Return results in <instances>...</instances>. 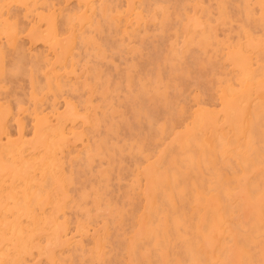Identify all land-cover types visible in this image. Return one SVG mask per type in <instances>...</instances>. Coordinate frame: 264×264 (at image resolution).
I'll use <instances>...</instances> for the list:
<instances>
[{
    "label": "rangeland",
    "instance_id": "374dc122",
    "mask_svg": "<svg viewBox=\"0 0 264 264\" xmlns=\"http://www.w3.org/2000/svg\"><path fill=\"white\" fill-rule=\"evenodd\" d=\"M2 0H0V18L2 17V19L3 20H0V24H2V25H0V38H1V36H2V32H4L3 34L5 35H3V42H2V38L0 39V42H2L3 43V45H2V43H0L1 45H0V90H1V92H0V112H3V114L2 113H0V147L2 148V149H0L1 151H0V158H4L5 159V161L3 160V162H2V159H1V161H0V178L2 177V179H3V181H2V179H0V183H2V185L0 186V192L2 191V189H4V192H1L0 193V206L2 207V209H1V207H0V209L2 210V212H1V210H0V222H2L3 220H4V218H1V217H6V218H8V219H6L5 218V222L3 223H1L2 225L0 226V227H2V229L0 228V253L2 254H0L1 256H0V259L2 258V260H0V264H9V261H10V263L11 264H26V262H30V264L33 262V264L35 263V264H69V262H73V263H70V264H82V263H84V264H90L93 260H94V258L95 257H97V258H95L96 260L98 259L99 261H96V260H94L91 264H95V263H98V264H108L109 262H110V264H111V261H112V263L113 264H126V262H127V264H149L150 262L152 263V264H168V263H171L172 264V262H173V264H179V263H183L184 264V261H186V263L185 264H202V263H204V264H223V258H225V256H226V260H225V264H229L228 262H230V264H241V259L240 258H242L243 259V261L244 260H246V262L244 261V263L243 264H245V263H247V264H253V263H249V260L248 259H250V258H252V261L254 260L253 258H257L258 260H259V258L258 257H260V258H264V256L263 255H261V253L260 252H264V240H263V238H264V236L261 238L260 237V235H264V220H263V218H264V206H262V205H264V161H263V159H264V150H262V149H264V145H262V144H264V139H262V138H264L263 136H264V116H262V115H264V87L263 86H261V83H262V81H264L263 79V77H261L262 76V74H264V73H261V71L262 70H264V63L263 62H259V61H264V50H263V48H264V29H262V27H264V21H263V23H262V21L261 20H264V10H263V3H264V0H238L240 3L238 4V1L237 0H234V1H229V0H201V3H200V0H175V1H177L176 2V5H177V8L175 7L176 5H175V1H173V0H170V1H173L172 3L169 1V0H166L165 2H164V0H112V2H111V0H90V1H88V0H67V2H64V1H66V0H3L2 2H1ZM5 1V2H4ZM11 1V2H10ZM15 1H17V2H15ZM21 1V2H20ZM35 1V2H34ZM53 1V2H52ZM58 1V2H57ZM63 1V2H62ZM91 1L92 2H94V6H92L91 5ZM120 1H122V2H120ZM135 3H134V2ZM138 1V2H137ZM147 1V2H146ZM156 1V2H155ZM189 1H192V4H191V2L190 3H188ZM222 1H224L223 3H222ZM237 1V2H236ZM255 1V2H254ZM261 1H263V2H261ZM13 2V3H12ZM19 2V3H18ZM33 2H34V4H33ZM77 2V3H76ZM101 2H103V3H101ZM108 2V3H107ZM118 2H119V5H116V4H118ZM129 2H131V3H129ZM150 2H153L152 4L150 3ZM157 2H158V4H157ZM186 2L189 4H186ZM232 2V3H231ZM254 2V3H253ZM17 3V4H16ZM28 3V4H27ZM46 3H48V5L46 4ZM74 3V4H73ZM90 3V4H89ZM98 3V4H97ZM111 3V4H110ZM129 3V4H128ZM133 3H134V5H133ZM143 3H145L144 4V6L142 5ZM174 3V4H173ZM181 4L182 3V5H179V4ZM198 3H200V4H198ZM4 4H6V5H4ZM30 4H32V6L30 5ZM59 4H61V5H59ZM79 4V5H78ZM82 4H84V5H87V6H84V5H82ZM113 4V5H112ZM152 6H151V5ZM153 4H157L156 6L155 5H153ZM161 4L163 5V6H161ZM173 5V7L172 6H168V5ZM259 4V6L257 7V5ZM4 7H3V6ZM11 5H13V6H11ZM16 5V6H15ZM19 5V6H18ZM20 5H21V7H20ZM30 5V6H29ZM82 5V6H81ZM116 5V6H115ZM122 5H124V6H122ZM127 6V8H126V6ZM129 5H131V7H129L128 8V6ZM137 5V6H136ZM142 5V6H141ZM184 5V6H183ZM229 5V6H228ZM237 5V6H236ZM239 5V6H238ZM244 5H246V6H248V7H245ZM7 6V7H6ZM27 6H29V7H27ZM38 6V7H37ZM47 6H48V8H47ZM54 6V7H53ZM78 6V7H77ZM89 6H92V7H89ZM95 6H96V8L97 9H94L95 8ZM101 6H102V8H101ZM113 6V7H112ZM114 6H115V8H114ZM119 8H118V7ZM136 6V7H135ZM138 6H139V8H138ZM160 6V7H159ZM164 6H165V8H164ZM166 6H168V7H166ZM184 8H183V7ZM195 6H196V8H195ZM228 6V7H227ZM252 6V7H251ZM1 7H3V8H1ZM12 7V8H11ZM33 7L35 8V9H33ZM45 7V8H44ZM51 8V10H53L52 12H50V8ZM94 7V8H93ZM108 7V8H107ZM117 7V8H116ZM123 7H124V9H123ZM149 7H151V9H149ZM161 7L162 8H164V9H161ZM171 7H172V9H171ZM176 8V10H177V14L178 15H176V10H175V8ZM218 7H221V8H219V9H217ZM254 7H256V8H254ZM11 8V9H10ZM17 8V9H16ZM25 8V9H24ZM31 8V9H30ZM36 8H38V13L36 12L37 11V9ZM59 8V9H58ZM83 8H85V10H82ZM90 8H92L93 10H96L95 11V13H96V17H95V13H94V11L92 10V9H90ZM110 8V9H109ZM131 8H133V10H131ZM145 8V9H144ZM157 8V9H156ZM183 8V9H182ZM201 8V9H200ZM227 8H229V11L227 10ZM233 8H235V9H233ZM239 8V9H238ZM249 8V9H248ZM252 8V9H251ZM258 8H259V11H258ZM2 9V10H1ZM6 9V10H5ZM27 9H28V12H27ZM56 9V10H55ZM64 9V10H63ZM106 9H107V11H106ZM119 9V10H118ZM121 9H123L122 11H121ZM143 9V10H142ZM148 9V10H147ZM159 9H161V11H163V10H165V11H163L162 13L163 14H161V11L159 10ZM166 9H168V10H166ZM174 9V10H173ZM192 9V10H191ZM199 9V10H198ZM221 9V10H220ZM251 9V10H250ZM4 10V11H3ZM8 10H10V12L11 13H13V15H11V13L10 12H8ZM24 10V11H23ZM30 10L32 11V13L30 12ZM36 10V11H35ZM44 10V11H43ZM71 10V11H70ZM80 10V11H79ZM90 10H92V11H90ZM111 10H113L112 12H111ZM139 12H138V11ZM145 10H147V12L145 11ZM151 12H150V11ZM158 10V11H157ZM171 10V11H170ZM179 10V11H178ZM189 10H190V12H189ZM220 10V11H219ZM246 10V11H245ZM257 10V11H256ZM3 11V12H2ZM33 11H34V14H33ZM41 11V12H40ZM43 11V12H42ZM61 11V12H60ZM63 11V12H62ZM85 11V12H84ZM90 11V12H89ZM115 11H117V12H115ZM118 11H121V12H118ZM154 11H156V12H154ZM167 11H168V13H167ZM173 11H175V12H173ZM186 13H185V12ZM188 11V12H187ZM193 11H195L194 13H193ZM202 11V12H201ZM222 11H224V12H222ZM231 11V13H229ZM237 11H240V12H237ZM255 11V13H253ZM4 12H8V13H4ZM17 12V13H16ZM24 12H27V13H24ZM44 12H46L45 14H44ZM58 12V13H57ZM65 12H67V13H65ZM73 12L74 13H77V14H75V15H73L72 17L75 19H73L72 17H70L72 14H73ZM84 12V13H83ZM115 12V13H114ZM124 12V13H123ZM136 12H138V13H136ZM144 12V13H143ZM154 12V13H153ZM179 12V13H178ZM180 12H181V14H180ZM192 12V13H191ZM202 13V15H204V17H205V15L207 16L206 17V19L201 15V13ZM204 12V13H203ZM241 12H242V14H241ZM245 12V13H244ZM250 12V13H249ZM259 12H260V15H259ZM10 13V14H9ZM31 15H30V14ZM55 13V14H54ZM59 13L60 14H62V15H59ZM64 13L66 14L65 15V17H62V16H64ZM89 13V14H88ZM102 13V14H101ZM110 13H112V14H110ZM129 13V14H128ZM134 13V14H133ZM147 13V14H146ZM165 13H166V15H165ZM171 13H172V15H171ZM185 13V14H184ZM253 13V14H252ZM9 15V17L8 16H6V15ZM29 15V17H28V15ZM40 15V16H38L39 17V19H38V17H37V15ZM48 14H50V15H48ZM71 14V15H70ZM78 14H80L81 16H82V14H84V16L83 17H80V15L78 16ZM108 14V15H107ZM110 14V15H109ZM121 14H122V16H121ZM143 14V15H142ZM149 14H151V15H149ZM169 14V15H168ZM193 14V15H192ZM200 14V15H199ZM231 14V15H230ZM245 14V15H244ZM263 14V15H262ZM11 15V16H10ZM20 15V19H19V17H17V16H19ZM23 15H27V16H23ZM46 15H47V17H46ZM58 15H59V17H58ZM70 15V16H69ZM87 15V16H86ZM90 15V16H89ZM105 15V16H104ZM118 15V16H117ZM155 15H156V17H155ZM158 15H161V16H158ZM176 15V16H175ZM181 15V16H180ZM185 15L187 16L188 15V17H186L187 19H185L184 17H185ZM190 15V16H189ZM197 15V16H196ZM221 15H223V19H222V16ZM230 15V16H229ZM254 15V16H253ZM262 15V16H261ZM53 16V17H52ZM116 16V17H115ZM131 16V17H130ZM145 16V17H144ZM162 16H164L165 18H163ZM168 16V17H167ZM177 17V18H175V17ZM199 16V17H198ZM226 16L228 17V18H226ZM246 16V18H243V17H245ZM248 16V17H247ZM258 16H260V17H258ZM25 17V18H24ZM57 17V18H56ZM94 17V18H93ZM99 17V18H98ZM102 17H104V18H102ZM106 17V18H105ZM123 17H126V18H123ZM144 17V19H142ZM175 19H174V18ZM182 17V18H181ZM195 17V18H194ZM196 17H198V18H196ZM241 17H242V19H241ZM250 17V18H249ZM251 17H252V20H247V19H251ZM5 18H7L6 20H5ZM17 18V19H16ZM29 18V19H28ZM34 18V19H33ZM38 20H37V19ZM44 18H46V19H44ZM76 18H80V19H76ZM85 18V19H84ZM97 18V19H96ZM127 18H128V22H127ZM136 18V19H135ZM159 18V19H158ZM163 18V19H162ZM168 18V19H167ZM170 18V19H169ZM178 18H179V20H178ZM231 18V19H230ZM233 18V19H232ZM256 18V19H255ZM260 20H259V19ZM13 19V20H12ZM18 20V21H15V20ZM22 19V20H21ZM34 20V22H33V20ZM37 21H36V20ZM59 19H61V20H59ZM101 21H100V20ZM112 19V20H111ZM125 19H126V21H125ZM133 19H135V20H133ZM137 19H140V20H137ZM147 21H146V20ZM165 19V20H164ZM173 19V20H172ZM190 19H192V21H194V23H191L192 21L190 20ZM201 21H200V20ZM209 20V23L208 22H203L204 20ZM226 19V20H225ZM8 20H11V21H9V22H7ZM26 20V21H25ZM40 20V21H39ZM58 20V21H57ZM74 20V21H73ZM78 20V21H77ZM103 20H105V21H103ZM108 22H107V21ZM122 20V21H121ZM143 20V21H142ZM158 20H160L159 22H158ZM176 20V21H175ZM185 20H189L190 21V23L188 24L187 22L188 21H185ZM200 21V23H199V21ZM223 20V21H222ZM242 20L244 21V22H242ZM76 21V22H75ZM86 21V22H85ZM109 21H111L112 23H109ZM114 21H115V23H114ZM140 21V22H139ZM142 21V22H141ZM146 21V22H145ZM158 22V23H156V22ZM165 21V22H164ZM169 21V22H168ZM3 22V23H2ZM12 22V23H11ZM20 22V23H19ZM27 22H29V23H27ZM39 22V23H38ZM41 22V23H40ZM54 22H58V25L56 24V23H54ZM59 22L61 23V24H59ZM85 22V23H84ZM87 22L89 23V24H87ZM123 22V23H122ZM132 22V23H131ZM143 22H145V23H143ZM198 22V23H197ZM224 22H226V24H224ZM255 22H257V24L255 25ZM258 22H260L259 24H258ZM31 23H32V25H31ZM70 23V24H69ZM72 23H73V25H72ZM80 23V24H79ZM90 23H93V25H94V27H93V25L92 24H90ZM102 23V24H101ZM107 23V24H106ZM132 24V25H130V24ZM149 23V24H148ZM171 23V24H170ZM179 23V24H178ZM195 23H197V24H195ZM205 25L206 26V24H209V25H207L206 27H204L203 25ZM205 23V24H204ZM250 24V25H247V24ZM5 24H7L6 26H5ZM13 24V25H12ZM17 24V25H16ZM19 24H21V25H19ZM45 24V25H44ZM53 26H52V25ZM64 24V25H63ZM67 24V25H66ZM85 24V25H84ZM86 24H87V26L88 27H90V28H88L87 26H86ZM107 26H106V25ZM121 26H120V25ZM125 24V25H124ZM144 24V25H143ZM161 24V25H160ZM245 26H244V25ZM263 24V25H262ZM19 25V27H17ZM25 27H24V26ZM45 27H44V26ZM81 25V26H80ZM83 25V26H82ZM90 25H92V26H90ZM103 25V28L101 27ZM108 25L110 26V28H111V30H110V28L108 27ZM133 25H135L134 26V28H133ZM157 25H159V26H157ZM165 25H166V27H165ZM190 25H192V27L190 26ZM13 26H15V27H13ZM20 26H22V27H20ZM34 26H36V27H34ZM56 26V27H55ZM57 26H58V28H57ZM64 26H66V27H64ZM70 27V26H72L71 27V30H70V28L68 29V27ZM80 26V27H79ZM132 27V31L134 32H132L131 31V27ZM143 28H142V27ZM147 26V27H146ZM151 26V27H150ZM171 26V27H170ZM172 26H178V27H174V28H172ZM182 26V27H181ZM191 27V31H193V32H191V31H189V30H187L189 27ZM203 27V29H202V27ZM208 26H209V28H208ZM12 27H13V29L15 28V30H13L12 29ZM27 27V28H26ZM28 27H30V28H28ZM41 27V28H40ZM44 27V28H43ZM53 27H55V28H53ZM61 27V29H59ZM75 27H77V29L75 28ZM118 27H120V28H118ZM130 27V28H129ZM164 27H165V29L166 30H170V31H166L165 29H164ZM188 27V28H187ZM193 27H195V28H193ZM197 27H200L199 29L197 28ZM242 27V28H241ZM243 27H245V29L243 28ZM250 27H251V29H250ZM261 27V28H260ZM18 28V29H17ZM80 28V29H79ZM84 28V29H83ZM86 28V29H85ZM102 28V29H101ZM104 28H105V31H104ZM114 28V29H113ZM122 28H124V29H122ZM157 28V29H156ZM162 28V29H161ZM179 30H177V29ZM187 28V29H186ZM204 28H206V30L204 29ZM249 28V29H248ZM256 28H257V30H258V32L256 31ZM2 29H4V30H6V33H5V31L4 30H2ZM24 29V30H23ZM44 29V30H43ZM67 29L69 30L68 32H67ZM76 29V30H75ZM101 29V30H100ZM120 29V30H119ZM141 29H144V30H141ZM147 29V30H146ZM149 29H150V31H149ZM255 29V30H254ZM2 30V31H1ZM19 31V33H18V31ZM29 32H27V31ZM56 30V31H55ZM81 30V31H80ZM82 30H85V32L84 31H82ZM127 30V31H126ZM135 30V31H134ZM145 30H146V32H145ZM158 30H161V31H158ZM164 30V31H163ZM171 30H172V32H171ZM177 32H176V31ZM184 30H187L186 32L184 31ZM199 30V31H198ZM201 30H203V32L201 31ZM12 31L14 32V33H12ZM24 31V32H23ZM57 31H59V32H57ZM74 31H76V32H78V33H82V34H78V33H76V32H74ZM93 31H95V32H93ZM114 31V32H113ZM122 31V32H121ZM131 31V32H130ZM150 33H149V32ZM154 31H156V32H154ZM165 31H166V33H165ZM202 33H201V32ZM208 33H206V32ZM240 31V32H239ZM243 31V32H242ZM248 31V32H247ZM252 31V32H251ZM33 32V33H32ZM64 32V33H63ZM68 33V35H67V33ZM69 32H72V33H75V34H72V33H70L69 34ZM100 32H102V33H100ZM106 32V33H105ZM112 32V33H111ZM115 32H118V33H115ZM137 32V33H136ZM181 32H183V33H181ZM231 32H232V35H231ZM55 33V34H54ZM57 33V34H56ZM61 33V34H60ZM66 33V34H65ZM95 33V34H94ZM145 33V34H144ZM163 33H165V34H163ZM168 33H169V35H168ZM177 33V34H176ZM186 33V35L184 36V35H182V34H185ZM189 33H191V37H188V36H190V34ZM195 33H197V35L195 34ZM205 33H206V36H205ZM211 33H213V35L211 34ZM238 33H240V35L241 36H243V37H240L239 36V34ZM28 34V35H27ZM52 34H54V36L52 35ZM66 36H65V35ZM93 34V35H92ZM97 34H99V35H97ZM102 34V35H101ZM103 34H104V36H103ZM113 35L112 36V40H111V36L110 35ZM116 34V35H115ZM122 34V35H121ZM127 34V35H126ZM130 34H132V35H130ZM154 34H156V35H154ZM157 34H160V35H157ZM199 34H202L201 36L199 35ZM230 34V35H229ZM26 35V36H25ZM45 35H51V36H49V37H47V36H45ZM60 36L61 37V35H63L61 38H58V39H60L59 40V42H57L58 41V39H57V37H56V40H55V38H53V37H55V36ZM71 37H70V36ZM82 35V36H81ZM85 35H87V36H85ZM90 37H89V36ZM95 35H97V36H99V37H97V36H95ZM172 35V36H171ZM194 35V36H193ZM212 35V36H211ZM224 35H227V36H224ZM237 35V36H236ZM246 35H247V37H246ZM252 35V36H251ZM15 36H17L16 37V40L14 41V37ZM26 38H25V37ZM67 36H69V37H67ZM77 37V36H79V37H77V38H75V37ZM110 36V37H109ZM170 36V37H169ZM200 36V37H199ZM204 36V37H203ZM218 36V37H217ZM239 36V37H238ZM257 36H259V37H257ZM260 36L261 37H263V38H260ZM44 37H46V38H44ZM52 38L51 40L49 39V38ZM106 39H105V38ZM121 37V38H120ZM125 37V38H124ZM132 37V38H131ZM138 37H139V40L137 41L136 39H138ZM155 37V38H154ZM193 37H196V38H193ZM209 37H212V38H209ZM217 37V38H216ZM220 37V38H219ZM235 37V38H234ZM12 38H14V39H12ZM62 38H64L63 40H62ZM72 38V39H71ZM85 38V39H84ZM107 38H108V40H107ZM119 38L121 39V40H119ZM127 38H128V42H127ZM136 38V39H135ZM159 38V39H158ZM161 38H164L163 40L161 39ZM170 38V39H169ZM185 38H188V39H185ZM198 38H200L199 40H198ZM219 38V39H218ZM232 40H231V39ZM234 38V39H233ZM242 38V39H241ZM249 38V39H248ZM255 38V39H254ZM21 39H22V41H21ZM80 39H82V40H80ZM103 39V40H102ZM131 39H133V40H131ZM168 39V40H167ZM189 39H191L190 40V42H188V40ZM194 41H193V40ZM206 39H208V40H206ZM209 39H211V40H209ZM229 39V40H228ZM236 39V40H235ZM247 39V40H246ZM261 39V40H260ZM10 40V41H9ZM19 40V41H18ZM69 40H72V42H69ZM78 40V42H76ZM101 40L103 41L102 43H99V42H101ZM104 40H106V41H109L110 43H109V48L107 47V43L105 44V42L106 41H104ZM130 40V41H129ZM145 40H146V42H145ZM151 40H153L154 42H152L151 43ZM157 40H159V41H157ZM163 41V42H161V41ZM186 40H187V42H186ZM202 40V41H201ZM206 40V41H205ZM213 40V42H211ZM219 40H221L220 42H219ZM237 40H241L240 41V43H239V41H237ZM256 40V41H255ZM258 40V41H257ZM6 41V42H5ZM8 41V42H7ZM16 41H17V44H18V46H17V44H16ZM51 41V42H50ZM54 41V42H53ZM111 41H113V42H111ZM227 42V44H223V42ZM242 41H244L245 43L247 42V44H245V43H243ZM263 41V42H262ZM11 42V43H10ZM47 42V43H46ZM48 42H50V43H52L51 45H50V43H48ZM79 42H81V43H79ZM115 42V43H114ZM134 42H136L137 44H135ZM158 42H160V43H158ZM179 42V43H178ZM187 43L186 44V46H185V44L184 43ZM193 42H195V43H193ZM204 42H205V44H204ZM234 42V43H233ZM238 43V44H236V43ZM253 42L254 43H259L258 45H255V44H253ZM7 43V44H6ZM14 43V44H13ZM62 43H64V44H62ZM68 43V44H67ZM95 43V44H94ZM112 43H114V44H112ZM139 43V44H138ZM144 43V44H143ZM159 44V46H158V44ZM165 43V45H163ZM190 43V44H189ZM196 43H197V45L199 46V47H197V45H196ZM16 44V45H15ZM42 44V45H41ZM44 44H47V46H45ZM54 44H55V46L57 47H54ZM110 44H112V45H110ZM118 44H120L119 46H118ZM124 44V45H123ZM143 44V45H142ZM154 44H156V45H154ZM182 44L184 45V46H182ZM212 44H213V46H212ZM221 44H223V45H221ZM230 44H232L231 46H229ZM243 44V45H242ZM244 44H245V46H247V47H245L244 46ZM8 45V46H7ZM78 45V46H77ZM106 45V46H105ZM139 45V46H138ZM163 45V46H162ZM169 45V46H168ZM191 45V46H190ZM196 47H195V46ZM205 45V46H204ZM209 45V46H208ZM217 45V46H216ZM13 46V47H12ZM65 46V47H64ZM75 46H77L79 49H80V51H78V48L76 47L75 48ZM81 46V47H80ZM82 46H84V47H82ZM92 46V47H91ZM121 46V47H120ZM143 46V47H142ZM168 46V47H167ZM188 46V47H187ZM221 46V47H220ZM223 46V47H222ZM225 46V47H224ZM243 47V49H241V47ZM260 46H261V48H260ZM10 47H12V48H10ZM17 47V48H16ZM49 47V48H48ZM59 47H61V48H59ZM66 47H68L67 49H63V48H66ZM90 47V48H89ZM102 47V48H101ZM103 47H105V48H103ZM110 47H112V48H110ZM182 47H185V48H188V50L187 49H185V48H182ZM190 47V48H189ZM192 47V48H191ZM205 47H206V49H205ZM217 47H219V48H217ZM229 47L230 48H232V47H234V48H236V49H234V50H232V49H229ZM6 48V49H5ZM75 48V49H74ZM116 48H117V50H116ZM139 48V49H138ZM160 48H161V50L163 51H160ZM167 48V49H166ZM171 48H172V50H171ZM213 48V49H212ZM217 48V49H216ZM222 48V49H221ZM225 48H227V49H225ZM244 48H246V49H244ZM21 50V51H18V50ZM59 49H60V52H59ZM62 49H63V51H62ZM72 49H74V50H72ZM90 49V50H89ZM119 49V50H118ZM141 49V50H140ZM148 50V51H146V50ZM157 49V50H156ZM170 49V50H169ZM174 49V50H173ZM209 49V50H208ZM224 49V50H223ZM241 49V50H240ZM249 49V50H248ZM14 50H16L17 52H15ZM25 50H27V51H25ZM52 50H54V51H52ZM67 50H69V51H67ZM96 50V51H95ZM107 51V52H105V51ZM124 50V51H123ZM145 50V51H144ZM166 50H169V51H171V52H169V51H166ZM180 50V52H179V56L177 57L176 55V53H178V51ZM185 50V51H184ZM217 50V51H216ZM220 52H219V51ZM225 50H232L233 51V54L230 52L229 53V51H225ZM242 50H244V51H242ZM246 50V51H245ZM261 50H262V52H261ZM24 52V54H23V52ZM31 51V52H30ZM73 51V52H72ZM153 51L155 52V54L153 53ZM156 51H157V53H156ZM173 51V52H172ZM184 51V52H183ZM205 51V52H204ZM208 51V52H207ZM212 51V52H211ZM241 51V52H240ZM256 51H257V53L259 54H256ZM260 51V52H259ZM5 52V53H4ZM8 54H7V53ZM15 54H14V53ZM29 52V53H28ZM52 52H56V55L55 54H52ZM71 52V53H70ZM77 52H79V53H77ZM114 52V53H113ZM118 52V53H117ZM182 52L185 54H182ZM187 52H191L190 53V55H189V53H187ZM238 52H240V53H238ZM248 52H249V54L250 55H247L248 54ZM252 54H251V53ZM2 53V54H1ZM13 53V54H12ZM20 53L22 54V58H20L21 56H20ZM44 53V54H43ZM58 53V54H57ZM70 53V54H69ZM82 53V54H81ZM83 53H86V54H88V55H86V54H83ZM92 53H93V55H92ZM112 55H111V54ZM145 53V54H144ZM152 53L154 54V55H152ZM161 54V55H156V54ZM204 53H205V57H204ZM220 53V54H219ZM226 55H225V54ZM236 53V54H235ZM255 53V54H254ZM26 54H27V56H26ZM61 54V55H60ZM64 54H66V55H64ZM74 56H73V55ZM79 54V55H78ZM101 54V55H100ZM120 54V55H119ZM139 54H140V56H139ZM143 56H142V55ZM148 54V55H147ZM168 54V55H167ZM171 54H173V55H171ZM210 54V55H209ZM214 54H215V58H216V60L214 59ZM217 54H219V55H217ZM231 54V55H230ZM241 54V55H240ZM5 55H8V56H5ZM15 57H14V56ZM23 55H25V57L23 56ZM32 55H33V57H32ZM49 56V57H47V56ZM67 55H70V57H68ZM81 55V57H78V56H80ZM117 56V58H115L116 56ZM147 55V56H146ZM163 55H165V56H163ZM167 55V56H166ZM181 55L183 56L184 55V57H181ZM194 55V56H193ZM213 55V56H212ZM248 57H246V56ZM256 55V56H255ZM257 55L258 56H261V58H256L257 57ZM20 56V57H19ZM42 56V57H41ZM46 56V57H45ZM56 56V58L53 60V58ZM68 57V59L66 58V59H64V57ZM88 57V56H91V57H88V58H86V57ZM99 56V57H98ZM108 56H110V57H108ZM111 56H113V57H111ZM121 56V57H120ZM139 56V57H138ZM146 57V59H145V57ZM149 56H151V57H149ZM173 56L174 57H177V59L176 58H174V60H173ZM197 56V57H196ZM209 56H211L210 58H209ZM225 56H226V58H228V59H226L225 58ZM231 56V57H230ZM253 56V57H252ZM5 57V58H4ZM7 57V58H6ZM13 57V58H12ZM19 57V58H18ZM27 57V58H26ZM34 57H36V58H34ZM73 57V58H72ZM83 57H85V58H83ZM101 57H102V59H101ZM108 57V58H107ZM163 57H165V58H163ZM170 57H172V58H170ZM180 57V58H179ZM187 57V58H186ZM196 57V58H195ZM242 57L244 58V60L242 59ZM8 58L10 59H13V60H8ZM17 60V61H14L15 59ZM25 58H26V60H25ZM40 58H42V59H40ZM58 58H60V59H58ZM76 58H77V60H76ZM97 58H99L98 60H96ZM152 58V59H151ZM170 58V59H169ZM182 58H184V60L182 59ZM208 58V59H207ZM253 59V61H252V59ZM28 59V60H27ZM39 59V60H38ZM46 59V60H45ZM58 59V60H57ZM74 60V64L76 63L77 64V68L74 66V64H73V61H71V60ZM82 59V60H81ZM84 59H91V60H84ZM107 59V60H106ZM156 59H158L159 61H154L153 62V60H156ZM172 59V60H171ZM193 61H192V60ZM225 59H226V62H224L225 61ZM254 59H256V60H254ZM257 59L259 60V61H257ZM5 60V62L3 63V61ZM7 60V61H6ZM19 60L21 61V62H19ZM25 60V61H24ZM32 60V61H31ZM37 60V61H36ZM41 60V61H40ZM45 60V61H44ZM67 60V61H66ZM81 60V61H80ZM95 60V61H94ZM119 60H121V61H119ZM148 60V61H147ZM151 60V61H150ZM167 60V61H166ZM186 60V61H185ZM196 60V61H195ZM10 61H13L12 62V64H11V67H9L8 65H10ZM36 61V62H35ZM52 61V64H53V66H52V64L50 63ZM57 61H58V63H57ZM83 61V62H82ZM85 61V62H84ZM92 61V62H91ZM94 61V62H93ZM106 61V62H105ZM143 61V62H142ZM173 61H177L176 63L174 62L173 63ZM195 61V62H194ZM208 61H211L210 63L208 62ZM243 61H246L245 63L243 62ZM248 61V62H247ZM250 61H252V63H251V65L254 67V68H252V66L250 65ZM38 62V63H37ZM64 62V63H63ZM67 64H66V63ZM78 62V63H77ZM108 62V63H107ZM150 62H153V63H150ZM171 62V63H170ZM179 62L180 63H182V64H179ZM255 62H257V63H255ZM8 63V64H7ZM27 63V64H26ZM46 63H48V64H46ZM55 63H57V66L55 65ZM70 63V64H69ZM95 63V64H94ZM110 63V64H109ZM125 63H127V65L125 64ZM144 63H145V65H144ZM209 63V64H208ZM262 63V64H261ZM6 64H7V66L9 67H6ZM18 64H21V66L20 65H18ZM51 64V65H50ZM66 64V65H65ZM89 64V65H88ZM100 64H103V65H100ZM125 64V65H124ZM138 64V65H137ZM240 64V65H239ZM256 64V65H255ZM23 65H25L24 67H23ZM35 65V66H34ZM38 65V66H37ZM44 65H46V66H44ZM48 65H49V68H50V66H52V68H48ZM65 65V66H64ZM79 65V66H78ZM80 65H82V66H80ZM91 65V66H90ZM99 65V66H98ZM140 65V66H139ZM144 65V66H143ZM160 65V66H159ZM167 65H171L172 67L170 68V66H167ZM176 65V66H175ZM182 65V66H181ZM228 65V66H227ZM14 66V67H13ZM41 66V67H40ZM56 66V67H55ZM64 66V67H63ZM93 66H94V68H96L95 70H94V68H93ZM104 66H105V69H103L104 68ZM157 66H159V67H157ZM166 66V67H165ZM173 66H175V67H173ZM181 66V67H180ZM216 66V67H215ZM248 66H250L249 68L251 69V71L250 72H248V70H250L249 68H247ZM263 66V67H262ZM17 67H18V69H17ZM21 67V69L23 70H21L20 69V71L22 72V75H21V73H20V71H19V68ZM45 67L47 68L46 70H44L45 69ZM61 67V68H60ZM70 67V68H69ZM90 67V68H89ZM98 67V68H97ZM122 67V68H121ZM151 67V68H150ZM160 67H161V70H160ZM162 67H165V68H163L162 69ZM212 67V68H211ZM218 67V68H217ZM239 68V69H237V68ZM8 68V69H7ZM26 68V69H25ZM55 68H57L56 70H55ZM82 68V69H81ZM166 68H167V70H166ZM173 68V69H172ZM175 68H178V69H175ZM182 68V69H181ZM237 70H236V69ZM261 69V70H259V69ZM5 69H7V70H5ZM11 69H13V71H11ZM36 71H35V70ZM54 69V70H53ZM70 69V70H69ZM79 69V70H78ZM90 69V70H89ZM128 71H127V70ZM139 69H141L140 71H141V73L139 72V74H138V71H139ZM158 69V70H157ZM165 69V70H164ZM184 69V70H183ZM218 69H221V70H218ZM6 71V74H3V73H5L4 71ZM15 70H17V72H15ZM53 70V71H52ZM66 70H69V71H66ZM89 70V71H88ZM93 72H92V71ZM105 70V71H104ZM144 70V71H143ZM153 70V71H152ZM169 70H171V71H169ZM187 70H189V73L187 74ZM211 70H213V71H211ZM215 70V71H214ZM236 72H235V71ZM258 70V71H257ZM18 71H19V73H18ZM43 71V72H42ZM45 71V72H44ZM49 71H52L51 72V74H50V72ZM56 71V72H55ZM64 71V72H63ZM85 71H87L86 73H84ZM106 71H109V72H106ZM116 71V72H115ZM125 73H124V72ZM157 71H159V72H157ZM162 71V72H161ZM167 71V72H166ZM176 71V72H175ZM211 71V72H210ZM220 71V72H219ZM246 71H247V73H246ZM257 73H256V72ZM8 72V73H7ZM48 72V73H47ZM66 72V73H65ZM76 72H78V73H76ZM90 72V73H89ZM104 72V73H103ZM134 72V73H133ZM136 72V73H135ZM147 72V73H146ZM172 72H173V74H172ZM184 72H185V74H184ZM243 72V73H242ZM263 72V71H262ZM16 73V74H15ZM39 73V74H38ZM56 73H58V75L56 74ZM60 73V74H59ZM103 73V74H102ZM109 73V75H108V77H106L107 76V74ZM114 75H113V74ZM116 73V74H115ZM121 73H123V74H121ZM127 73H128V75H127ZM152 75H151V74ZM175 73V74H174ZM212 73H214L213 75H212ZM236 73V74H235ZM258 74V73H260V74H258V75H260V76H254V74ZM7 74H8V77H5V76H7ZM24 74V75H23ZM36 74H38V75H36ZM43 74V75H42ZM44 74L45 75H49V76H46V80H45V78H44ZM86 76H85V75ZM94 76H93V75ZM145 74V75H144ZM165 74V76H162V75H164ZM169 74H171L169 77H167ZM217 74V75H216ZM220 74V75H219ZM221 74H222V78H221ZM234 74V75H233ZM238 74V75H237ZM247 74H249L250 76H248ZM255 74V75H256ZM15 75H16V78H15ZM19 75V77H17ZM34 75H36V76H34ZM52 75V76H51ZM80 75V76H79ZM103 75V76H102ZM115 78V76H117V78H115L114 80H113V82H112V76ZM150 75V76H149ZM184 75V76H183ZM217 77H216V76ZM227 75V76H226ZM244 75V76H243ZM10 76V77H9ZM21 76V77H20ZM24 76V77H23ZM29 76H30V78H29ZM63 76V77H62ZM92 76V77H91ZM105 76V77H104ZM119 76V77H118ZM149 78H148V77ZM152 76V77H151ZM218 76H220V77H218ZM225 76V77H224ZM232 76V77H231ZM234 76V77H233ZM41 77V78H40ZM51 78V80H53L52 82H50V79L49 78ZM56 77V78H55ZM130 77V78H129ZM138 77V78H137ZM141 77V78H140ZM172 77H173V79H172ZM183 77V78H182ZM186 77V78H185ZM228 77V78H227ZM236 77H238V78H236ZM5 78V79H4ZM18 78H20L19 80H18ZM37 80H36V79ZM72 80H71V79ZM93 78L95 79V80H93ZM111 78V79H110ZM133 78V79H132ZM134 78H135V82H134ZM164 78V79H163ZM167 78H169V80H167ZM211 78V79H210ZM213 78V79H212ZM236 78V79H235ZM251 78H258V82L256 81V80H253V79H251ZM260 78H263V79H261L260 81H259V79ZM7 79V80H6ZM16 79V80H15ZM22 79H24V81H22ZM49 79V80H48ZM65 79V80H64ZM70 79V80H69ZM77 79V80H76ZM102 79H105V80H102ZM136 79H137V81H136ZM163 79V80H162ZM226 79V80H225ZM13 80V81H12ZM36 80V81H35ZM41 80V81H40ZM44 80H45V83H44ZM67 80V81H66ZM74 80V81H73ZM83 82V81H85V83L83 82H81V81ZM89 80V81H88ZM132 80H133V83H135V85L137 84V86H136V88H134L135 87V85L134 84H132ZM143 80H145V81H143ZM162 80V81H161ZM215 80V81H214ZM229 81V82H225V81ZM233 80L234 81H236V84H235V82H233ZM7 81V82H6ZM26 81H27V83H26ZM37 81H38V83H37ZM58 81H60L61 83H59L58 84ZM68 81H70V82H68ZM111 81V82H110ZM129 81V82H128ZM175 81V82H174ZM217 81H218V83H217ZM220 81H222V82H220ZM248 81H250V82H248ZM4 82H6V83H4ZM35 82H36V84H35ZM39 82H41L40 83V86L41 87H39L38 85H39ZM56 82H57V86H54V85H56ZM66 82V83H65ZM141 82V83H140ZM153 82V83H152ZM162 82V83H161ZM166 82V83H165ZM241 82V83H240ZM2 83V84H1ZM8 83V84H7ZM29 83V84H28ZM75 83H77V84H75ZM88 83V84H87ZM90 83H91V85H90ZM102 83H104V84H102ZM109 83H113V84H109ZM165 83V84H164ZM199 83V84H198ZM219 83H220V85H219ZM222 83V84H221ZM251 83V84H250ZM54 84V85H53ZM78 84H80L81 86H78ZM87 84V85H86ZM99 84H101V85H99ZM151 84V85H150ZM152 84H153V86H152ZM162 84V85H161ZM217 84V85H216ZM255 84H256V86H255ZM259 84V85H258ZM2 85V86H1ZM4 85V86H3ZM6 85H7V87H6ZM21 85V86H20ZM29 85H30V87H29ZM44 85H45V87H46V90L45 89H43V88H45L44 87ZM63 85V86H62ZM69 85V86H68ZM99 85V86H98ZM105 86L104 88L102 87V86ZM112 85V86H111ZM117 85V86H116ZM134 87H133V86ZM139 85V86H138ZM146 85H148V86H146ZM171 85H173V86H171ZM222 85V86H221ZM229 85H231L233 88H231V86L229 87ZM36 86L38 87V88H36ZM71 86H72V88H71ZM111 86V88H109ZM120 88H119V87ZM135 89V90H138V91H141V92H138V91H135L132 87ZM204 86V87H203ZM216 86V87H215ZM238 86V87H237ZM53 87V88H52ZM56 87V88H55ZM67 87V88H66ZM76 87H79V88H76ZM149 87H153V88H149ZM163 87V88H162ZM218 87H219V89H218ZM7 88V89H6ZM11 90H10V89ZM17 88V89H16ZM25 88V89H24ZM38 90V92H36L37 90ZM39 88H42L41 90L39 89ZM63 88V89H62ZM81 88V90H79ZM162 88V89H161ZM238 88V89H237ZM246 88H247V90H246ZM258 88H260V89H258ZM31 91H30V90ZM51 91H50V90ZM55 89V90H54ZM60 89H62V90H60ZM66 89V90H65ZM69 89H71L70 91H68ZM114 89H118V90H114ZM121 89V90H120ZM153 89H154V91H153ZM167 89H171V90H173V91H169V90H167ZM204 89V90H203ZM205 89H207V90H205ZM223 89V90H222ZM12 92H10V91ZM29 90V91H28ZM45 90V91H44ZM48 90V91H47ZM56 91V92H58V93H56L57 95H54L55 94V92L54 91ZM78 90H79V92H78ZM96 90V91H95ZM100 90V91H99ZM176 90V91H175ZM219 90V91H218ZM231 90V91H230ZM237 91V94H235L236 92L235 91ZM240 90V91H239ZM242 90H245L244 92L242 91ZM39 91H41V92H39ZM46 91L49 93L50 92V94H47L46 93ZM126 91H129V92H126ZM133 91H135V92H133ZM181 91V92H180ZM210 93V94H208V92ZM225 91V92H224ZM232 92V95H231V93L229 94V92ZM261 93H260V92ZM4 92H6L5 94H4ZM10 92V93H9ZM15 92L16 93H18V94H15ZM30 92V93H29ZM63 92H65V93H63ZM76 92H78V93H76ZM86 92V93H85ZM112 92H114V93H112ZM145 92V93H144ZM167 92H169V93H167ZM178 92V93H177ZM204 92H205V95L206 96H209L208 98L206 97V96H204L203 94H204ZM227 92V93H226ZM235 92V93H234ZM240 92H241V94H240ZM38 93V94H37ZM40 93H41V95H40ZM44 93V94H43ZM48 95V97H47V95ZM80 93V94H79ZM95 93V94H94ZM118 93H119V95H118ZM133 93H136V94H133ZM141 93H143V94H141ZM149 93V94H148ZM158 93V94H157ZM180 93V94H179ZM218 93H221V94H218ZM223 93H225V94H223ZM263 93V94H262ZM10 94H12V95H10ZM59 94H61V95H59ZM65 94V95H64ZM86 94V95H85ZM98 94V95H97ZM128 94V95H127ZM130 94V95H129ZM147 96H146V95ZM169 94H170V96H169ZM178 94V95H177ZM228 94V95H227ZM253 94V95H252ZM259 96H257V95ZM2 95V96H1ZM8 95V98L6 97ZM44 95V96H43ZM49 95H51V96H49ZM64 95V96H63ZM69 95V96H68ZM71 95H75L74 97L73 96H71ZM81 95V96H80ZM84 95V96H83ZM150 95V96H149ZM212 95H213V97H212ZM225 95H226V97H225ZM231 97H230V96ZM20 96V97H19ZM38 96H40V97H38ZM42 96V97H41ZM60 97V98H57V97ZM65 96H67V97H65ZM114 98H113V97ZM131 96V97H130ZM135 96V97H134ZM145 96V98L143 99L142 97H144ZM168 96V97H167ZM240 96V97H239ZM255 96H257L258 98H261V99H258L257 97H255ZM13 97V98H12ZM18 97V98H17ZM65 97V99H62V98H64ZM137 97H140L141 99H142V101H140L141 99L140 98H137ZM220 97V98H219ZM235 97H239V98H237V99H235ZM12 98V99H11ZM37 98V99H36ZM39 98V99H38ZM42 98V99H41ZM67 98V99H66ZM77 100H76V99ZM78 98L80 99V100H78ZM84 98V99H83ZM98 98V99H97ZM102 98V99H101ZM136 98V99H135ZM210 98V99H209ZM232 98H234V100H232ZM245 98H246V100H245ZM255 98V99H254ZM257 98V99H256ZM263 98V99H262ZM5 99V100H4ZM15 99V100H14ZM18 99V100H17ZM31 100V101H29V100ZM43 99H49L48 100V102L46 101V100H43ZM53 99V100H52ZM75 99V100H74ZM105 99H107V100H105ZM114 99V100H113ZM118 99V100H117ZM131 99V100H130ZM139 101H138V100ZM169 99V100H168ZM208 99V100H207ZM225 99V100H224ZM13 100V101H12ZM42 100V101H41ZM68 100V101H67ZM105 100V101H104ZM117 100V101H116ZM129 100V101H128ZM137 100V101H136ZM145 100V101H144ZM156 100H158V101H156ZM173 101V102H171V101ZM221 100V101H220ZM228 100V101H227ZM15 101H17V102H15ZM44 101V102H43ZM51 101H53V103L51 102ZM59 101V102H58ZM64 101V102H63ZM74 101H76V102H74ZM82 101V102H81ZM114 101V102H113ZM149 101V102H148ZM152 101H156V102H153L152 103ZM170 101V102H169ZM177 101H179V102H177ZM225 101H227V102H225ZM229 101H231V102H229ZM239 101V102H238ZM249 101V102H248ZM262 101V102H261ZM1 102H3V103H1ZM33 102V103H32ZM46 102V103H45ZM57 102H58V104H57ZM79 102V103H78ZM104 102H106V103H104ZM116 102V103H115ZM133 102H134V105H131V104H133ZM229 102V104H227ZM252 104H251V103ZM256 102H258V103H256ZM17 103V104H16ZM39 103V104H38ZM42 103V104H41ZM45 103V104H44ZM50 105H49V104ZM51 103L53 104V105H51ZM65 103V104H64ZM75 103H78V104H76L75 105ZM81 103H83L82 104V106H81ZM131 103V104H130ZM136 103V104H135ZM137 103H142L141 105H144L143 107L140 105V104H137ZM167 103H169L171 106H169V104L167 105ZM177 103H179V104H177ZM200 105V107H198L199 105ZM201 103V104H200ZM243 103H245L244 105H243ZM5 104H6V106H5ZM20 104H22V105H20ZM44 104V105H43ZM46 104H48V105H46ZM55 104V105H54ZM61 104V105H60ZM72 104H74L75 105V107L72 105ZM92 104H95V105H92ZM97 104V105H96ZM130 104V105H129ZM151 104H152V106H151ZM197 104V105H196ZM261 104V105H260ZM28 105V106H27ZM30 105V106H29ZM34 105H38V106H36V108L39 110V111H41V112H39L38 110H36V108H35V106ZM57 105V106H56ZM115 105V106H114ZM117 105V106H116ZM129 105V106H128ZM223 106V108H222V106ZM250 105H253L252 107L250 106ZM256 105H260V106H256ZM12 106H14V108H13V110H14V112H13V110H11V108H12ZM25 108H24V107ZM61 106V107H60ZM65 106H66V109H65ZM79 108H78V107ZM105 106H107V107H105ZM123 106L124 107H126V108H123ZM134 106H135V108H134ZM137 106V107H136ZM150 106H151V108H150ZM154 106H156V107H154ZM174 106L176 107V108H174ZM244 106V107H243ZM20 107V109H18ZM27 107V108H26ZM46 107H48L47 109H45ZM55 107V108H54ZM60 107V108H59ZM63 107V108H62ZM73 107L75 108V109H73ZM99 107H101V110H100V108ZM113 107V108H112ZM128 107V108H127ZM142 107V108H141ZM146 107V108H145ZM167 107V108H166ZM181 107V108H180ZM247 107L249 108V109H247ZM258 107V108H257ZM35 108V109H34ZM50 108H52V109H54V110H51ZM62 108V109H61ZM76 108H78V109H76ZM89 108V109H88ZM90 108L94 111H91L90 110ZM121 108V109H120ZM130 108H132V109H130ZM140 109V110H138V109ZM157 108V109H156ZM160 108V109H159ZM166 108V109H165ZM184 108H186V109H184ZM204 108H206L205 110V112H204ZM208 108H209V111H208ZM260 108V109H259ZM24 109H28L27 111H29V112H26V110H24ZM43 109V110H42ZM58 109V110H57ZM60 109V110H59ZM127 109H129V111L127 110ZM134 109H136V110H134ZM145 109V110H144ZM147 109V110H146ZM154 109H156V110H154ZM169 109H170V111H169ZM185 111L184 113H183V110ZM199 109H201L202 111V115H201V113L199 112ZM221 109V110H220ZM10 110H11V112H10ZM18 110H20V111H18ZM24 110V111H23ZM38 111L39 113H36V112H34V111ZM49 112H48V111ZM69 110V112H67ZM75 110V111H74ZM80 111V112H78V111ZM82 110V111H81ZM88 111V116H90L88 119L89 120H92L93 121V123H92V121H87L88 119H86V117H88L87 116V114L86 115H84L87 111ZM104 110H106L105 112H104ZM109 110V111H108ZM157 110H159V112L157 111ZM182 110V111H181ZM214 110H215V112H214ZM253 110V111H252ZM42 111H44V113L42 112ZM55 111H57V112H55ZM62 112V114H61V112ZM86 111V112H85ZM91 111V112H90ZM148 111V112H147ZM166 111H168V112H166ZM174 111V112H173ZM179 111V112H178ZM211 111H213V112H211ZM217 111V112H216ZM231 111H232V114H231ZM247 111V112H246ZM22 112V113H21ZM26 113V114H24V113ZM33 112V113H32ZM60 112V113H59ZM83 112V113H82ZM85 112V113H84ZM95 112H96V114H95ZM99 112V113H98ZM102 112H104L103 114H106V115H104L103 116V114H102ZM108 112V113H107ZM129 112V113H128ZM150 112H154V113H150ZM207 112H209V114L207 113ZM211 112V113H210ZM245 112L247 113V114H245ZM248 112H251V113H248ZM263 112V113H262ZM12 113V114H11ZM30 115H29V114ZM32 113V114H31ZM35 113H36V115H35ZM48 113V114H47ZM52 115H51V114ZM70 114V115H68V114ZM148 113V114H147ZM169 113V114H168ZM185 113H187V115H185ZM198 113V114H197ZM213 113H217V114H215V115H217V116H215V117H213ZM18 114V115H17ZM40 114V115H39ZM59 114V115H58ZM64 114V115H63ZM67 114V115H66ZM76 114H78V115H76ZM79 114H81V115H79ZM91 114V115H90ZM100 114V115H99ZM102 114V115H101ZM157 114H158V116H157ZM160 114V115H159ZM165 114V115H164ZM207 114H208V116H207ZM256 114H259V115H256ZM261 114V115H260ZM10 115H11V117H10ZM32 115V116H31ZM54 115H55V119H52V117H54ZM61 115H63L62 117H58L57 118V116H61ZM72 115H74V117H70V116H72ZM83 115V116H82ZM121 115V116H120ZM148 115H153V116H151L153 119H150L149 117L150 116H148ZM167 115V116H166ZM170 115H175V119L173 118V116L171 117ZM177 115V116H176ZM197 115H199L198 117H197ZM206 115V116H205ZM222 115V116H221ZM232 115V116H231ZM239 115V116H238ZM246 115V116H245ZM248 115V116H247ZM252 115V116H251ZM256 117V118H254V116ZM8 116V117H7ZM13 116H15V118H13ZM35 117V119H34V117ZM39 116V117H38ZM85 116V117H84ZM97 116V117H96ZM99 116H102L101 118L99 117ZM109 116L110 117V119H108L107 117ZM120 116V117H119ZM157 116V117H156ZM166 116V117H165ZM170 116V117H169ZM191 116V117H190ZM201 116H203L202 118V120L200 119V117ZM221 116V117H220ZM2 117H4L3 119H2ZM6 117V118H5ZM21 117V118H20ZM29 117V118H28ZM32 117V118H31ZM38 117V118H37ZM49 117H50V119H49ZM70 118L69 120H68V118ZM84 117V118H83ZM94 117H96V118H99V120L100 121H98L96 118H94ZM117 117H119L120 118V120H118V118ZM145 117L147 118V119H145ZM185 117V118H184ZM194 117V119H192ZM224 117L226 118V120L224 121ZM244 117H246V118H244ZM259 117V118H258ZM9 118H12V119H9ZM17 118L19 119V120H17ZM67 118V119H66ZM72 118V119H71ZM74 118V119H73ZM80 118H82V119H84V120H79ZM94 120H93V119ZM107 118V119H106ZM113 118V120H111ZM154 118H157L156 120L154 119ZM165 118V119H164ZM168 118H169V120H168ZM183 118V119H182ZM195 118L197 119V121L195 120ZM238 118V119H237ZM246 120H244V119ZM261 118V119H260ZM14 119V120H13ZM16 119V120H15ZM27 119V120H26ZM39 119H41L42 121H40ZM59 119V121H57ZM62 119V121H60ZM76 119H77V121H76ZM126 119H128V120H126ZM160 119V120H159ZM181 119V120H180ZM200 119V120H199ZM249 119V120H248ZM33 120V121H32ZM39 120V121H38ZM104 120H105V122H104ZM107 120H109V121H107ZM158 120V121H157ZM168 120V121H167ZM173 120V121H172ZM189 120H191V121H189ZM199 120V121H198ZM221 120V121H220ZM251 120V121H250ZM259 120H261V121H259ZM262 120H263V122H262ZM4 121V122H3ZM15 121V122H14ZM18 121H20V122H22V123H20L19 124V122ZM47 121H51V122H48V123H46ZM56 121H57V123H56ZM66 121V122H65ZM79 121H81V122H79ZM100 122V123H98V122ZM104 123H103V122ZM114 121H116V122H114ZM125 121V122H124ZM159 122V123H157V125H155V122ZM167 123H166V122ZM195 121V122H194ZM201 121V122H200ZM224 121V122H223ZM239 121L241 122V123H239ZM248 121L250 122V124L251 123H256V122H254V121H257V123L256 124H252V125H247L246 126V124H248ZM6 122H7V125H5L6 124ZM13 122V123H12ZM28 122V123H27ZM40 122H41V124H40ZM45 122V123H44ZM86 122V123H85ZM96 124H95V123ZM152 122V123H151ZM170 122H171V124H173V126H171V124H170ZM175 124H174V123ZM199 122V123H198ZM209 122V123H208ZM214 122V123H213ZM218 122V123H217ZM221 122V123H220ZM225 122H227V123H225ZM262 122V123H261ZM4 123V124H3ZM34 123V124H33ZM36 123H37V125H36ZM41 125V127L40 126H38L39 124ZM49 123H51V124H49ZM67 124L66 126H64L65 124ZM76 123H78V124H76ZM114 123H118V124H114ZM121 123V124H120ZM142 125H141V124ZM154 123V124H153ZM190 123V124H189ZM197 124V125H194V124ZM200 123L201 124H204V126L203 125H200ZM207 123V124H206ZM224 123L226 124V125H224ZM10 124V125H9ZM17 124V125H16ZM46 124V125H45ZM55 126H53V125ZM56 124H60L59 126L60 127H57L58 125H56ZM64 124V125H63ZM71 124V125H70ZM84 124V125H83ZM85 124H86V126H85ZM90 124V125H89ZM104 124H106V125H103ZM150 124V125H149ZM177 124V125H176ZM198 124H199V126H198ZM217 125V127H216V125ZM223 125V126H221L220 127V125ZM242 124L243 125H245L244 127H242L241 128V126H242ZM258 124L260 125V126H258ZM6 126L5 127V129H6V131H5V129H1V127L2 128H4L3 126ZM21 125V126H20ZM25 126L26 128H24L23 126ZM48 125H50V127L48 126ZM53 127H52V126ZM102 127H101V126ZM109 125H113V126H109ZM120 125V126H119ZM145 125V126H144ZM146 125H147V127H146ZM151 125H154V126H151ZM168 125V126H167ZM170 125V126H169ZM214 125V127H212ZM219 125V126H218ZM238 125V126H237ZM8 126V127H7ZM10 126V127H9ZM16 126V127H15ZM20 126V128H18ZM40 127L41 128V130H42V132H41V130H40V128L38 129L37 127ZM62 126H64V127H62ZM73 126H74V128H73ZM84 126V127H83ZM107 128H106V127ZM109 126V127H108ZM135 127V129H134V127ZM141 126V127H140ZM148 126H150V127H148ZM188 127V130H187V128L186 127ZM193 126V127H192ZM207 126V127H206ZM209 126V127H208ZM229 126V127H228ZM234 126H235V128H234ZM250 126V127H249ZM255 126H257L259 129L257 130V127H255ZM48 127V130L46 129ZM78 129H77V128ZM79 127H81V128H79ZM88 127H91V128H88ZM114 127V128H113ZM176 127V128H175ZM200 127H203L202 129L200 128ZM218 127H220V128H218ZM231 127V128H230ZM247 127V128H246ZM7 128H11L10 130L9 129H7ZM17 128V129H16ZM56 128V129H55ZM59 130H58V129ZM66 128V130L64 131V129ZM85 128V129H84ZM86 128H88V129H86ZM93 128V129H92ZM111 128V129H110ZM120 128V129H119ZM121 128H122V131H121ZM124 128V129H123ZM130 128H131V130H130ZM142 128H144V130L142 129ZM150 128H152L153 129V131L152 130H148V129H150ZM208 128H211V130L210 129H208ZM214 128V129H213ZM227 128V129H226ZM240 128L242 129V130H240ZM250 128V129H249ZM254 128V129H253ZM14 129V130H13ZM19 129V130H18ZM27 130V132H26V130ZM35 129H36V131H35ZM38 129V130H37ZM53 130V131H49V130ZM57 130L56 132L60 135H58L56 132H55V130ZM68 129V130H67ZM115 131H114V130ZM138 129H140V130H138ZM155 129H156V131H155ZM198 129H199V131L200 132H198ZM217 129V130H216ZM218 129H219V131H218ZM224 130L225 131V133H224V131L222 132L221 130ZM244 129H245V131H247L246 133H245V131H244ZM2 130H4V131H2ZM18 130V131H17ZM20 130H21V132H22V134H20L21 132H20ZM24 130V131H23ZM73 130V131H72ZM82 130V131H81ZM85 130V131H84ZM89 130V131H88ZM110 130V131H109ZM113 130V131H112ZM117 130H119V131H117ZM125 130V131H124ZM139 131V132H136V131ZM147 131V132H143L142 133V131ZM168 130V133H163V132H166ZM170 130V131H169ZM193 130H196L197 132H198V134L197 135H195L196 133L195 132H193L192 133V131ZM201 130H202V132H201ZM209 131V133H208V131ZM212 130H213V133H212ZM236 130V131H235ZM252 130H254V131H252ZM260 130V131H259ZM2 131V132H1ZM15 131V132H14ZM39 131V132H38ZM84 131V132H83ZM87 131V132H86ZM91 131V132H90ZM100 131V132H99ZM108 132V133H104V132ZM128 131V132H127ZM136 132V134L134 133V132ZM159 131V132H158ZM227 131L230 133V135L227 137V135L229 134V133H227ZM235 131V132H234ZM241 131H243V133H241ZM249 131H251V132H249ZM258 131V132H257ZM6 132H8L7 134H4V137H3V133H6ZM14 134H16V137H15V135H12L13 133ZM19 132V133H18ZM23 132H25V133H23ZM38 132V134H36L35 135V133H37ZM45 132V133H44ZM54 132V133H53ZM65 132H67V133H65ZM75 132V133H74ZM80 132H81V134H80ZM88 132H89V134H88ZM114 132V133H113ZM151 132H153V133H151ZM155 132H157V133H155ZM205 132V133H204ZM217 132H218V135H217ZM10 133H12V134H10ZM76 134V135H74V134ZM90 133H92V134H90ZM101 133V134H100ZM112 133V134H111ZM126 135H125V134ZM132 135V139L129 137V140H128V137L127 136H131L130 134ZM141 133H142V135H141ZM184 133H186V134H184ZM207 133V135H205ZM242 135H249V138H247L248 136H242ZM250 133V134H249ZM19 134V135H18ZM24 134H26V136L24 135ZM40 134H42V135H44V136H42V135H40ZM46 134L48 135L47 137H46ZM50 134V135H49ZM51 134H52V136H51ZM54 134H56V135H58V136H56V135H54ZM71 134V135H70ZM73 134V135H72ZM85 134H87V135H85ZM98 134L100 135L99 137L101 138V139H98L99 137H97L98 136ZM103 134V135H102ZM104 134H107V135H105L104 136ZM134 134V135H133ZM138 134V135H137ZM139 134L141 135L140 137H139ZM150 134H151V136H150ZM154 134H155V136H154ZM168 134V135H167ZM210 134V135H209ZM215 134L217 135V136H215ZM225 134V135H224ZM253 134H255L257 137H255V135H253ZM8 135H12V136H14V138L11 136H8ZM21 135V136H20ZM23 135H24V138H22L23 137ZM30 135V136H29ZM32 135V136H31ZM65 135H67V136H65ZM68 135H70V138H73V139H69V137H68ZM90 135V136H89ZM136 135V136H135ZM167 135V137H165ZM191 135V136H190ZM192 135H194L195 136V138H193L194 136H192ZM199 135V136H198ZM223 135V136H222ZM238 135V136H237ZM253 135V136H252ZM6 136V137H5ZM62 136V138H59V137H61ZM85 136V137H84ZM92 136H94V137H97V138H95L94 139V137H92ZM103 136V137H102ZM109 136V137H108ZM112 136V137H111ZM118 136V137H117ZM138 136V137H137ZM143 136V137H142ZM150 136V137H149ZM157 136V137H156ZM197 136L199 137V138H197ZM210 136V137H209ZM212 136V137H211ZM260 136V137H259ZM10 139H9V138ZM21 137V138H20ZM30 137V138H29ZM49 137V138H48ZM76 137V138H75ZM82 137V138H81ZM87 137V138H86ZM105 137V138H104ZM112 138V139H108V138ZM147 137H149V138H152V141H150V140H146V139H149V138H147ZM164 137V138H163ZM172 137V138H171ZM191 137V138H190ZM222 138V139H216V138ZM227 137V138H226ZM241 137V138H240ZM246 137V138H245ZM262 137V138H261ZM7 138L9 139V140H7ZM18 138H20V139H18ZM26 138V139H25ZM31 139V140H29V139ZM54 138V139H53ZM65 138H67V139H65ZM81 138V139H80ZM114 138V139H113ZM120 138V139H119ZM136 138H139L138 140L136 139ZM141 138H143V139H141ZM159 138H162L163 140H161L160 141V139ZM15 139H17V141H15ZM42 139V140H41ZM65 139V140H64ZM83 139H85V140H83ZM105 139H107V140H105ZM119 139V140H118ZM126 139V140H125ZM154 139V140H153ZM157 139V140H156ZM172 139H174V140H172ZM190 139V140H189ZM209 139L212 141V147L210 148V147H208L210 144H211V142H209ZM225 139H227V140H225ZM239 139V140H238ZM246 139V140H245ZM262 139V140H261ZM1 140H4V141H1ZM18 140H20V142L18 141ZM26 140V141H25ZM45 140V141H44ZM68 141L67 143H65V141ZM73 140V141H72ZM85 142H83V141ZM114 140H115V142H114ZM118 140V141H117ZM124 140V141H123ZM132 142H131V141ZM140 140H142V141H140ZM145 140V141H144ZM165 140V141H164ZM196 140H197V142H196ZM199 140V141H198ZM214 140V141H213ZM224 140V142H222ZM236 141V143L235 142H233V141ZM251 140H252V142L254 143V144H252L251 143ZM260 140V141H259ZM7 141V142H6ZM31 141V142H30ZM40 141H42V143L40 142ZM62 141L64 142L63 143V145H64V147H62L63 145H62ZM78 141H81V143H75V142H78ZM90 141V142H89ZM109 141H112V142H109ZM123 141V142H122ZM126 141V142H125ZM130 141V142H129ZM150 141V142H149ZM170 143H169V142ZM185 141V142H184ZM191 141H193V142H191ZM195 141V142H194ZM205 141V142H204ZM215 141H219V142H217V143H215V145L216 146H214V144H213V142H215ZM220 141H221V143H220ZM228 141V142H227ZM238 141H240V142H238ZM245 141V142H244ZM246 141L247 142H250V143H247L246 144V146H245V143H246ZM256 141V142H255ZM262 141V142H261ZM2 142V143H1ZM23 142V143H22ZM27 142V143H26ZM30 142V143H29ZM45 142V143H44ZM89 142V143H88ZM108 142H109V145H108ZM120 142V143H119ZM149 142V144H147ZM161 142H163V143H161ZM179 142H181V143H179ZM189 142V143H188ZM202 144H201V143ZM257 142L258 143H260V144H257ZM21 143V144H20ZM39 143V144H38ZM41 143V144H40ZM48 143H49V145H48ZM58 143V144H57ZM68 143H69V145H68ZM84 143V145H82ZM94 143V144H93ZM96 143V144H95ZM117 143H119V144H117ZM139 143H141V144H139ZM155 143V144H154ZM165 143V144H164ZM175 143H177V144H175ZM188 143V144H187ZM194 143H198V144H196L198 147H195L194 145ZM230 144L231 146H229V145H227V144ZM237 143H239V144H237ZM258 145H256V144ZM1 144H2V146H1ZM57 144V145H56ZM66 144V145H65ZM79 144H81V145H79ZM86 144H88L87 146H86ZM91 144V145H90ZM122 144V145H121ZM173 144V145H172ZM180 144V145H179ZM187 144V145H186ZM219 144H221L220 145V147H222V145L223 146H225L224 148H220V147H218L219 146ZM233 144H235V145H233ZM3 145H4V147H3ZM16 145V146H15ZM25 145V146H24ZM28 145V146H27ZM38 145V146H37ZM40 145V146H39ZM45 145V146H44ZM48 145V146H47ZM90 145V146H89ZM101 145V146H100ZM108 145V146H107ZM128 145V146H127ZM149 145V146H148ZM168 145V146H167ZM203 145V146H202ZM218 145V146H217ZM238 145V146H237ZM6 146V147H5ZM10 146V147H9ZM50 146V147H49ZM59 146H61V147H59ZM65 146H67V147H65ZM75 146V147H74ZM80 146H83V147H80ZM84 146H86V147H84ZM94 146H96V147H94ZM107 147V148H104V147ZM162 146L164 147V148H162ZM178 146V147H177ZM185 146H186V148H185ZM188 146V147H187ZM189 146H191V147H189ZM207 146V147H206ZM233 146V147H232ZM263 146V147H262ZM13 147V148H12ZM44 147H46V148H44ZM49 147V148H48ZM77 147V148H76ZM92 147H94L95 149H93ZM103 147V148H102ZM124 147H127V148H124ZM133 147H135V148H133ZM146 149H145V148ZM147 147H148V149H147ZM154 147V148H153ZM160 149H159V148ZM167 147V148H166ZM168 147H170V148H168ZM174 147V148H173ZM202 147H204V148H202ZM206 147V148H205ZM229 149H228V148ZM237 147V148H236ZM239 147H241L240 149H245V150H238L239 149ZM249 148V150H248V148ZM78 148H81V149H78ZM87 148H88V151H87ZM112 148V149H111ZM124 148V149H123ZM172 148V150H176L175 148H177V150H178V152L177 151H175V152H173L172 150H170ZM190 148H191V150H190ZM195 148H197L196 150H195ZM202 148V149H201ZM209 148V149H208ZM220 148V149H219ZM231 148V149H230ZM233 148H234V150H233ZM39 151H38V150ZM43 149V150H42ZM53 149V150H52ZM67 149H70L71 150V152H70V150H67ZM78 149V151H76V150ZM85 149V150H84ZM101 149H103V150H101ZM108 149H110V150H108ZM115 149H117V150H114ZM123 149V150H122ZM128 149V150H127ZM133 149V150H132ZM134 149H136V150H134ZM145 149V150H144ZM156 149V150H155ZM214 149H217V151L216 150H214ZM226 151L224 154H226L227 152H228V154H231L232 152V156L230 157V159H228L229 158V156H228V154H227V156L226 155H224L223 154V151L224 150ZM13 150H16L17 152L18 151H20V152H14ZM26 150H27V152H26ZM35 150V151H34ZM42 152H41V151ZM45 150V151H44ZM49 152H48V151ZM56 152H55V151ZM84 150V151H83ZM92 150H94L93 152H90V151H92ZM107 150H108V153H106L107 152ZM154 150V151H153ZM161 150V151H160ZM169 152H171V153H169ZM184 150V151H183ZM186 150V151H185ZM193 150V151H192ZM203 150H205V151H203ZM212 150V151H211ZM213 150L215 151V153L213 152ZM223 150V151H222ZM247 150H248V153H247ZM250 150H252V151H250ZM4 151V152H3ZM7 151V152H6ZM8 151H9V153H8ZM13 151V152H12ZM22 151V152H21ZM30 151V152H29ZM47 151V152H46ZM57 151L58 152H60V153H57ZM61 151H63V152H61ZM67 151V152H66ZM100 151L102 152L103 151V155L102 154H100ZM142 151H144V152H142ZM147 151V152H146ZM149 151H152V152H149ZM155 151H159V153L158 152H155ZM183 151V152H182ZM198 151H200V152H198ZM207 151V152H206ZM208 151H210V152H208ZM218 151H219V155H218ZM221 151V152H220ZM229 151H231V152H229ZM236 151H238L237 153H235ZM3 152V153H2ZM33 152V153H32ZM36 152V153H35ZM37 152H38V154H37ZM88 152V153H87ZM90 152V153H89ZM95 152H97V153H95ZM110 152H111V154H110ZM115 152H116V154H115ZM177 152V153H176ZM253 154H252V153ZM6 153H8V154H6ZM23 153V154H22ZM46 153H50V154H46ZM85 153H87V155L85 154ZM92 153H94V154H92ZM104 153L106 154L105 156H104ZM132 153V154H131ZM143 153V154H142ZM153 153H155V155H156V157H154L155 155L153 154ZM184 153H187V155L185 154L184 155ZM205 153V154H204ZM209 153H211V154H209ZM238 153H241V154H238ZM245 153L247 154V155H245ZM254 153H255V155H257V156H255L254 155ZM258 153H260V154H258ZM2 154V155H1ZM10 154V156H8ZM20 154V155H19ZM25 154V155H24ZM60 154V155H59ZM63 154V155H62ZM72 154L74 155V156H72ZM82 154V155H81ZM85 154V155H84ZM100 154V156H98ZM118 154V155H117ZM122 156V157H120V155ZM140 154V155H139ZM154 156H153V155ZM176 154V155H175ZM182 154V155H181ZM199 154H203V155H201V156H204V157H202L201 159H200V157L201 156H198ZM243 154H244V156L246 157V158H248V160H245L246 158L243 156ZM22 155V156H21ZM31 157H30V156ZM39 155V156H38ZM43 155V156H42ZM47 155H51V156H47ZM52 155H54V156H52ZM56 155V156H55ZM78 155V156H77ZM136 155V156H135ZM151 155V156H150ZM190 155V156H189ZM208 155V156H207ZM221 155V156H220ZM223 155V156H222ZM253 155V156H252ZM262 155V156H261ZM2 156V157H1ZM3 156H5V157H3ZM8 156V157H7ZM11 156H12V158H11ZM16 156L18 157V156H20V158L21 159H19V157L18 158H16ZM33 156V157H32ZM35 156V157H34ZM37 156L40 158L39 160H38V158H37ZM59 156H60V158H61V160L60 159H57V157L59 158ZM97 156V157H96ZM124 156L126 157V158H124ZM143 156V157H142ZM167 156V158H165ZM175 158H174V157ZM195 158H194V157ZM219 156V157H218ZM233 156H235V160H234V158H233ZM241 156H243L242 158H241ZM249 156H251V158L249 157ZM16 158V159H18L19 160V163L18 164H16L17 162H18V160L16 161V159H14V162H12L13 161V158ZM50 159H49V158ZM69 157H72V158H69ZM78 157H80V158H78ZM82 157V158H81ZM101 157V158H100ZM104 157V158H103ZM107 158V161H106V158ZM111 159V160H109V158ZM116 157V158H115ZM130 157H132V158H130ZM151 157V158H150ZM171 157V158H170ZM173 157V158H172ZM190 157V159L193 161V162H191L190 161V159H188ZM197 157V158H196ZM226 157H227V159H226ZM256 157V158H255ZM35 160H34V159ZM45 158V159H44ZM48 160H47V159ZM68 158H69V160L70 161H68ZM94 160H93V159ZM136 158V159H135ZM153 158H154V160H156V162L154 163V160H153ZM169 158V159H168ZM177 158V159H176ZM193 158V159H192ZM212 158V159H211ZM220 158H222V159H220ZM250 158V159H249ZM262 158V159H261ZM30 159V160H29ZM39 161L38 163H37V160ZM52 159V160H51ZM77 159V160H76ZM82 159H83V161H82ZM90 159H92V160H90ZM98 159V160H97ZM139 159H141V160H143V161H146V162H143V161H141V160H139ZM151 159L153 160L152 162H151ZM166 159V160H165ZM186 159V160H185ZM204 159V160H203ZM209 159V160H208ZM214 159V160H213ZM242 159V160H241ZM255 159H261L263 162H261V160H255ZM23 160V161H22ZM25 160V161H24ZM27 160V161H26ZM33 160H34V162H33ZM54 160H56V161H54ZM59 161V165L57 164V162ZM77 162H76V161ZM85 160H89L90 161V163H89V161L88 162H86ZM96 160V161H95ZM103 160V161H102ZM117 160V161H116ZM121 160V162H119ZM138 160V161H137ZM168 160V161H167ZM182 160H183V162H182ZM201 160V161H200ZM212 160V161H211ZM216 160V161H215ZM231 160V161H230ZM237 160V161H236ZM239 160V161H238ZM244 160V162H241V161H243ZM7 161V162H6ZM11 161V162H10ZM30 161V162H29ZM41 161H42V163H41ZM48 161H49V163H51L52 165L50 166V164L48 163ZM64 162L65 161V163H61V162ZM67 161V162H66ZM93 161V162H92ZM112 161V162H111ZM140 161V162H139ZM147 161H148V163H147ZM168 163H167V162ZM175 161V162H174ZM199 161H200V163H199ZM205 161V162H204ZM210 161H211V163H210ZM220 161V162H219ZM222 161V162H221ZM226 161V162H225ZM250 161V162H249ZM257 161H260V163L261 164H259V162H257ZM21 162H22V164L23 165H25V166H23L22 164H21ZM32 162V163H31ZM98 162V163H97ZM103 162H107V165H105L106 163H103ZM150 162V163H149ZM164 162V163H163ZM176 162H178V163H176ZM202 162H204V163H206V165L208 166H203L204 165V163H202ZM217 162H219V163H217ZM230 162V164H228ZM239 162V163H238ZM248 162V163H247ZM252 162V163H251ZM257 162V164H255ZM10 163V164H9ZM41 165H40V164ZM46 163H47V166H44V165H46ZM61 163V164H60ZM68 165H67V164ZM72 163H74V165L72 164ZM77 163V164H76ZM88 163V164H87ZM97 163V164H96ZM118 165H117V164ZM139 163V164H138ZM147 163V164H146ZM208 163H210V164H208ZM216 163V164H215ZM244 163H246V164H244ZM8 166V167H6V165ZM16 164V165H15ZM20 164V165H19ZM43 164V165H42ZM81 166V167H79V165ZM100 164H101V166H100ZM140 164H142V165H140ZM175 164H179V165H177V167H176V165ZM185 164V166H187V167H185V166H183ZM188 164H189V166H188ZM201 164V165H200ZM220 166H219V165ZM223 164V165H222ZM225 164V165H224ZM232 164V165H231ZM240 164H241V167H240ZM244 164V165H243ZM250 164H252V166H250ZM263 164V165H262ZM5 165V166H4ZM10 165V166H9ZM15 165V166H14ZM28 165V166H27ZM39 165V166H38ZM62 165V166H61ZM70 165V166H69ZM71 165H72V167H71ZM103 165V166H102ZM116 165V166H115ZM164 166V168L163 167H161V166ZM171 165V166H170ZM174 165V166H173ZM197 165V166H196ZM210 165V166H209ZM230 165L232 166V167H230ZM254 165V166H253ZM12 166V167H11ZM14 166V167H13ZM20 166V168H21V170H20V168H18V167ZM24 168H23V167ZM30 166V167H29ZM35 166V167H34ZM41 166V167H40ZM53 166V167H52ZM55 166H57V167H55ZM60 168H59V167ZM83 166H87L86 168L84 167L83 168ZM99 166L100 167H102V169L101 168H99ZM106 166V167H105ZM122 166V167H121ZM145 166V167H144ZM169 166V167H168ZM191 166H193V167H191ZM223 168H222V167ZM10 167H11V169H10ZM17 167V168H16ZM32 167H34V169H32ZM92 167V168H91ZM94 167V168H93ZM98 167V168H97ZM118 167V168H117ZM140 167V168H139ZM181 167H182V169H181ZM184 167V168H183ZM196 167H198L199 169H197ZM205 167V168H204ZM213 167V169H211ZM219 168V169H217L218 170V172H217V170H216V168ZM233 167H234V169H233ZM240 167V168H239ZM246 167H248V168H246ZM251 167V168H250ZM254 169H253V168ZM14 168V169H13ZM27 168L29 169V170H27ZM39 168V169H38ZM45 168H46V170H48V172H46V170H45ZM49 168V169H48ZM76 168V169H75ZM81 168V169H80ZM88 168H89V170H88ZM122 168H124V169H122ZM137 168V169H136ZM161 168V169H160ZM165 168H168V169H166V171H165ZM169 168H172V169H169ZM188 168V169H187ZM191 170H190V169ZM201 168V169H200ZM208 168H210V169H208ZM221 168V169H220ZM263 168V169H262ZM18 169V170H17ZM32 169V170H31ZM41 169V170H40ZM58 169H61V171L60 170H58ZM67 171V172H65V170ZM90 169H93V170H90ZM98 171H97V170ZM110 169H112V170H110ZM138 169H139V171H138ZM163 169V170H162ZM185 169L187 170V171H185ZM233 169V170H232ZM246 169V170H245ZM248 169V170H247ZM11 170V171H10ZM14 170V171H13ZM55 170H57V171H55ZM64 170V171H63ZM69 170H72V172L71 171H69ZM80 170V171H79ZM86 170V171H85ZM175 170V171H174ZM193 170V171H192ZM197 170H198V172H197ZM237 170H238V172H237ZM7 171V172H6ZM15 171H17V172H15ZM25 171V172H24ZM35 171V172H34ZM36 171H39V172H37L36 173ZM42 171H43V173H42ZM52 171V172H51ZM73 171L75 172V173H73ZM84 171L86 172V173H84ZM92 171V172H91ZM99 171H101V172H99ZM109 171H111V172H109ZM114 171V172H113ZM120 171V172H119ZM173 171V172H172ZM189 171V172H188ZM194 171H196V172H194ZM204 171V172H203ZM206 171H208V174L210 173V175H215V178H214V176L212 177V176H210V175H208L207 174V172ZM210 171V172H209ZM215 171V172H214ZM226 171H228V172H226ZM236 171V172H235ZM247 171H249V172H247ZM256 171L258 172V173H256ZM11 172V173H10ZM12 172H13V174H12ZM16 174H15V173ZM23 172V173H22ZM31 172H33V173H31ZM60 172V173H59ZM63 172V173H62ZM65 172V173H64ZM81 172H83L85 175H83V173H81ZM90 172V173H89ZM96 172H97V174H96ZM119 172V173H118ZM128 174H127V173ZM138 172V173H137ZM169 172V173H168ZM175 172V173H174ZM193 172V173H192ZM199 172H201V173H199ZM220 172H222L221 173V175H219V174H216V173H220ZM229 172H230V174H229ZM7 173V174H6ZM19 173V174H18ZM29 173V174H28ZM46 173V174H45ZM78 173V174H77ZM79 173H80V175H79ZM188 173V174H187ZM195 173V174H194ZM215 173V174H214ZM226 173H227V175L229 176V177H227V175H226ZM242 173V175H240ZM259 173H261V174H259ZM10 174V175H9ZM15 174V175H14ZM25 174H26V176H25ZM32 174H34V175H32ZM58 174V175H57ZM63 174V175H62ZM90 174V175H89ZM111 174V175H110ZM122 174H124V175H122ZM138 174V175H137ZM175 174V175H174ZM179 174H181V175H179ZM188 175V176H186V175ZM198 174V176H196V178H194V175H197ZM248 174V175H247ZM257 175V176H255V175ZM30 177H29V176ZM44 175V176H43ZM47 175H50V176H47ZM57 175V176H56ZM60 175H62V176H64V177H62V176H60ZM71 175V176H70ZM95 175V176H94ZM101 175V176H100ZM114 175H115V177H114ZM125 175H127V176H125ZM169 175H170V178H169ZM200 175V176H199ZM202 175V176H201ZM205 175V176H204ZM221 176V177H219V176ZM223 175V176H222ZM225 175H226V177L227 178H225ZM232 175H233V177H232ZM237 175H239V176H237ZM243 175H245V176H243ZM251 175V177H249L248 178V176H250ZM263 175V176H262ZM10 176H13V177H10ZM20 177V179H19V177ZM25 176V177H24ZM32 176V177H31ZM34 176V177H33ZM36 176V177H35ZM51 176H53V178L51 179ZM54 176H55V178H54ZM83 176V177H82ZM84 176H86V177H84ZM89 176V177H88ZM91 176H92V178H91ZM100 176V177H99ZM124 176V177H123ZM136 176V177H135ZM139 176V177H138ZM172 176V177H171ZM178 176V177H177ZM203 176H204V179L205 180H201V177L203 178ZM209 176V177H208ZM235 176V177H234ZM5 179H4V178ZM7 177V178H6ZM17 178V179H15V178ZM42 177H43V179H42ZM68 177V178H67ZM71 177H73V178H71ZM78 177H80V178H78ZM112 177H113V179H112ZM186 178V179H184V178ZM192 177V178H191ZM199 179H198V178ZM207 177V178H206ZM236 177H238V179L239 180H237V178ZM28 178V179H27ZM31 178H38V179H31ZM50 180H49V179ZM58 178V179H57ZM63 178H64V180H63ZM71 178V179H70ZM90 180H89V179ZM101 179V180H99V179ZM102 178H107V179H109V180H107V179H105L104 181H102ZM125 178V179H124ZM141 180H140V179ZM179 178V179H178ZM182 178H183V180H182ZM211 178H213V180H217V179H219V182H218V180L217 181H212V179ZM245 178H247L246 180H245ZM251 178V179H250ZM252 178H254V179H252ZM256 178H257V182H255L256 181ZM15 179V180H14ZM23 179V180H22ZM25 179V180H24ZM41 179V180H40ZM61 179V180H60ZM69 179V180H68ZM74 180V179H76L75 181H70V180ZM87 179H88V182H84V181H87ZM95 179H98V181L97 180H95ZM122 179V180H121ZM139 179V180H138ZM172 179V180H171ZM227 179H229L228 181H227ZM13 180V181H12ZM20 180V181H19ZM29 180V181H28ZM33 180H35V181H33ZM39 180V181H38ZM55 180H56V182H55ZM57 180H59V181H62V183L61 182H59V181H57ZM67 180V181H66ZM78 180V181H77ZM107 180V181H106ZM111 180H113V181H111ZM125 180V181H124ZM135 180V181H134ZM171 180V181H170ZM179 180V181H178ZM195 180V181H194ZM196 180H200L199 182L200 183H203L202 184V186L200 185V183L198 182V181H196ZM207 180H209V182H210V184L207 182ZM222 180H224L223 182H222ZM232 180H234V181H232ZM249 180V181H248ZM252 180H254V181H252ZM261 180V182H259ZM8 181H9V183H8ZM12 181V182H11ZM17 181V182H16ZM22 181V182H21ZM24 181H26V183L24 182ZM40 181L42 182V183H40ZM44 181H45V183H44ZM66 181V182H65ZM70 181V182H69ZM94 181V182H93ZM99 181L101 182V183H99ZM123 181V182H122ZM132 181H134V183L132 182ZM142 181H143V183H142ZM173 181V182H172ZM202 181V182H201ZM8 184H7V183ZM15 182V183H14ZM20 184H19V183ZM53 182H55V184L53 183ZM58 182H59V184H58ZM64 182V183H63ZM81 182H83V183H81ZM91 182H93L92 184H91ZM109 182V183H108ZM112 182V183H111ZM132 182V183H131ZM136 182V183H135ZM162 182H165V183H162ZM178 182L180 183V184H178ZM181 182H183V183H181ZM225 182H227V183H225ZM241 184H240V183ZM259 182V183H258ZM17 183V184H16ZM29 183V184H28ZM44 183V184H43ZM50 183V184H49ZM53 183V184H52ZM69 183V184H68ZM73 183H75V184H73ZM87 183H89L88 185H86ZM94 183H95V185H94ZM96 183H98L99 185H97ZM104 183V184H103ZM156 183V184H155ZM177 183V184H176ZM195 183V184H194ZM205 183V184H204ZM6 184V185H5ZM13 184H15L16 186H12ZM31 184V185H30ZM43 185V187H42V185ZM62 184V185H61ZM67 186V187H65V185ZM78 184V185H77ZM102 184H103V186H102ZM129 184H131V185H129ZM136 184V185H135ZM157 184H159V186L157 185ZM165 184H169V185H165ZM171 184V185H170ZM188 184V185H187ZM192 184V185H191ZM196 184H197V186H196ZM230 184H232V185H230ZM236 184H238V185H236ZM252 185V187H251V185ZM258 184V185H257ZM4 185V186H3ZM33 185V186H32ZM41 185V186H40ZM47 185V187H45ZM50 185V186H49ZM52 185L54 186V187H52ZM57 185V186H56ZM129 185V186H128ZM161 185H162V187H161ZM163 185H165V186H163ZM172 185H174L175 187H173ZM180 185V186H179ZM184 185V186H183ZM208 185V186H207ZM227 185V186H226ZM256 185V186H255ZM260 185V186H259ZM262 185V186H261ZM17 186H18V188H17ZM19 186H21V187H19ZM38 186H39V190L37 189L38 188ZM73 186V187H72ZM89 186H90V189H89ZM92 186H96L95 188L94 187H92ZM107 186V187H106ZM109 186V187H108ZM111 186V187H110ZM112 186H114V188H115V190H114V188H112ZM128 186V187H127ZM137 186H138V188H137ZM142 186H143V188H142ZM168 186V187H167ZM173 187V189L171 188H169V187ZM178 186V187H177ZM183 186V187H182ZM226 186V187H225ZM256 188H255V187ZM9 187H11V189L12 190H9L10 188ZM16 187V188H15ZM32 187V188H31ZM50 187H52V188H50ZM77 187V188H76ZM165 187V188H164ZM189 187H190V189H189ZM205 189H204V188ZM209 187V189H211V190H209V189H207ZM222 187V188H221ZM240 189H239V188ZM247 187H250V188H247ZM260 187V190H256L257 188H259ZM16 189V191H15V193H14V190L13 189ZM22 188V189H21ZM45 188V189H44ZM47 188V189H46ZM57 188V189H56ZM64 188V189H63ZM103 188V189H102ZM162 188H163V190H162ZM177 188V189H176ZM185 188V189H184ZM213 188V189H212ZM216 188H218L217 190H215ZM245 188V189H244ZM25 189H26V191H27V193H26V191H25ZM28 189H29V191H31V192H29L28 191ZM31 189V190H30ZM37 189V190H36ZM83 189H85V190H83ZM86 189H89L88 191H86ZM106 189V190H105ZM127 189H129V190H127ZM141 189V190H140ZM166 189V190H165ZM177 190V191H179V192H175L174 190ZM201 189V190H200ZM205 190V192H204V190ZM253 189H255V190H253ZM261 189H263V190H261ZM6 190V191H5ZM18 190V191H17ZM47 190V192H45ZM51 190V191H50ZM64 190H66L65 192H64ZM78 190V191H77ZM91 190V191H90ZM103 190V191H102ZM115 192H114V191ZM117 190H119V191H117ZM124 190H125V192H124ZM168 190H169V192H168ZM185 190V191H184ZM193 190H198V192H196V191H193ZM209 190V191H208ZM214 190V192H212ZM222 190H224L223 192H221ZM230 190H231V193H230ZM238 190V191H237ZM244 190H246V191H244ZM8 191V192H7ZM35 191V192H34ZM42 191V192H41ZM50 191V192H49ZM83 191H84V193H83ZM129 191V192H128ZM137 191V192H136ZM161 191V192H160ZM192 193H191V192ZM217 191H219V192H217ZM228 193H230V194H228ZM233 191V192H232ZM250 191V192H249ZM256 191V192H255ZM10 192H12L11 194H10ZM40 192H41V194H40ZM45 192V193H44ZM56 192V193H55ZM67 192H68V195H69V199H68V196L67 197H65L64 198V194H67ZM104 192H106V193H104ZM110 192V193H109ZM127 192V193H126ZM140 192H141V194H140ZM163 192V193H162ZM168 193V194H165V193ZM173 192V193H172ZM184 192V193H183ZM200 192L201 193H207V194H205V196L204 195H202L201 196V194H200ZM215 192H217V193H215ZM261 192H263L262 193V196H261ZM4 195H3V194ZM18 193V194H17ZM29 193V194H28ZM33 193H36V194H34L35 195V197H37L38 196V198H35L34 197V195H32ZM58 193H60V194H58ZM69 193H71V194H69ZM122 193V194H121ZM131 193V194H130ZM159 193V194H158ZM185 194L184 196H182L183 194ZM215 193V194H214ZM237 193V194H236ZM253 195H252V194ZM257 193V194H256ZM2 194V195H1ZM9 194H10V196H9ZM28 194V195H27ZM50 194V195H49ZM51 194H54V195H51ZM62 194H63V197H62ZM86 195V196H88L89 194V196L88 197H85L84 195ZM101 194V195H100ZM109 194H111L110 196L111 197H109ZM116 194V195H115ZM123 194H125V196L123 197ZM128 194V195H127ZM132 194L134 195V197L132 196ZM165 195V198L163 197V195ZM194 194V195H193ZM198 194H200L199 196H198ZM210 194V195H209ZM223 194H227V196H223ZM235 194V195H234ZM37 195V196H36ZM40 195H41V197H40ZM44 195H46L45 197H44ZM76 195V196H75ZM97 195H98V197H97ZM103 195V196H102ZM106 195H107V197H106ZM113 195V196H112ZM115 195V196H114ZM131 197H130V196ZM139 195V196H138ZM160 195H162V196H160ZM178 195H181V196H179L181 199H179V200H181V202H178L177 201V197L176 196H178ZM188 195V196H187ZM191 195H193V197H195V199L196 198H199L200 200H201V202H199L200 204H198V201H200V200H198L197 199V201L194 199L193 200V198L191 197ZM197 195V196H196ZM216 195H218V196H220V197H218V196H216ZM228 195H230V196H228ZM252 197H251V196ZM254 195L256 196V197H254ZM259 197H258V196ZM12 196H15V197H12ZM23 196H25V198L23 197ZM32 197V198H30V197ZM43 196V197H42ZM56 196H58V197H56ZM72 196V197H71ZM81 197V199H79V197ZM102 196V197H101ZM117 196H120V197H117ZM122 196V197H121ZM127 196H129V197H127ZM142 197V199L144 200H142V199H139V198H141ZM160 197V198H158V197ZM212 196V198L210 199V197ZM16 197H18V199H16ZM22 197H23V199H22ZM26 197H27V199H26ZM83 197V198H82ZM85 197V198H84ZM91 197V198H90ZM139 197V198H138ZM184 197V198H183ZM186 197V198H185ZM206 197V198H205ZM207 197H209V199L207 198ZM227 197H229V198H227ZM249 197V198H248ZM21 198V199H20ZM52 198V199H51ZM58 199V200H55V199ZM73 198H75V199H78L77 201L76 200H73ZM98 198H101V199H98ZM111 198H115V200L113 199V200H111ZM125 198V199H124ZM132 198V199H131ZM137 198V199H136ZM159 199V201H157L158 199ZM162 198H164L163 200H161ZM189 198H192V200L193 201H196V202H193L192 200H190ZM203 198V199H202ZM227 198V199H226ZM230 198H232V199H230ZM236 198V199H235ZM259 198V199H258ZM263 199V200H261V199ZM1 199H2V201H1ZM26 199V201H24ZM28 199H29V201H28ZM32 199H34V200H32ZM39 199V200H38ZM43 199V200H42ZM51 199V200H50ZM53 199H54V201L56 202H54L53 201ZM90 199V200H89ZM107 199V201H105ZM127 199V200H126ZM176 199V200H175ZM205 199V200H204ZM213 199H216V200H213ZM223 201H222V200ZM251 199H252V201H251ZM255 199V200H254ZM9 200V201H8ZM19 200V201H18ZM38 200V202H36ZM84 200V201H83ZM125 200V201H124ZM165 200V201H164ZM188 200H189V202H188ZM203 200V201H202ZM218 200H221V201H218ZM229 200V201H228ZM237 200H239V201H237ZM258 200V202H259V200L260 201H262L263 203H261V206H260V203H258V202H256ZM4 201V202H3ZM11 201V202H10ZM17 201V202H16ZM22 201V202H21ZM40 201H42L41 203H40ZM45 201V202H44ZM50 201L51 202H54V203H50ZM59 201H61V205H59L60 204V202ZM73 201V202H72ZM79 201L82 203H79ZM89 201V202H88ZM101 201H104V202H101ZM111 201V202H110ZM114 201V202H113ZM122 201H124V202H122ZM132 203H131V202ZM139 201H141V202H139ZM161 201V202H160ZM164 201V202H163ZM169 201H171L170 203H171V205L169 204ZM207 201V202H206ZM211 201V202H210ZM214 203H213V202ZM224 201H226V202H224ZM254 201V202H253ZM14 202H16V203H14ZM20 202L22 203V204H20ZM24 202V203H23ZM30 202V203H29ZM66 202V203H65ZM67 202H69V203H71V204H69V203H67ZM84 202V203H83ZM100 202H101V204H100ZM108 202V203H107ZM117 202H118V204H117ZM127 202H128V205H127ZM144 202V203H143ZM147 202V203H146ZM168 202V203H167ZM183 202V203H182ZM195 203V204H191V203ZM206 202V203H205ZM217 202V203H216ZM229 202H232V203H229ZM236 202H240V203H236ZM7 203V204H6ZM12 203H13V205H12ZM19 203V204H18ZM30 204V206H28L27 204ZM33 203V204H32ZM44 203V204H43ZM59 203V204H58ZM64 203V204H63ZM75 203H77V204H80V206H84L82 209H81V207H77V206H79V205H75ZM86 203H88V204H86ZM89 203H90V205H89ZM92 203V204H91ZM110 203V204H109ZM114 203H116V204H114ZM120 203V204H119ZM135 203V204H134ZM160 203V207L161 208H159V205H157V204H159ZM163 203V204H162ZM176 203V204H175ZM179 203H182L181 205H183V211H182V209H180V211L178 210L179 209V205H177V204H179ZM228 203V204H227ZM258 203V204H257ZM4 204H6L5 206L6 207H4ZM8 204H9V206H8ZM23 204H24V206H23ZM34 204H37L36 206H38V208H39V211H38V208H36V206L34 205ZM39 204H41V205H39ZM43 204V205H42ZM52 204H53V206H52ZM55 204V205H54ZM62 204L63 205H68L69 207H71V208H69L68 206H67V208H66V206H64V207H62ZM103 204V205H102ZM108 204V205H107ZM126 204V205H125ZM137 204V205H136ZM144 204V205H143ZM206 204V205H205ZM210 206H209V205ZM217 204H220V210L219 211H217ZM227 204V205H226ZM231 204H233V205H231ZM236 204H238V205H236ZM11 205V206H10ZM20 205H21V207H20ZM32 205V206H31ZM49 205H51V207H52V209H51V207H48ZM72 205L74 206V208L72 207ZM86 205V206H85ZM88 205V206H87ZM102 205V206H101ZM114 205H116V206H114ZM121 205V206H120ZM131 207H130V206ZM139 205V206H138ZM162 205L164 206V207H166L167 208V210L166 209H164V207H162ZM173 205V206H172ZM205 205L206 207H203V206ZM224 205H226L225 207L226 208H228L229 207V209H225L224 208ZM243 205H245V207H243ZM18 206V207H17ZM27 206V207H26ZM43 206V207H42ZM47 206V207H46ZM59 206V211H61L60 213H62V214H60L59 213V211H58V207ZM101 206V207H100ZM108 206V207H107ZM135 206V207H134ZM143 206V207H142ZM146 206V207H145ZM170 206H172V207H170ZM174 206H176V207H174ZM185 206H187V207H185ZM190 206H194V208L193 207H190ZM201 206H202V208L203 209H201ZM236 206V207H235ZM237 206L238 207H242V208H237ZM258 206V207H257ZM4 207V208H3ZM32 207V208H31ZM40 207H41V209H40ZM86 207L88 208V207H90V210H89V208L88 209H86ZM94 207V208H93ZM99 207V208H98ZM106 207V208H105ZM116 207H119V208H116ZM125 207V208H124ZM129 207V208H128ZM134 207V208H133ZM140 207V208H139ZM199 208V210H197L198 208ZM250 209H249V208ZM251 207H254V208H251ZM6 208H7V210H6ZM13 208H14V210H16V211H14L13 210ZM17 208V209H16ZM22 208H23V210H22ZM27 208V209H26ZM36 208V209H35ZM43 208H46L45 209V211H44V209ZM63 208V209H62ZM76 208V209H75ZM91 208H93V210L91 209ZM108 208V209H107ZM113 208L114 209H117V210H113ZM127 208V209H126ZM130 208H132V209H130ZM163 208V209H162ZM174 208V209H173ZM178 208V209H177ZM187 210H186V209ZM3 209H5L6 211H4ZM35 209V210H34ZM84 209H86V210H84ZM135 211H134V210ZM158 209V210H157ZM162 209V210H161ZM176 209V210H175ZM206 209V210H205ZM209 209H210V211H209ZM231 209H233V210H231ZM239 209H242V213H241V210H239ZM249 209V210H248ZM21 210L22 211H24V212H21ZM37 210V211H36ZM57 210V211H56ZM64 210V211H63ZM65 210H68V211H65ZM101 212H100V211ZM106 210V211H105ZM108 210V211H107ZM142 210V211H141ZM169 210V211H168ZM176 211L177 212V210H178V213L176 214V212H174V211ZM185 210V211H184ZM196 210V212H194ZM223 210H225V212H223ZM258 210V212L259 213H261V215H262V217H260V219L258 218V215H257V213L258 212H256V213H254L255 211H257ZM19 211H20V213H19ZM26 211V212H25ZM30 211V212H29ZM44 211V212H43ZM76 211V212H75ZM78 211H80V212H78ZM92 211V212H91ZM94 211V212H93ZM98 211V212H97ZM152 211H154V212H152ZM172 211V212H171ZM205 211V212H204ZM216 212V213H214V212ZM234 211V213H232ZM29 212V213H28ZM37 212H41V213H43V215L41 214H39V213H37ZM56 212H58L57 214H55ZM65 212H67V214L65 215ZM70 212V213H69ZM90 213V215L89 214H87V213ZM97 212V213H96ZM113 212V213H112ZM132 212H134V213H132ZM138 212V213H137ZM148 212H149V214H148ZM160 214V216H159V214ZM164 212V213H163ZM169 212H170V215L172 214L173 216H170L169 215ZM183 212H185V214L186 215H184L183 214ZM197 212H200V213H197ZM228 212H230L229 214H228ZM240 212V213H239ZM8 213V214H7ZM31 213V214H30ZM37 213V214H36ZM64 213V214H63ZM71 213H73V214H71ZM77 213H80V215L79 214H77ZM111 213V214H110ZM135 213H137V214H135ZM141 213V214H140ZM151 213H154V214H152L151 215ZM157 213V214H156ZM193 213V214H192ZM221 213V214H220ZM244 213H245V215H244ZM251 213V214H250ZM263 213V214H262ZM2 214H3V216H2ZM6 214V215H5ZM20 214V215H19ZM45 214V215H44ZM57 215V216H55V215ZM75 214V215H74ZM106 214V215H105ZM113 214V216H111ZM125 214V215H124ZM134 214V216H132ZM162 214V215H161ZM198 214H199V217H198ZM210 214H212V215H210ZM222 214H224V215H222ZM234 214V215H233ZM239 214H242V215H239ZM253 214H254V217H253ZM30 215V216H29ZM36 215V216H35ZM54 215V216H53ZM60 215V216H59ZM62 215H64V216H62ZM69 215V216H68ZM77 215V216H76ZM79 215V216H78ZM92 215V216H91ZM97 215H99V216H102L101 218L100 217H98ZM120 217H119V216ZM164 215V216H163ZM177 215H178V217H177ZM186 217V218H182V217H184V216ZM196 215V216H195ZM216 215H219L220 217H223V218H225V219H223V222L225 223V222H227V223H225V225H222L223 227L221 228V230H222V232L223 231H226V232H224V234L222 233V234H220L219 233V231H218V229H217V216ZM226 215V216H225ZM228 215H230V216H228ZM237 215H238V217H240V218H238L237 217ZM247 215L249 216L248 217V219L249 220H246V218H247ZM256 215V216H255ZM11 216H13V217H11ZM51 216V217H50ZM83 216V217H82ZM85 216V217H84ZM89 216V217H88ZM125 217V219L124 218H122V217ZM128 216V217H127ZM158 216V217H157ZM194 216V217H193ZM212 216H213V218H212ZM225 216V217H224ZM243 216H245V218H242ZM30 217V218H29ZM33 217V218H32ZM39 217V220L41 219V217H42V223L41 222H38V218ZM61 220H59L58 218ZM64 217H66V219H68V221L65 219L64 220ZM96 217V219H93V218H95ZM114 217V219H111V218H113ZM118 217L120 218V219H118ZM133 217H135V219L133 218ZM163 217V218H162ZM169 218V220H168V218ZM173 217H175L176 219L178 218V221L180 222V225H183V226H181V227H179L178 226V224H179V222L178 221H175V219L173 218ZM181 217V219H179ZM196 217H198L199 219L197 220V218ZM201 217V218H200ZM226 217H228V219L226 220ZM250 217H252V218H250ZM12 218V219H11ZM14 218V219H13ZM17 218H21L20 220V222H21V224H20V222H18L19 221V219L17 220ZM35 218H36V220H35ZM44 218V219H43ZM51 218L52 219H55V220H51ZM75 218V219H74ZM78 218V219H77ZM82 218V219H81ZM97 218H100V219H97ZM117 218V219H116ZM161 218V219H160ZM167 219V220H165V219ZM174 219L173 221H175V223H177V224H175V223H172V220L171 219ZM189 218V219H188ZM194 218V219H193ZM206 218H208V219H206ZM2 219V220H1ZM23 219V220H22ZM57 219V220H56ZM86 219H87V221H86ZM101 219H106V220H108V221H106V220H101ZM152 219H155L154 221H151ZM164 219V220H163ZM243 219H244V221H243ZM8 220V221H7ZM13 220V221H12ZM17 220V221H16ZM29 220H30V223L31 224H29L28 222H29ZM35 220V221H34ZM59 220V221H58ZM77 220V221H76ZM83 220V221H82ZM88 220H90V221H88ZM98 220V221H97ZM115 220V222H113ZM118 220H120V221H118ZM134 220H135V223H133L134 222ZM161 220V222H159ZM182 220H183V222H184V224H182L183 222H182ZM193 220V221H192ZM196 220L198 221V224H196ZM224 220H226V221H224ZM238 220V221H237ZM251 220V221H250ZM263 220V221H262ZM12 221V222H11ZM28 221V222H27ZM51 221V222H50ZM65 221V222H64ZM92 221V223H90L89 224V222H91ZM100 221L102 222V223H100ZM125 221V224L123 223ZM229 221V222H228ZM230 221H231V223H230ZM252 221H253V223H252ZM262 221V222H261ZM11 222V223H10ZM14 222H16V223H14ZM24 222V223H23ZM48 224H47V223ZM62 222H64L63 223V226L61 225L60 226V224H62ZM67 222V223H66ZM78 222V223H77ZM96 222H98V223H96ZM105 222V223H104ZM127 222H129V223H127ZM152 222H153V224H152ZM157 224H156V223ZM164 222V223H163ZM169 222V223H168ZM190 222V223H189ZM205 222V223H204ZM209 222V223H208ZM239 222H240V226H239ZM251 222V223H250ZM258 222L260 223V224H258ZM13 223L16 225V227L13 225ZM23 223V224H22ZM34 223V224H33ZM36 223H38V224H36ZM44 223V224H43ZM60 223V224H59ZM76 223V224H75ZM87 223V224H86ZM95 223V224H94ZM107 223V224H106ZM127 223V224H126ZM137 223V224H136ZM159 223H161V224H159ZM174 224V226H176L177 225V227H173V225L172 224ZM254 223H256V229L257 230H260L259 232L260 233H257V237H259V238H256L255 239V241L254 242H259V243H257V245H256V243L254 244V243H252L253 245H252V248H250L251 247V245H249L250 244V242L249 241H247L246 240V242L247 243H245V244H247L246 246L245 245H242L243 243H240V237L241 236H244V233H246L247 232V230H252L253 228H251L252 226H253V224ZM12 224V225H11ZM19 224V225H18ZM26 224H28V226L27 227H25L24 228V226H26ZM34 226H33V225ZM40 224H42V225H40ZM59 224V226L60 227H62V228H60L59 226H57ZM80 225V226H78V225ZM96 224H98L97 226H96V228H93V229H91V227H93V225L95 226ZM100 224V225H99ZM111 224V225H110ZM113 224H116L115 226H117V227H115V226H113ZM120 224H121V226H120ZM123 224V225H122ZM131 224H132V226H134V229H132L133 227L131 226ZM148 224H150V225H148ZM165 224V225H164ZM188 224V225H187ZM195 224V225H194ZM210 224V225H209ZM212 224V225H211ZM251 224H252V226H251ZM22 225V226H21ZM29 225H31V227H33V228H29L30 226ZM37 225V226H36ZM47 225L49 226V227H47ZM54 225H56V226H54ZM72 225V226H71ZM77 226V228H76V226ZM85 225V226H84ZM88 225V226H87ZM106 225V226H105ZM151 225H153L152 227H151ZM158 225H159V227H158ZM168 226V228H167V226ZM12 226V228H10ZM14 226V227H13ZM17 226H19V227H17ZM35 226L37 227L36 229H35ZM45 227V228H43V227ZM68 226H69V228L70 227H72V228H70L71 230H70V232L69 233H67V234H65V233H63V232H67L68 231ZM75 226V227H74ZM87 226V227H86ZM111 226V227H110ZM124 226V227H123ZM129 226V227H128ZM148 226H149V229H147L148 228ZM163 226H165V227H163ZM185 226V227H184ZM189 226V227H188ZM206 226V227H205ZM210 226H211V228H210ZM224 226H227V228L225 227L224 228ZM229 226H230V228H229ZM232 226H235V227H237V228H235V227H233L232 228ZM243 226H245V227H243ZM258 226V227H257ZM55 228V229H53V228ZM58 227L60 228V229H58ZM81 227V228H80ZM106 227L108 228V229H106ZM121 227H122V229H121ZM126 227H128V228H126ZM163 227V228H162ZM183 227H184V229H183ZM193 227H198L197 229H199L198 230V233H197V229L196 228H193ZM201 227H203V230H205L204 232H203V230H202V228ZM215 227V228H214ZM238 227H241V228H238ZM246 227H248V228H246ZM6 228H8V229H6ZM14 228H17V229H14ZM24 230H22V229ZM64 228V229H63ZM75 228L78 230H75ZM82 228H83V230H82ZM88 229V230H90V232L88 231V230H86V229ZM111 229V231H108V230H110ZM124 228V229H123ZM125 228H126V230H125ZM137 228V229H136ZM139 228V229H138ZM157 228V229H156ZM163 229V230H161V229ZM166 228L168 229V230H166ZM169 228H171V229H173L174 230V233L178 236V237H176L177 239H173L172 241H170L169 243H171V245H173V247H171L170 246V249H169V247H168V245H170V244H167L168 243V241H167V239L165 240V238H166V236H168L169 234H170V230L171 229H169ZM187 228L188 229H190V230H187ZM209 228H210V230H209ZM214 228V229H213ZM224 228V229H223ZM20 229V230H19ZM35 229V230H34ZM46 230V232L45 231H43V230ZM49 229H51V230H49ZM63 229V230H62ZM106 229V230H105ZM155 229V230H154ZM158 229H160V232H157V231H159ZM176 229V230H175ZM177 229H180L179 231H177ZM183 229V230H182ZM191 229H193V230H191ZM212 229H213V231H212ZM231 229V230H230ZM240 229H243V230H240ZM3 230H4V232H3ZM6 230H8L7 232H5ZM32 232V234H30L31 232ZM36 230H38V233L36 232ZM48 230V231H47ZM52 230H53V232H52ZM65 230V231H64ZM67 230V231H66ZM83 231V233H82V231ZM116 230H118V232L116 231ZM123 230L125 231L124 233H123ZM138 230V231H137ZM140 230V231H139ZM143 230V231H142ZM153 232H152V231ZM184 230H186V232H188V233H186ZM206 230H208V231H206ZM234 231V232H236L235 233V235H234V232H230V231ZM237 230H238V232H237ZM29 232L28 233V235H30L29 237H28V235L26 234L27 232ZM33 231H35V232H33ZM50 231L52 232V234H53V239L52 240H50L52 237L50 236V237H45V236H49V235H52L51 233H50ZM57 231H58V235H57ZM62 231V232H61ZM80 231V232H79ZM89 232V234H87L88 232ZM127 231V232H126ZM130 231H132V232H130ZM191 231V232H190ZM193 231V232H192ZM240 231H241V233L243 234V235H241V233H240ZM16 234H15V233ZM19 232V233H18ZM20 232H23V234H25V235H23L22 233H20ZM104 232V233H103ZM150 234H149V233ZM162 232V233H161ZM180 232H182L181 234H184V237L180 234ZM258 232V231H257ZM262 232H263V234H262ZM63 233V234H62ZM70 233H72V237H70ZM82 233V234H81ZM101 233H102V235H101ZM116 233H118V234H116ZM128 233V234H127ZM133 234V235H131V234ZM135 233V234H134ZM136 233H138L137 235H136ZM154 233V234H153ZM160 233V234H159ZM164 233V234H163ZM167 233H168V235H167ZM192 233H193V235H192ZM206 235H205V234ZM228 233H231V234H229L228 235ZM255 233V232H254ZM253 233V234H254ZM2 234V235H1ZM5 234H8V235H5ZM16 236H15V235ZM41 234V235H40ZM48 234V235H47ZM86 236H85V235ZM105 234V238L103 237V235ZM139 234L141 235V236H139ZM156 234H158V235H156ZM185 234H188V235H185ZM237 234H239V235H237ZM34 235H35V237H34ZM56 235V236H55ZM80 235H82V236H85V237H82L83 238V240H82V238H80ZM108 235H110V236H108ZM127 235L129 236V237H127ZM151 235V237H149ZM160 235V237L162 238V236H164V238H162V240H164V241H161V239L159 238V237H157V236H159ZM162 235V236H161ZM195 235V236H194ZM197 235V236H196ZM8 236L10 237V236H12V238H8ZM26 236V237H25ZM39 236V237H38ZM44 238H43V237ZM65 236V237H64ZM100 236V237H99ZM108 236V237H107ZM180 236V237H179ZM188 236V237H187ZM202 237V239H200L201 237ZM205 236V237H204ZM229 236H232V237H234L233 238V240L234 241H236V243L238 244V246H241L242 245V247L244 246L245 248H241V247H238V246H236L237 244H235V242L232 240V239H230V237ZM238 236H240V237H238ZM3 237V238H2ZM22 237H24V238H22ZM34 239H33V238ZM68 237H69V239H68ZM76 237V238H75ZM93 237V238H92ZM97 237V238H96ZM110 237L112 238V239H110ZM138 237V238H137ZM142 237V238H141ZM147 237V238H146ZM181 237H182V240L184 241V244H183V247H182V249H186L187 248V245L186 244H188V247H190V249H191V251L189 250L188 251V248L186 249V255H188L189 254V256H194V255H196V254H199L198 256L196 255V256H194V257H192V259L194 260L193 262H192V259H191V257H188V256H185L186 258H185V260L184 261H182V259L180 260V258H178V256L175 254V252L176 251H174V249H176V250H178L179 249V247H181L180 246V239H181ZM254 237H256V236H254ZM20 238H22V239H24V240H20V241H22V243L19 241V239ZM45 238H46V241H50V242H46L45 241ZM67 238V239H66ZM70 238H74V239H70ZM90 238H91V240L92 241H90ZM96 238V239H95ZM108 238H109V241L111 242V244H109L110 242L108 241ZM118 238V240H115V239H117ZM127 238V239H126ZM141 238V239H140ZM157 238V239H156ZM184 238V239H183ZM188 238V239H187ZM221 238V239H220ZM261 238V239H260ZM8 239V240H7ZM28 240V239H30V240H28V241H26V240ZM32 239V240H31ZM56 239V240H55ZM59 239H61V240H59ZM63 239V240H62ZM87 239V240H86ZM98 239H102L101 241H99ZM142 239H145V241L144 240H142ZM158 239H160L159 241V243H157V240ZM185 239H187V240H185ZM193 241H192V240ZM194 239H195V241H194ZM198 239V240H197ZM36 240V241H35ZM41 240V241H40ZM64 240L66 241V240H68V242H72V244L70 245V243H68V242H66V244L68 245H66L65 244V242H64ZM75 240H77V241H75ZM105 240H106V244L108 245H105ZM124 240H125V242H124ZM131 240V241H130ZM138 240V241H137ZM150 241V243H149V241ZM156 240V241H155ZM178 240V241H177ZM180 240V241H179ZM197 240V241H196ZM202 240V241H201ZM217 240H219V241H217ZM257 240V241H256ZM261 241V243H260V241ZM11 241V242H10ZM29 241H31V242H29ZM32 241H34L33 243H32ZM42 241H43V243H42ZM59 241V242H58ZM78 241L80 242V243H78ZM81 241H83V242H81ZM130 241V242H129ZM154 241V242H153ZM173 241H175V243H173ZM185 241L186 242H188V243H185ZM190 241V242H189ZM198 241H200V243H198ZM222 241V242H221ZM7 242V243H6ZM14 242V243H13ZM23 242L25 243V242H27L26 244H23ZM28 242L30 243V244H28ZM36 242V244H34ZM96 242H99L98 243V246H97V243ZM109 242V243H108ZM119 242V243H118ZM128 242V243H127ZM134 242V243H133ZM142 244H141V243ZM166 242V243H165ZM195 242V243H194ZM205 242V243H204ZM218 242V243H217ZM239 242V243H238ZM6 243V244H5ZM13 245H12V244ZM40 243V244H39ZM45 243H47V244H45ZM62 243H64V244H62ZM114 243H115V245H114ZM116 243H118V244H116ZM137 243H140V244H137ZM154 243V244H153ZM202 243H204V245L202 244ZM234 243V244H233ZM249 243V244H248ZM50 244V245H49ZM77 245V246H74V245ZM79 244H81V246L79 245ZM88 244H90V245H87ZM93 244H95L96 246V248L94 247V245ZM119 244H122V245H124V246H122V245H119ZM133 244H135V246H133ZM136 244H137V246H136ZM151 244V245H150ZM165 244H167L166 246H165ZM192 246H191V245ZM216 244H217V246H216ZM226 244V246H223V245H225ZM231 244H233L236 248H240V249H235V247L233 248V246L232 247H229V245H231ZM259 244H260V246H259ZM28 245H31V246H28ZM38 245V246H37ZM41 245H43L42 247H41ZM73 245V246H72ZM86 245V247H84ZM93 247H92V246ZM102 247H101V246ZM113 245V246H112ZM125 245H127V246H125ZM143 245H146V248H145V246H143ZM148 245V246H147ZM154 245H156V246H154ZM160 245V246H159ZM162 245V246H161ZM196 245V246H195ZM200 245H201V248H200ZM221 245H222V247H221ZM262 245V246H261ZM21 246V247H20ZM23 246H24V249H23ZM70 246V248H68ZM81 247V248H79V247ZM105 246H107V247H105ZM117 246H121L120 248H118ZM132 246H133V249H132ZM177 246V247H176ZM215 246H216V248L217 249H214V250H212L213 248H215ZM228 246V247H227ZM248 246H250V247H248ZM259 246V247H258ZM3 249H2V248ZM27 247V248H26ZM40 247L42 248V249H40ZM48 247V248H47ZM59 248V249H57V248ZM89 247H91V248H95V249H93L94 251L95 250H97V251H95V253L94 252H92L93 250H91ZM98 247V248H97ZM103 247H105V248H103ZM114 247H115V249H114ZM166 247V248H165ZM175 247V248H174ZM197 247H198V249H197ZM206 247H208V248H206ZM222 249H221V248ZM227 247V248H226ZM253 247H257L255 250H253ZM11 248V249H10ZM13 248H14V250H13ZM16 248V249H15ZM32 248V250H29V249H31ZM82 248H83V250H82ZM108 248V249H107ZM111 248H113V249H111ZM124 248V249H123ZM128 248V249H127ZM144 249V251H141L140 249ZM159 248V249H158ZM172 248V249H171ZM200 248V249H199ZM227 250H226V249ZM248 248H250V249H248ZM2 249V250H1ZM10 249V250H9ZM30 251V252H27L28 250ZM38 249V250H37ZM46 249V250H45ZM49 249V250H48ZM66 249H68V250H66ZM86 249H90L91 250V252H88V250H86ZM103 249H107L106 251L105 250H103ZM156 249L158 250V251H156ZM161 249H163V250H161ZM192 249H194V250H192ZM196 249V250H195ZM224 249V250H223ZM11 250H12V252H11ZM17 250V251H16ZM24 250H26V252L24 251ZM42 250H43V252H42ZM53 250H54V252H53ZM57 250V251H56ZM78 250V251H77ZM101 250H102V252H101ZM112 250H114V252L112 251ZM127 250V251H126ZM136 250V251H135ZM146 250V251H145ZM165 250H170V251H168L169 253H167ZM198 250V251H197ZM205 250V251H204ZM212 251L213 253H211L210 254V252L209 251ZM250 250V251H249ZM2 251H4V253L2 252ZM9 251V252H8ZM45 251V252H44ZM68 251H69V253H68ZM73 251H75V252H73ZM76 251H77V253H76ZM83 251L85 252V253H83ZM119 251V252H118ZM129 251V252H128ZM141 253H140V252ZM173 252V254H172V252ZM204 253H203V252ZM208 251V252H207ZM223 251H225V252H223ZM226 251H227V253H226ZM241 251V253H244V254H241L240 253V255H239V252ZM248 251V252H247ZM251 251L253 252V253H251ZM260 251V252H259ZM6 252H8L7 253V255H5V253ZM14 252H15V256H14ZM24 252V254H22ZM50 252V253H49ZM87 252V253H86ZM96 252H97V254H99V255H96ZM112 252V253H111ZM121 252H122V254H121ZM124 252V253H123ZM222 252V253H221ZM10 253V254H9ZM13 253V254H12ZM20 253V254H19ZM34 253H36L35 255H31L30 256V254H34ZM40 253H42V254H40ZM56 253V254H55ZM63 253V254H62ZM71 255L72 254V256L74 257V256H76V257H72V256H70L69 257V255ZM75 253V254H74ZM90 253H92V254H90ZM117 253L119 254L118 255V257L116 258V256H117ZM135 254L134 255V257H133V254ZM157 253H158V255H157ZM191 253H193V254H191ZM207 253H209V255L207 254ZM216 253L219 255V254H221L220 256H218V255H216ZM12 254V255H11ZM26 254V255H25ZM66 254V256L64 257V256H62V255H65ZM85 255V257H87V259H89L90 257H92V258H90L91 260H86V258L85 257H83V255ZM86 254H90L89 256L90 257H88V255H86ZM103 254V255H102ZM104 254L106 255V256H104ZM113 254V255H112ZM126 254V255H125ZM139 254L141 255V256H139ZM151 254H152V257H151ZM170 254V259L168 260V255ZM207 254V255H206ZM223 254H225V256H223ZM247 254H251V255H247V256H249V257H247L246 255ZM258 254V255H257ZM24 257H23V256ZM37 255H39L38 257H37ZM40 255H41V257H40ZM43 255V256H42ZM52 255V256H51ZM96 255V256H95ZM124 255V256H123ZM137 255V256H136ZM157 255V256H156ZM213 255H216V256H213ZM242 255H244V256H242ZM261 255V256H260ZM3 256V257H2ZM14 257V258H10V257ZM36 256V257H35ZM55 256H57V257H55ZM109 256V257H108ZM135 256L137 257V258H135ZM146 257V258H144V257ZM153 256H155V258L153 257ZM177 258H176V257ZM199 256H201V257H199ZM213 256V257H212ZM6 257V258H5ZM9 257V258H8ZM35 257V258H34ZM48 257V258H47ZM50 257H52L51 259H50ZM54 257L55 258H57L58 260H61V262H63V263H61L60 261L58 262V260L57 259H54ZM59 257H61V258H59ZM64 257V259L63 260H65V261H63L62 260V258ZM94 257V258H93ZM99 257V258H98ZM102 257H106V258H103L102 259ZM124 259H123V258ZM126 257H128V258H126ZM147 257H148V259H147ZM168 257V258H167ZM171 257H175V258H171ZM190 259V260H188V258ZM207 257H209V258H207ZM222 257V258H221ZM239 257V258H238ZM5 258V259H4ZM16 258V259H15ZM22 258L26 261V259H27V261L25 262L24 260L21 262L20 260H22ZM39 258H40V260H39ZM45 258H47V260L45 259ZM108 258H111L112 260H110V261H108ZM120 258H122V259H120ZM150 258H151V260H150ZM160 258V259H159ZM194 258H196V259H194ZM202 258H203V260H202ZM211 258H213V259H211ZM217 258H219L220 259V261L219 260H217ZM245 258V259H244ZM9 259V260H8ZM12 259H14V260H12ZM20 259V260H19ZM30 259V260H29ZM44 259V260H43ZM68 259V260H67ZM70 259V260H69ZM77 259H79V261L77 260ZM127 259V260H126ZM134 259H135V261H134ZM176 259V260H175ZM180 260V262H177V261H179ZM201 261H200V260ZM217 260V261H214V260ZM238 259H240L239 261H238ZM5 260H7L6 262H5ZM16 260V261H15ZM38 260V261H37ZM43 260V261H42ZM82 260L84 261V262H82ZM102 260H104V261H102ZM121 260H123V261H121ZM126 260V261H125ZM138 260H140V261H138ZM148 260V261H147ZM157 260V261H156ZM198 262H197V261ZM208 260V261H207ZM210 260L211 261H213V262H210ZM48 261H51L50 263H48ZM52 261H53V263H52ZM56 261V262H55ZM68 261V262H67ZM74 261H75V263H74ZM86 261H88V262H86ZM96 261V262H95ZM100 261H102V262H100ZM106 261V262H105ZM119 261L121 262V263H119ZM125 261V262H124ZM150 261V262H149ZM166 261L168 262V263H166ZM222 261V262H221ZM242 261V262H243ZM5 262V263H4ZM16 262V263H15ZM21 262V263H20ZM23 262H25V263H23ZM38 262V263H37ZM40 262V263H39ZM79 262V263H78ZM82 262V263H81ZM108 262V263H107ZM129 262H131V263H129ZM176 262V263H175ZM215 262V263H214ZM218 262V263H217ZM150 263V264H151Z\"/></svg>",
    "mask_w": 264,
    "mask_h": 264
},
{
    "label": "bare ground",
    "instance_id": "6f19581e",
    "mask_svg": "<svg viewBox=\"0 0 264 264\" xmlns=\"http://www.w3.org/2000/svg\"><path fill=\"white\" fill-rule=\"evenodd\" d=\"M2 1H3V0H2ZM2 1H1V2H2ZM5 1H6V0H5ZM5 1H4V2H5ZM30 1H31V0H30ZM36 1H37V0H36ZM40 1H41V0H40ZM83 1H84V0H83ZM88 1H90V0H88ZM118 1H119V0H118ZM123 1H124V0H123ZM126 1H127V0H126ZM134 1H135V0H134ZM134 1H133V2H134ZM140 1H141V0H140ZM165 1H166V0H164V2H165ZM169 1H170V0H169ZM173 1H175V0H173ZM173 1H170V2L172 3ZM181 1H182V0H181ZM197 1H198V0H197ZM229 1H230V0H229ZM231 1H234V0H231ZM237 1H238V0H237ZM237 1H236V2H237ZM10 2H11V1H10ZM15 2H17V1H15ZM20 2H21V1H20ZM34 2H35V1H34ZM34 2H33V4H34ZM52 2H53V1H52ZM57 2H58V1H57ZM62 2H63V1H62ZM64 2H67V0L64 1ZM111 2H112V0H111ZM120 2H122V1H120ZM137 2H138V1H137ZM141 2H142V1H141ZM146 2H147V1H146ZM155 2H156V1H155ZM176 2H177V1L174 2L175 5H176ZM182 2H183V1H182ZM190 2H191V4H192V1H189L188 3H190ZM223 2H224V1H222V3H223ZM254 2H255V1H254ZM254 2H253V3H254ZM261 2H263V1H261ZM2 3H3V2H2ZM12 3H13V2H12ZM18 3H19V2H18ZM76 3H77V2H76ZM101 3H103V2H101ZM107 3H108V2H107ZM129 3H131V2H129ZM129 3H128V4H129ZM134 3H135V2H134ZM134 3H133V5H134ZM150 3L152 4L153 2H150ZM174 3H173V4H174ZM183 3H184V2H183ZM188 3L186 2V4H188ZM200 3H201V0H200ZM200 3H198V4H200ZM231 3H232V2H231ZM239 3H240V2L238 1V4H239ZM16 4H17V3H16ZM27 4H28V3H27ZM46 4L48 5V3H46ZM73 4H74V3H73ZM89 4H90V3H89ZM93 4H94V2L91 1V5H92V6H94ZM97 4H98V3H97ZM110 4H111V3H110ZM131 4H132V3H131ZM144 4H145V3H143L142 5L144 6ZM151 4H150V5H151ZM157 4H158V2H157ZM157 4H156V5H157ZM178 4H179V3H178ZM4 5H6V4H4ZM30 5L32 6V4H30ZM30 5H29V6H30ZM59 5H61V4H59ZM78 5H79V4H78ZM82 5H84V4H82ZM82 5H81V6H82ZM87 5H88V4H87ZM87 5H84V6H87ZM112 5H113V4H112ZM116 5H119V2H118V4H116ZM116 5H115V6H116ZM142 5H141V6H142ZM153 5H155V4H153ZM156 5H155V6H156ZM167 5H168V4H167ZM179 5H182V3L179 4ZM188 5H189V4H188ZM262 5L264 6V3H263ZM2 6H3V5H2ZM11 6H13V5H11ZM15 6H16V5H15ZM18 6H19V5H18ZM29 6H27V7H29ZM92 6H89V7H92ZM115 6H114V8H115ZM122 6H124V5H122ZM125 6H126V5H125ZM136 6H137V5H136ZM136 6H135V7H136ZM151 6H152V5H151ZM161 6H163V5L161 4ZM168 6H172V7H173L172 4H171V5H168ZM168 6H166V7H168ZM183 6H184V5H183ZM183 6H182V7H183ZM228 6H229V5H228ZM228 6H227V7H228ZM236 6H237V5H236ZM238 6H239V5H238ZM244 6H245V7H248V6H246V5H244ZM258 6H259V4L257 5V7H258ZM3 7H4V6H3ZM3 7H1V8H3ZM6 7H7V6H6ZM13 7H14V6H13ZM20 7H21V5H20ZM37 7H38V6H37ZM53 7H54V6H53ZM77 7H78V6H77ZM112 7H113V6H112ZM117 7H118V6H117ZM117 7H116V8H117ZM129 7H131V5H129L128 8H129ZM159 7H160V6H159ZM172 7H171V9H172ZM175 7L177 8V5H176ZM175 7H174V8H175ZM251 7H252V6H251ZM11 8H12V7H11ZM11 8H10V9H11ZM44 8H45V7H44ZM47 8H48V6H47ZM49 8H50V7H49ZM93 8H94V7H93ZM101 8H102V6H101ZM107 8H108V7H107ZM118 8H119V7H118ZM126 8H127V6H126ZM138 8H139V6H138ZM164 8H165V6H164ZM164 8L161 7V9H164ZM176 8H175V10H176ZM183 8H184V7H183ZM183 8H182V9H183ZM195 8H196V6H195ZM219 8H221V7H218L217 9H219ZM254 8H256V7H254ZM16 9H17V8H16ZM24 9H25V8H24ZM30 9H31V8H30ZM33 9H35V8L33 7ZM36 9H37V11H36V10H35V11L38 13L39 10H38V8H36ZM58 9H59V8H58ZM90 9H92V8H90ZM94 9H97L96 6H95ZM109 9H110V8H109ZM123 9H124V7H123ZM123 9H121V11H122ZM144 9H145V8H144ZM149 9H151V7H149ZM156 9H157V8H156ZM161 9H159V10L161 11ZM200 9H201V8H200ZM233 9H235V8H233ZM238 9H239V8H238ZM248 9H249V8H248ZM251 9H252V8H251ZM251 9H250V10H251ZM1 10H2V9H1ZM5 10H6V9H5ZM55 10H56V9H55ZM63 10H64V9H63ZM82 10H85V8H83ZM86 10H87V9H86ZM86 10H85V11H86ZM92 10H93V9H92ZM92 10H90V11H92ZM118 10H119V9H118ZM131 10H133V8H131ZM142 10H143V9H142ZM147 10H148V9H147ZM147 10H145V11L147 12ZM166 10H168V9H166ZM173 10H174V9H173ZM191 10H192V9H191ZM198 10H199V9H198ZM220 10H221V9H220ZM220 10H219V11H220ZM227 10L229 11V8H227ZM263 10H264V7H263ZM3 11H4V10H3ZM3 11H2V12H3ZM23 11H24V10H23ZM43 11H44V10H43ZM43 11H42V12H43ZM52 11H53V10H51V8H50V12H52ZM70 11H71V10H70ZM79 11H80V10H79ZM85 11H84V12H85ZM90 11H89V12H90ZM93 11H94V13H95L96 10H93ZM106 11H107V9H106ZM112 11H113V10H111V12H112ZM121 11H118V12H121ZM133 11H134V10H133ZM137 11H138V10H137ZM149 11H150V10H149ZM157 11H158V10H157ZM163 11H165V10H163ZM163 11H161V14H163V13H162ZM168 11H169V10H168ZM168 11H167V13H168ZM170 11H171V10H170ZM178 11H179V10H178ZM245 11H246V10H245ZM256 11H257V10H256ZM258 11H259V8H258ZM8 12H10V10H8ZM8 12H4V13H8ZM27 12H28V9H27ZM27 12H24V13H27ZM30 12L32 13L31 10H30ZM40 12H41V11H40ZM60 12H61V11H60ZM62 12H63V11H62ZM84 12H83V13H84ZM96 12H97V11H96ZM115 12H117V11H115ZM115 12H114V13H115ZM138 12H139V11H138ZM138 12H136V13H138ZM150 12H151V11H150ZM154 12H156V11H154ZM154 12H153V13H154ZM165 12H166V11H165ZM173 12H175V11H173ZM184 12H185V11H184ZM187 12H188V11H187ZM189 12H190V10H189ZM194 12H195V11H193V13H194ZM201 12H202V11H201ZM201 12H200V13H201ZM222 12H224V11H222ZM237 12H240V11H237ZM10 13H11V12H10ZM10 13H9V14H10ZM16 13H17V12H16ZM45 13H46V12H44V14H45ZM57 13H58V12H57ZM65 13H67V12H65ZM65 13H64V16H62V17H65V15H66ZM123 13H124V12H123ZM143 13H144V12H143ZM178 13H179V12H178ZM185 13H186V12H185ZM185 13H184V14H185ZM191 13H192V12H191ZM203 13H204V12H203ZM229 13H231V11H230ZM244 13H245V12H244ZM249 13H250V12H249ZM253 13H255V11H254ZM253 13H252V14H253ZM1 14H2V13H1ZM1 14H0V15H1ZM29 14H30V13H29ZM33 14H34V11H33ZM54 14H55V13H54ZM75 14H77V13H74V12H73V14H72V15L70 14L71 16H70V15H69V16L72 17V16L75 15ZM88 14H89V13H88ZM101 14H102V13H101ZM110 14H112V13H110ZM110 14H109V15H110ZM128 14H129V13H128ZM133 14H134V13H133ZM146 14H147V13H146ZM180 14H181V12H180ZM241 14H242V12H241ZM11 15H13V13H11ZM11 15H10V16H11ZM27 15H28V14H27ZM27 15H23V16H27ZM30 15H31V14H30ZM48 15H50V14H48ZM59 15H62V14L59 13ZM59 15H58V17H59ZM79 15H80V14H78V16H79ZM107 15H108V14H107ZM142 15H143V14H142ZM149 15H151V14H149ZM165 15H166V13H165ZM168 15H169V14H168ZM171 15H172V13H171ZM176 15H178V14H177V10H176ZM176 15H175V16H176ZM192 15H193V14H192ZM199 15H200V14H199ZM201 15H202V13H201ZM230 15H231V14H230ZM230 15H229V16H230ZM244 15H245V14H244ZM259 15H260V12H259ZM262 15H263V14H262ZM262 15H261V16H262ZM6 16L9 17L8 14H7ZM38 16H40V15L38 14L37 17H38ZM83 16H84V14H82V16L80 15V17H83ZM86 16H87V15H86ZM89 16H90V15H89ZM104 16H105V15H104ZM117 16H118V15H117ZM121 16H122V14H121ZM158 16H161V15H158ZM175 16H174V17H175ZM180 16H181V15H180ZM189 16H190V15H189ZM196 16H197V15H196ZM202 16L204 17V15H202ZM221 16H222V19H223V15H221ZM253 16H254V15H253ZM2 17H3V16H2ZM2 17L0 18V20H3ZM17 17H19V19H20V15L17 16ZM28 17H29V15H28ZM46 17H47V15H46ZM52 17H53V16H52ZM95 17H96V13H95ZM115 17H116V16H115ZM130 17H131V16H130ZM144 17H145V16H144ZM144 17H143L142 19H144ZM155 17H156V15H155ZM162 17L165 18L164 16H162ZM167 17H168V16H167ZM174 17H173V18H174ZM186 17H188V15H187V16L185 15L184 18L187 19ZM198 17H199V16H198ZM198 17H196V18H198ZM206 17H207V16L205 15L204 18L206 19ZM247 17H248V16H247ZM258 17H260V16H258ZM3 18H4V17H3ZM24 18H25V17H24ZM56 18H57V17H56ZM72 18H73V17H72ZM93 18H94V17H93ZM98 18H99V17H98ZM102 18H104V17H102ZM105 18H106V17H105ZM123 18H126V17H123ZM163 18H162V19H163ZM175 18H177V17H175ZM175 18H174V19H175ZM181 18H182V17H181ZM194 18H195V17H194ZM226 18H228V17L226 16ZM243 18H246V16L243 17ZM249 18H250V17H249ZM6 19H7V18H5V20H6ZM16 19H17V18H16ZM28 19H29V18H28ZM33 19H34V18H33ZM33 19H32V20H33ZM36 19H37V18H36ZM36 19H35V20H36ZM38 19H39V17H38ZM38 19H37V20H38ZM44 19H46V18H44ZM73 19H74V18H73ZM76 19H80V18H76ZM84 19H85V18H84ZM96 19H97V18H96ZM135 19H136V18H135ZM135 19H133V20H135ZM158 19H159V18H158ZM167 19H168V18H167ZM169 19H170V18H169ZM230 19H231V18H230ZM232 19H233V18H232ZM241 19H242V17H241ZM255 19H256V18H255ZM258 19H259V18H258ZM260 19H261V18H260ZM260 19H259V20H260ZM12 20H13V19H12ZM14 20H15V19H14ZM21 20H22V19H21ZM37 20H36V21H37ZM46 20H47V19H46ZM59 20H61V19H59ZM74 20H75V19H74ZM74 20H73V21H74ZM99 20H100V19H99ZM111 20H112V19H111ZM137 20H140V19H137ZM145 20H146V19H145ZM164 20H165V19H164ZM172 20H173V19H172ZM178 20H179V18H178ZM190 20L192 21V19H190ZM199 20H200V19H199ZM199 20H198V21H199ZM223 20H224V19H223ZM223 20H222V21H223ZM225 20H226V19H225ZM247 20H252V17H251V19H247ZM9 21H11V20H8L7 22H9ZM15 21H18V20H15ZM25 21H26V20H25ZM39 21H40V20H39ZM57 21H58V20H57ZM77 21H78V20H77ZM100 21H101V20H100ZM103 21H105V20H103ZM106 21H107V20H106ZM121 21H122V20H121ZM125 21H126V19H125ZM142 21H143V20H142ZM142 21H141V22H142ZM146 21H147V20H146ZM146 21H145V22H146ZM159 21H160V20H158V22H159ZM175 21H176V20H175ZM185 21H188V22H187L188 24L190 23L189 20H185ZM200 21H201V20H200ZM200 21H199V23H200ZM261 21H262V23H263L264 20H261ZM33 22H34V20H33ZM75 22H76V21H75ZM85 22H86V21H85ZM85 22H84V23H85ZM107 22H108V21H107ZM127 22H128V18H127ZM139 22H140V21H139ZM145 22H143V23H145ZM155 22H156V21H155ZM158 22H156V23H158ZM164 22H165V21H164ZM168 22H169V21H168ZM203 22H208V23H209V20L207 19V20H204ZM242 22H244V21L242 20ZM2 23H3V22H2ZM11 23H12V22H11ZM19 23H20V22H19ZM27 23H29V22H27ZM38 23H39V22H38ZM40 23H41V22H40ZM54 23H56V22H54ZM109 23H112V22L109 21ZM114 23H115V21H114ZM122 23H123V22H122ZM131 23H132V22H131ZM191 23H194V21H192ZM197 23H198V22H197ZM197 23H195V24H197ZM259 23H260V22H258V24H259ZM56 24L58 25V22H57ZM59 24H61V23L59 22ZM69 24H70V23H69ZM79 24H80V23H79ZM87 24H89V23L87 22ZM87 24H86V26H87ZM90 24L93 25V23H90ZM101 24H102V23H101ZM106 24H107V23H106ZM106 24H105V25H106ZM129 24H130V23H129ZM148 24H149V23H148ZM170 24H171V23H170ZM178 24H179V23H178ZM201 24H202V23H201ZM204 24H205V23H204ZM224 24H226V22H224ZM256 24H257V22H255V25H256ZM0 25H2V24H0ZM6 25H7V24H5V26H6ZM12 25H13V24H12ZM16 25H17V24H16ZM19 25H21V24H19ZM19 25H18L17 27H19ZM31 25H32V23H31ZM44 25H45V24H44ZM44 25H43V26H44ZM51 25H52V24H51ZM63 25H64V24H63ZM66 25H67V24H66ZM72 25H73V23H72ZM84 25H85V24H84ZM92 25H90V26H92ZM94 25H95V24H94ZM94 25H93V27H94ZM119 25H120V24H119ZM124 25H125V24H124ZM130 25H132V24H130ZM143 25H144V24H143ZM160 25H161V24H160ZM202 25H203V24H202ZM207 25H209V24H206V26H207ZM243 25H244V24H243ZM247 25H250V24L248 23ZM262 25H263V24H262ZM23 26H24V25H23ZM52 26H53V25H52ZM80 26H81V25H80ZM80 26H79V27H80ZM82 26H83V25H82ZM88 26H89V25H88ZM88 26H87V27H88ZM106 26H107V25H106ZM120 26H121V25H120ZM134 26H135V25H133V28H134ZM157 26H159V25H157ZM190 26L192 27V25H190ZM203 26L206 27L205 25H203ZM244 26H245V25H244ZM250 26H251V25H250ZM13 27H15V26H13ZM13 27H12V29H13ZM20 27H22V26H20ZM24 27H25V26H24ZM34 27H36V26H34ZM44 27H45V26H44ZM44 27H43V28H44ZM55 27H56V26H55ZM55 27H53V28H55ZM64 27H66V26H64ZM67 27H68V26H67ZM71 27H72V26L68 27V29L70 28V30H71ZM101 27L103 28V25H102ZM108 27L110 28L109 25H108ZM130 27H131V26H130ZM130 27H129V28H130ZM141 27H142V26H141ZM143 27H144V26H143ZM143 27H142V28H143ZM146 27H147V26H146ZM150 27H151V26H150ZM165 27H166V25H165ZM165 27H164V29H165ZM170 27H171V26H170ZM174 27H178V26H172V28H174ZM181 27H182V26H181ZM188 27H189V26H188ZM188 27H187V28H188ZM191 27H189L188 29L186 28V29L189 30V31H191V30H190ZM201 27H202V26H201ZM22 28H23V27H22ZM26 28H27V27H26ZM28 28H30V27H28ZM40 28H41V27H40ZM57 28H58V26H57ZM75 28L77 29V27H75ZM88 28H90V27H88ZM102 28H101V29H102ZM111 28H112V27H111ZM111 28H110V30H111ZM118 28H120V27H118ZM193 28H195V27H193ZM197 28L199 29L200 27H197ZM208 28H209V26H208ZM241 28H242V27H241ZM243 28L245 29V27H243ZM260 28H261V27H260ZM17 29H18V28H17ZM59 29H61V27H60ZM68 29H67V32L69 31ZM76 29H75V30H76ZM79 29H80V28H79ZM83 29H84V28H83ZM85 29H86V28H85ZM101 29H100V30H101ZM113 29H114V28H113ZM122 29H124V28H122ZM156 29H157V28H156ZM161 29H162V28H161ZM176 29H177V28H176ZM202 29H203V27H202ZM204 29L206 30V28H204ZM248 29H249V28H248ZM250 29H251V27H250ZM262 29H264V27H262ZM2 30H4V29H2ZM2 30H1V31H2ZM6 30H7V29H6ZM6 30H4L5 33H6ZM13 30H15V28H14ZM23 30H24V29H23ZM43 30H44V29H43ZM61 30H62V29H61ZM119 30H120V29H119ZM141 30H144V29H141ZM146 30H147V29H146ZM146 30H145V32H146ZM165 30H166V29H165ZM177 30H178V29H177ZM187 30H184V31L186 32ZM254 30H255V29H254ZM17 31H18V30H17ZM26 31H27V30H26ZM55 31H56V30H55ZM80 31H81V30H80ZM82 31L85 32V30H82ZM104 31H105V28H104ZM111 31H112V30H111ZM126 31H127V30H126ZM131 31H132V27H131ZM131 31H130V32H131ZM134 31H135V30H134ZM149 31H150V29H149ZM149 31H148V32H149ZM158 31H161V30H158ZM163 31H164V30H163ZM166 31H170V30H166ZM166 31H165V33H166ZM175 31H176V30H175ZM178 31H179V30H178ZM193 31H194V30H193ZM193 31H191V32H193ZM198 31H199V30H198ZM201 31L203 32V30H201ZM201 31H200V32H201ZM256 31L258 32L257 28H256ZM23 32H24V31H23ZM27 32H28V31H27ZM57 32H59V31H57ZM67 32H66V33H67ZM74 32H76V31H74ZM93 32H95V31H93ZM113 32H114V31H113ZM121 32H122V31H121ZM132 32H133V31H132ZM154 32H156V31H154ZM171 32H172V30H171ZM176 32H177V31H176ZM202 32H201V33H202ZM205 32H206V31H205ZM239 32H240V31H239ZM242 32H243V31H242ZM247 32H248V31H247ZM251 32H252V31H251ZM3 33H4V32H2V36H1V38H2V42H3V35H4ZM12 33H14V32L12 31ZM18 33H19V31H18ZM28 33H29V32H28ZM32 33H33V32H32ZM63 33H64V32H63ZM66 33H65V34H66ZM70 33H72V32H69V34H70ZM76 33H78V32H76ZM100 33H102V32H100ZM105 33H106V32H105ZM111 33H112V32H111ZM115 33H118V32H115ZM133 33H134V32H133ZM136 33H137V32H136ZM149 33H150V32H149ZM165 33H163V34H165ZM181 33H183V32H181ZM186 33H187V32H186ZM186 33H185V34H182V35L185 36ZM206 33H207V32H206ZM206 33H205V36H206ZM54 34H55V33H54ZM54 34H52V35L54 36ZM56 34H57V33H56ZM60 34H61V33H60ZM65 34H64V35H65ZM72 34H75V33H72ZM78 34H82V33H78ZM94 34H95V33H94ZM144 34H145V33H144ZM176 34H177V33H176ZM189 34H190V36H188V37H191V33H189ZM195 34L197 35V33H195ZM207 34H208V33H207ZM211 34L213 35V33H211ZM238 34H239L240 37H243V36L240 35V33H238ZM27 35H28V34H27ZM67 35H68V33H67ZM70 35H71V34H70ZM70 35H69V36H70ZM82 35H83V34H82ZM82 35H81V36H82ZM92 35H93V34H92ZM97 35H99V34H97ZM97 35H95V36H97ZM101 35H102V34H101ZM115 35H116V34H115ZM121 35H122V34H121ZM126 35H127V34H126ZM130 35H132V34H130ZM154 35H156V34H154ZM157 35H160V34H157ZM168 35H169V33H168ZM199 35L201 36L202 34H199ZM212 35H211V36H212ZM229 35H230V34H229ZM231 35H232V32H231ZM263 35H264V34H263ZM4 36H5V35H4ZM25 36H26V35H25ZM25 36H24V37H25ZM45 36L49 37V36H51V35H49V36H48V35H45ZM62 36H63V35H61V37H62ZM65 36H66V35H65ZM69 36H67V37H69ZM83 36H84V35H83ZM85 36H87V35H85ZM88 36H89V35H88ZM103 36H104V34H103ZM110 36H111V37H110ZM110 36H109V37H110L111 40H112V39H113V38H112L113 35L111 34ZM171 36H172V35H171ZM193 36H194V35H193ZM197 36H198V35H197ZM200 36H199V37H200ZM224 36H227V35H224ZM232 36H233V35H232ZM236 36H237V35H236ZM239 36H238V37H239ZM251 36H252V35H251ZM16 37H17V36L14 37L15 39H14V38H12V39H14V41H15V40H16ZM56 37H57V39H58V38H61L60 36L58 37L57 35H56L55 37H53V38H55V40H56ZM70 37H71V36H70ZM70 37H69V38H70ZM74 37H75V36H74ZM77 37H79V36H77ZM77 37H75V38H77ZM89 37H90V36H89ZM97 37H99V36H97ZM169 37H170V36H169ZM201 37H202V36H201ZM203 37H204V36H203ZM217 37H218V36H217ZM217 37H216V38H217ZM246 37H247V35H246ZM257 37H259V36H257ZM1 38H0V39H1ZM25 38H26V37H25ZM44 38H46V37H44ZM104 38H105V37H104ZM120 38H121V37H120ZM120 38H119V40H121ZM124 38H125V37H124ZM131 38H132V37H131ZM154 38H155V37H154ZM193 38H196V37H193ZM209 38H212V37H209ZM219 38H220V37H219ZM219 38H218V39H219ZM234 38H235V37H234ZM234 38H233V39H234ZM260 38H263V37L260 36ZM49 39L51 40L52 38L50 37ZM63 39H64V38H62V40H63ZM71 39H72V38H71ZM84 39H85V38H84ZM105 39H106V38H105ZM135 39H136V38H135ZM158 39H159V38H158ZM161 39L163 40L164 38H161ZM169 39H170V38H169ZM185 39H188V38H185ZM199 39H200V38H198V40H199ZM212 39H213V38H212ZM230 39H231V38H230ZM241 39H242V38H241ZM248 39H249V38H248ZM254 39H255V38H254ZM52 40H53V39H52ZM59 40H60V39H58L57 42H59ZM80 40H82V39H80ZM102 40H103V39H102ZM102 40H101V42H99V43H102V42H103ZM107 40H108V38H107ZM131 40H133V39H131ZM136 40L138 41V40H139V37H138V39H136ZM164 40H165V39H164ZM167 40H168V39H167ZM190 40H191V39H189L188 42H190ZM192 40H193V39H192ZM194 40H195V39H194ZM194 40H193V41H194ZM206 40H208V39H206ZM206 40H205V41H206ZM209 40H211V39H209ZM228 40H229V39H228ZM231 40H232V39H231ZM235 40H236V39H235ZM246 40H247V39H246ZM260 40H261V39H260ZM263 40H264V39H263ZM9 41H10V40H9ZM18 41H19V40H18ZM21 41H22V39H21ZM104 41H106V40H104ZM109 41H110V40H109ZM109 41H106V42H105V44L108 42V43L106 44L108 48H109V43H110ZM129 41H130V40H129ZM157 41H159V40H157ZM160 41H161V40H160ZM199 41H200V40H199ZM201 41H202V40H201ZM220 41H221V40H219V42H220ZM237 41H239V40H237ZM240 41H241V40H240ZM240 41H239V43H240ZM255 41H256V40H255ZM257 41H258V40H257ZM2 42H0V43H2ZM5 42H6V41H5ZM7 42H8V41H7ZM50 42H51V41H50ZM50 42H48V43H50ZM53 42H54V41H53ZM69 42H72V40H69ZM76 42H78V40H77ZM111 42H113V41H111ZM127 42H128V38H127ZM145 42H146V40H145ZM152 42H154V41L151 40V43H152ZM161 42H163V41H161ZM186 42H187V40H186ZM211 42H213V40H212ZM242 42L245 43L244 41H242ZM262 42H263V41H262ZM10 43H11V42H10ZM46 43H47V42H46ZM79 43H81V42H79ZM114 43H115V42H114ZM114 43H112V44H114ZM134 43L137 44L136 42H134ZM158 43H160V42H158ZM158 43H157V44H158ZM178 43H179V42H178ZM183 43H184V42H183ZM193 43H195V42H193ZM224 43L227 44V42H225V41L223 42V44H224ZM233 43H234V42H233ZM235 43H236V42H235ZM259 43H260V42H259ZM259 43L256 44V43L253 42V44H255V45H258ZM6 44H7V43H6ZM13 44H14V43H13ZM16 44H17V41H16ZM16 44H15V45H16ZM18 44H19V43H18ZM18 44H17V46H18ZM51 44H52V43H50V45H51ZM62 44H64V43H62ZM67 44H68V43H67ZM94 44H95V43H94ZM112 44H110V45H112ZM138 44H139V43H138ZM143 44H144V43H143ZM143 44H142V45H143ZM184 44H185V46H186L187 43H184ZM189 44H190V43H189ZM204 44H205V42H204ZM223 44H221V45H223ZM225 44H224V45H225ZM236 44H238V43H236ZM245 44H247V42H246ZM245 44H244V46H245ZM0 45H1V44H0ZM2 45H3V43H2ZM41 45H42V44H41ZM44 45L47 46V44H44ZM106 45H105V46H106ZM119 45H120V44H118V46H119ZM123 45H124V44H123ZM154 45H156V44H154ZM163 45H165V43H164ZM163 45H162V46H163ZM187 45H188V44H187ZM196 45H197V43H196ZM231 45H232V44H230L229 46H231ZM242 45H243V44H242ZM7 46H8V45H7ZM77 46H78V45H77ZM77 46H75V48H76ZM138 46H139V45H138ZM158 46H159V44H158ZM168 46H169V45H168ZM168 46H167V47H168ZM182 46H184V45L182 44ZM190 46H191V45H190ZM194 46H195V45H194ZM204 46H205V45H204ZM208 46H209V45H208ZM212 46H213V44H212ZM216 46H217V45H216ZM244 46H243V47H244ZM263 46H264V45H263ZM12 47H13V46H12ZM12 47H10V48H12ZM18 47H19V46H18ZM54 47H56L55 44H54ZM64 47H65V46H64ZM80 47H81V46H80ZM82 47H84V46H82ZM91 47H92V46H91ZM120 47H121V46H120ZM142 47H143V46H142ZM187 47H188V46H187ZM195 47H196V46H195ZM197 47H199V46L197 45ZM220 47H221V46H220ZM222 47H223V46H222ZM224 47H225V46H224ZM240 47H241V46H240ZM243 47H241V49H243ZM245 47H247V46H245ZM0 48H1V47H0ZM16 48H17V47H16ZM48 48H49V47H48ZM56 48H57V47H56ZM59 48H61V47H59ZM67 48H68V47L63 48V49H67ZM75 48H74V49H75ZM77 48H78V47H77ZM89 48H90V47H89ZM101 48H102V47H101ZM103 48H105V47H103ZM110 48H112V47H110ZM182 48H185V47H182ZM189 48H190V47H189ZM191 48H192V47H191ZM217 48H219V47H217ZM217 48H216V49H217ZM260 48H261V46H260ZM5 49H6V48H5ZM63 49H62V51H63ZM74 49H72V50H74ZM138 49H139V48H138ZM166 49H167V48H166ZM185 49L188 50V48H185ZM205 49H206V47H205ZM212 49H213V48H212ZM221 49H222V48H221ZM225 49H227V48H225ZM229 49L234 50V49H236V48H234V47L230 48V47H229ZM241 49H240V50H241ZM244 49H246V48H244ZM89 50H90V49H89ZM116 50H117V48H116ZM118 50H119V49H118ZM140 50H141V49H140ZM145 50H146V49H145ZM145 50H144V51H145ZM156 50H157V49H156ZM169 50H170V49H169ZM169 50H166V51H169ZM171 50H172V48H171ZM173 50H174V49H173ZM206 50H207V49H206ZM208 50H209V49H208ZM223 50H224V49H223ZM232 50H231V51H232ZM248 50H249V49H248ZM263 50H264V48H263ZM14 51L17 52L16 50H14ZM18 51H21V50L19 49ZM25 51H27V50H25ZM52 51H54V50H52ZM67 51H69V50H67ZM74 51H75V50H74ZM78 51H80L79 48H78ZM95 51H96V50H95ZM104 51H105V50H104ZM107 51H108V50H107ZM107 51H105V52H107ZM123 51H124V50H123ZM146 51H148V50H146ZM160 51H162L161 48H160ZM184 51H185V50H184ZM184 51H183V52H184ZM216 51H217V50H216ZM218 51H219V50H218ZM225 51H229V53L231 52L230 50H225ZM242 51H244V50H242ZM245 51H246V50H245ZM22 52H23V51H22ZM30 52H31V51H30ZM59 52H60V49H59ZM72 52H73V51H72ZM108 52H109V51H108ZM162 52H163V51H162ZM169 52H171V51H169ZM172 52H173V51H172ZM179 52H180V50L178 51V53H176V54H177V55H176L177 57L180 55ZM183 52H182V54H184ZM204 52H205V51H204ZM207 52H208V51H207ZM211 52H212V51H211ZM219 52H220V51H219ZM240 52H241V51H240ZM240 52H238V53H240ZM259 52H260V51H259ZM261 52H262V50H261ZM4 53H5V52H4ZM6 53H7V52H6ZM13 53H14V52H13ZM13 53H12V54H13ZM28 53H29V52H28ZM70 53H71V52H70ZM70 53H69V54H70ZM77 53H79V52H77ZM113 53H114V52H113ZM117 53H118V52H117ZM153 53L155 54L154 51H153ZM153 53H152V55H154ZM156 53H157V51H156ZM187 53H189V55H190L191 52H187ZM231 53L233 54V51H232ZM250 53H251V52H250ZM1 54H2V53H1ZM7 54H8V53H7ZM14 54H15V53H14ZM23 54H24V52H23ZM43 54H44V53H43ZM52 54H55V55H56V52H55V53L52 52ZM57 54H58V53H57ZM81 54H82V53H81ZM83 54H86V53H83ZM110 54H111V53H110ZM144 54H145V53H144ZM178 54H179V55H178ZM185 54H186V53H185ZM185 54H184V55H185ZM219 54H220V53H219ZM219 54H217V55H219ZM224 54H225V53H224ZM235 54H236V53H235ZM251 54H252V53H251ZM254 54H255V53H254ZM256 54H258L257 51H256ZM60 55H61V54H60ZM64 55H66V54H64ZM72 55H73V54H72ZM78 55H79V54H78ZM86 55H88V54H86ZM92 55H93V53H92ZM100 55H101V54H100ZM111 55H112V54H111ZM119 55H120V54H119ZM141 55H142V54H141ZM147 55H148V54H147ZM147 55H146V56H147ZM156 55H161V54L158 53V54H156ZM167 55H168V54H167ZM167 55H166V56H167ZM171 55H173V54H171ZM184 55H183V56L181 55V57H184ZM209 55H210V54H209ZM225 55H226V54H225ZM230 55H231V54H230ZM240 55H241V54H240ZM247 55H250L249 52H248ZM258 55H259V54H258ZM258 55H257L256 58H258V57L261 58V56H258ZM5 56H8V55H5ZM13 56H14V55H13ZM20 56H21V57H20ZM20 56H19V57L22 58V54H21V53H20ZM23 56L25 57V55H23ZM26 56H27V54H26ZM46 56H47V55H46ZM46 56H45V57H46ZM49 56H50V55H49ZM49 56H47V57H49ZM56 56H57V55H56ZM56 56L53 58V60L56 58ZM67 56L70 57V55H67ZM67 56L64 57V59H66V58L68 59ZM73 56H74V55H73ZM115 56H116V55H115ZM139 56H140V54H139ZM139 56H138V57H139ZM142 56H143V55H142ZM163 56H165V55H163ZM190 56H191V55H190ZM193 56H194V55H193ZM205 56H206V55H205V53H204V57H205ZM212 56H213V55H212ZM245 56H246V55H245ZM255 56H256V55H255ZM8 57H9V56H8ZM14 57H15V56H14ZM19 57H18V58H19ZM32 57H33V55H32ZM41 57H42V56H41ZM78 57H81V55L78 56ZM85 57H86V56H85ZM85 57H83V58H85ZM88 57H91V56H88ZM88 57H86V58H88ZM98 57H99V56H98ZM108 57H110V56H108ZM108 57H107V58H108ZM111 57H113V56H111ZM120 57H121V56H120ZM144 57H145V56H144ZM149 57H151V56H149ZM177 57H174V56H173V60H174V58L177 59ZM196 57H197V56H196ZM196 57H195V58H196ZM210 57H211V56H209V58H210ZM230 57H231V56H230ZM246 57H247V56H246ZM252 57H253V56H252ZM4 58H5V57H4ZM6 58H7V57H6ZM12 58H13V57H12ZM26 58H27V57H26ZM26 58H25V60H26ZM34 58H36V57H34ZM72 58H73V57H72ZM81 58H82V57H81ZM115 58H117V56H116ZM163 58H165V57H163ZM170 58H172V57H170ZM170 58H169V59H170ZM179 58H180V57H179ZM186 58H187V57H186ZM205 58H206V57H205ZM225 58H226V56H225ZM244 58H245V57H244ZM244 58L242 57L243 60H244ZM247 58H248V57H247ZM10 59H11V58H10ZM10 59L8 58V60H10ZM14 59H15V58H14ZM40 59H42V58H40ZM58 59H60V58H58ZM58 59H57V60H58ZM98 59H99V58H97L96 60H98ZM101 59H102V57H101ZM145 59H146V57H145ZM151 59H152V58H151ZM182 59L184 60V58H182ZM207 59H208V58H207ZM214 59L216 60V58H215V54H214ZM226 59H228V58H226ZM226 59H225L224 62H226ZM251 59H252V58H251ZM11 60H13V59H11ZM25 60H24V61H25ZM27 60H28V59H27ZM38 60H39V59H38ZM45 60H46V59H45ZM45 60H44V61H45ZM70 60H71V59H70ZM76 60H77V58H76ZM81 60H82V59H81ZM81 60H80V61H81ZM84 60H91V59H84ZM106 60H107V59H106ZM171 60H172V59H171ZM177 60H178V59H177ZM191 60H192V59H191ZM193 60H194V59H193ZM193 60H192V61H193ZM254 60H256V59H254ZM0 61H1V60H0ZM2 61H3V60H2ZM6 61H7V60H6ZM14 61H17V60L15 59ZM31 61H32V60H31ZM36 61H37V60H36ZM36 61H35V62H36ZM40 61H41V60H40ZM66 61H67V60H66ZM71 61H73V64H74V60H71ZM94 61H95V60H94ZM94 61H93V62H94ZM119 61H121V60H119ZM147 61H148V60H147ZM150 61H151V60H150ZM154 61H159V60L156 59V60H153V62H154ZM166 61H167V60H166ZM185 61H186V60H185ZM195 61H196V60H195ZM195 61H194V62H195ZM252 61H253V59H252ZM252 61L249 62L250 65H251ZM257 61H259V60L257 59ZM4 62H5V60L3 61V63H4ZM10 62H11L10 65H8L9 67H11V64H12L13 61H10ZM19 62H21V61L19 60ZM82 62H83V61H82ZM84 62H85V61H84ZM91 62H92V61H91ZM105 62H106V61H105ZM142 62H143V61H142ZM153 62H150V63H153ZM174 62L176 63L177 61H173V63H174ZM208 62L210 63L211 61H208ZM243 62L245 63L246 61H243ZM247 62H248V61H247ZM259 62H263V63H264L263 60H262V61H259ZM37 63H38V62H37ZM50 63L52 64V61H51ZM57 63H58V61H57ZM57 63H55L56 66H57ZM63 63H64V62H63ZM65 63H66V62H65ZM77 63H78V62H77ZM107 63H108V62H107ZM154 63H155V62H154ZM170 63H171V62H170ZM209 63H208V64H209ZM255 63H257V62H255ZM7 64H8V63H7ZM7 64H6V67H8ZM26 64H27V63H26ZM46 64H48V63H46ZM51 64H50V65H51ZM66 64H67V63H66ZM66 64H65V65H66ZM69 64H70V63H69ZM94 64H95V63H94ZM109 64H110V63H109ZM125 64L127 65V63H125ZM125 64H124V65H125ZM179 64H182V63L179 62ZM261 64H262V63H261ZM0 65H1V64H0ZM18 65L21 66V64H18ZM65 65H64V66H65ZM75 65H76V66H75ZM88 65H89V64H88ZM100 65H103V64H100ZM137 65H138V64H137ZM144 65H145V63H144ZM144 65H143V66H144ZM239 65H240V64H239ZM255 65H256V64H255ZM24 66H25V65H23V67H24ZM34 66H35V65H34ZM37 66H38V65H37ZM44 66H46V65H44ZM52 66H53V64H52ZM52 66H50V68H52ZM56 66H55V67H56ZM64 66H63V67H64ZM74 66L77 68V64H76V63L74 64ZM78 66H79V65H78ZM80 66H82V65H80ZM90 66H91V65H90ZM98 66H99V65H98ZM139 66H140V65H139ZM159 66H160V65H159ZM159 66H157V67H159ZM167 66H170V68L172 67L171 65H167ZM175 66H176V65H175ZM175 66H173V67H175ZM181 66H182V65H181ZM181 66H180V67H181ZM227 66H228V65H227ZM251 66H252V65H251ZM253 66H254V65H253ZM253 66H252V68H254ZM263 66H264V65H263ZM263 66H262V67H263ZM9 67H8V68H9ZM13 67H14V66H13ZM40 67H41V66H40ZM165 67H166V66H165ZM165 67H162V69L165 68ZM215 67H216V66H215ZM249 67H250V66H248L247 68H249ZM8 68H7V69H8ZM48 68H49V65H48ZM50 68H49V69H50ZM60 68H61V67H60ZM69 68H70V67H69ZM89 68H90V67H89ZM93 68H94V66H93ZM97 68H98V67H97ZM121 68H122V67H121ZM150 68H151V67H150ZM211 68H212V67H211ZM217 68H218V67H217ZM236 68H237V67H236ZM236 68H235V69H236ZM7 69H5V70H7ZM17 69H18V67H17ZM20 69H21V67L19 68V71H20ZM25 69H26V68H25ZM46 69H47V68L45 67L44 70H46ZM56 69H57V68H55V70H56ZM81 69H82V68H81ZM95 69H96V68H94V70H95ZM103 69H105V66H104ZM172 69H173V68H172ZM175 69H178V68H175ZM181 69H182V68H181ZM237 69H239V68H237ZM237 69H236V70H237ZM249 69H250V68H249ZM258 69H259V68H258ZM21 70H22V69H21ZM34 70H35V69H34ZM53 70H54V69H53ZM53 70H52V71H53ZM57 70H58V69H57ZM57 70H56V71H57ZM69 70H70V69H69ZM69 70H66V71H69ZM78 70H79V69H78ZM89 70H90V69H89ZM89 70H88V71H89ZM96 70H97V69H96ZM105 70H106V69H105ZM105 70H104V71H105ZM126 70H127V69H126ZM140 70H141V69H139L138 74H139V72L141 73ZM157 70H158V69H157ZM160 70H161V67H160ZM164 70H165V69H164ZM166 70H167V68H166ZM178 70H179V69H178ZM183 70H184V69H183ZM218 70H221V69H218ZM259 70H261V69H259ZM3 71H4V70H3ZM11 71H13V69H11ZM19 71H18V73H19ZM22 71H23V70H22ZM35 71H36V70H35ZM52 71H49L50 74H51ZM56 71H55V72H56ZM91 71H92V70H91ZM127 71H128V70H127ZM143 71H144V70H143ZM152 71H153V70H152ZM169 71H171V70H169ZM187 71H188V72H187V74H188V73H189V70H187ZM211 71H213V70H211ZM211 71H210V72H211ZM214 71H215V70H214ZM234 71H235V70H234ZM250 71H251V69L248 70V72H250ZM257 71H258V70H257ZM262 71H263V72H262ZM262 71H261V73H264V70H262ZM4 72H5V73H3V74H6V71H4ZM13 72H14V71H13ZM15 72H17V70H15ZM42 72H43V71H42ZM44 72H45V71H44ZM63 72H64V71H63ZM86 72H87V71H85L84 73H86ZM92 72H93V71H92ZM106 72H109V71H106ZM115 72H116V71H115ZM123 72H124V71H123ZM157 72H159V71H157ZM161 72H162V71H161ZM166 72H167V71H166ZM175 72H176V71H175ZM219 72H220V71H219ZM235 72H236V71H235ZM255 72H256V71H255ZM7 73H8V72H7ZM20 73H21V75H22V72H21V71H20ZM20 73H19V74H20ZM47 73H48V72H47ZM65 73H66V72H65ZM76 73H78V72H76ZM87 73H88V72H87ZM89 73H90V72H89ZM103 73H104V72H103ZM103 73H102V74H103ZM124 73H125V72H124ZM133 73H134V72H133ZM135 73H136V72H135ZM146 73H147V72H146ZM242 73H243V72H242ZM246 73H247V71H246ZM256 73H257V72H256ZM256 73H255V74H256ZM15 74H16V73H15ZM38 74H39V73H38ZM38 74H36V75H38ZM56 74L58 75V73H56ZM59 74H60V73H59ZM112 74H113V73H112ZM115 74H116V73H115ZM121 74H123V73H121ZM150 74H151V73H150ZM152 74H153V73H152ZM152 74H151V75H152ZM172 74H173V72H172ZM174 74H175V73H174ZM184 74H185V72H184ZM213 74H214V73H212V75H213ZM235 74H236V73H235ZM255 74H254V76H257V77L261 75L260 73H258V74H260V75H258V74L255 75ZM23 75H24V74H23ZM36 75H34V76H36ZM42 75H43V74H42ZM84 75H85V74H84ZM92 75H93V74H92ZM108 75H109V73L107 74L106 77H108ZM113 75H114V74H113ZM127 75H128V73H127ZM144 75H145V74H144ZM170 75H171V74H169L167 77H169ZM216 75H217V74H216ZM216 75H215V76H216ZM219 75H220V74H219ZM233 75H234V74H233ZM237 75H238V74H237ZM247 75L250 76L249 74H247ZM46 76H49V75H45V74H44V78H45V80H46ZM51 76H52V75H51ZM79 76H80V75H79ZM85 76H86V75H85ZM93 76H94V75H93ZM102 76H103V75H102ZM111 76H112V75H111ZM149 76H150V75H149ZM162 76H165V74L162 75ZM183 76H184V75H183ZM226 76H227V75H226ZM243 76H244V75H243ZM5 77H8V74H7V76H5ZM9 77H10V76H9ZM17 77H19V75H18ZM20 77H21V76H20ZM23 77H24V76H23ZM62 77H63V76H62ZM91 77H92V76H91ZM104 77H105V76H104ZM118 77H119V76H118ZM147 77H148V76H147ZM151 77H152V76H151ZM170 77H171V76H170ZM216 77H217V76H216ZM218 77H220V76H218ZM224 77H225V76H224ZM231 77H232V76H231ZM233 77H234V76H233ZM261 77L264 78V74H262ZM15 78H16V75H15ZM29 78H30V76H29ZM40 78H41V77H40ZM48 78H49V77H48ZM55 78H56V77H55ZM112 78H113V79H112V82H113V80H114L115 78H117V76H115V78L112 76ZM129 78H130V77H129ZM137 78H138V77H137ZM140 78H141V77H140ZM148 78H149V77H148ZM182 78H183V77H182ZM185 78H186V77H185ZM221 78H222V74H221ZM227 78H228V77H227ZM236 78H238V77H236ZM236 78H235V79H236ZM263 78H260L259 81H260L261 79H263ZM4 79H5V78H4ZM19 79H20V78H18V80H19ZM35 79H36V78H35ZM49 79H50V82L53 81V80H51V78H49ZM49 79H48V80H49ZM70 79H71V78H70ZM70 79H69V80H70ZM110 79H111V78H110ZM132 79H133V78H132ZM163 79H164V78H163ZM163 79H162V80H163ZM172 79H173V77H172ZM210 79H211V78H210ZM212 79H213V78H212ZM238 79H239V78H238ZM251 79L256 80V81L258 80V78H251ZM6 80H7V79H6ZM15 80H16V79H15ZM20 80H21V79H20ZM36 80H37V79H36ZM36 80H35V81H36ZM45 80H44V83H45ZM64 80H65V79H64ZM71 80H72V79H71ZM76 80H77V79H76ZM93 80H95V79L93 78ZM102 80H105V79H102ZM162 80H161V81H162ZM167 80H169V78H167ZM225 80H226V79H225ZM225 80H224V81H225ZM263 80H264V79H263ZM12 81H13V80H12ZM22 81H24V79H22ZM40 81H41V80H40ZM66 81H67V80H66ZM73 81H74V80H73ZM80 81H81V80H80ZM88 81H89V80H88ZM136 81H137V79H136ZM143 81H145V80H143ZM214 81H215V80H214ZM229 81H230V80H229ZM229 81H225V82L227 83V82H229ZM6 82H7V81H6ZM6 82H4V83H6ZM68 82H70V81H68ZM81 82H82V81H81ZM83 82L85 83V81H83ZM83 82H82V83H83ZM110 82H111V81H110ZM128 82H129V81H128ZM134 82H135V78H134ZM174 82H175V81H174ZM220 82H222V81H220ZM233 82H235V84H236V81L233 80ZM248 82H250V81H248ZM257 82H258V81H257ZM260 82H261V81H260ZM26 83H27V81H26ZM37 83H38V81H37ZM40 83H41V82H39V85H38L39 87H41V86H40ZM59 83H61V82L58 81V84H59ZM65 83H66V82H65ZM140 83H141V82H140ZM152 83H153V82H152ZM161 83H162V82H161ZM165 83H166V82H165ZM165 83H164V84H165ZM217 83H218V81H217ZM240 83H241V82H240ZM1 84H2V83H1ZM7 84H8V83H7ZM28 84H29V83H28ZM35 84H36V82H35ZM45 84H46V83H45ZM58 84H57V82H56V85H54V84H53V85H54V86H57ZM61 84H62V83H61ZM75 84H77V83H75ZM87 84H88V83H87ZM87 84H86V85H87ZM102 84H104V83H102ZM109 84H113V83H109ZM132 84L135 85V83H133V80H132ZM198 84H199V83H198ZM221 84H222V83H221ZM250 84H251V83H250ZM36 85H37V84H36ZM90 85H91V83H90ZM99 85H101V84H99ZM99 85H98V86H99ZM113 85H114V84H113ZM150 85H151V84H150ZM161 85H162V84H161ZM216 85H217V84H216ZM219 85H220V83H219ZM258 85H259V84H258ZM1 86H2V85H1ZM3 86H4V85H3ZM20 86H21V85H20ZM62 86H63V85H62ZM68 86H69V85H68ZM78 86H81V85L78 84ZM111 86H112V85H111ZM111 86H110L109 88H111ZM116 86H117V85H116ZM132 86H133V85H132ZM132 86H131V87H132ZM136 86H137V84L135 85V87H134V86H133V87L136 88ZM138 86H139V85H138ZM146 86H148V85H146ZM152 86H153V84H152ZM171 86H173V85H171ZM221 86H222V85H221ZM230 86H231V85H229V87H230ZM255 86H256V84H255ZM261 86L264 87V81H262ZM6 87H7V85H6ZM29 87H30V85H29ZM44 87H45V85H44ZM57 87H58V86H57ZM102 87L104 88L105 86L103 85ZM118 87H119V86H118ZM120 87H121V86H120ZM120 87H119V88H120ZM133 87H132V88H133ZM203 87H204V86H203ZM215 87H216V86H215ZM237 87H238V86H237ZM36 88H38V87L36 86ZM36 88H35V89H36ZM52 88H53V87H52ZM55 88H56V87H55ZM66 88H67V87H66ZM71 88H72V86H71ZM76 88H79V87H76ZM134 88H133V89H134ZM149 88H153V87H149ZM162 88H163V87H162ZM162 88H161V89H162ZM231 88H233V87L231 86ZM234 88H235V87H234ZM234 88H233V89H234ZM6 89H7V88H6ZM9 89H10V88H9ZM16 89H17V88H16ZM24 89H25V88H24ZM39 89L41 90L42 88H39ZM43 89L46 90V87L43 88ZM62 89H63V88H62ZM62 89H60V90H62ZM218 89H219V87H218ZM235 89H236V88H235ZM237 89H238V88H237ZM258 89H260V88H258ZM263 89H264V88H263ZM10 90H11V89H10ZM10 90H9V91H10ZM29 90H30V89H29ZM29 90H28V91H29ZM36 90H37V89H36ZM45 90H44V91H45ZM49 90H50V89H49ZM54 90H55V89H54ZM54 90H53V91H54ZM65 90H66V89H65ZM70 90H71V89H69L68 91H70ZM79 90H81V88H80ZM79 90H78V92H79ZM114 90L116 91V90H118V89H114ZM120 90H121V89H120ZM134 90H135V89H134ZM167 90H169V89H167ZM170 90H171V89H170ZM170 90H169V91H170ZM203 90H204V89H203ZM205 90H207V89H205ZM222 90H223V89H222ZM246 90H247V88H246ZM30 91H31V90H30ZM47 91H48V90H47ZM47 91H46V93H47V94H50V92L48 93ZM50 91H51V90H50ZM95 91H96V90H95ZM99 91H100V90H99ZM135 91H138V90H135ZM135 91H133V92H135ZM153 91H154V89H153ZM171 91H173V90H171ZM175 91H176V90H175ZM218 91H219V90H218ZM230 91H231V90H230ZM234 91H235V90H234ZM239 91H240V90H239ZM242 91L244 92L245 90H242ZM0 92H1V90H0ZM10 92H11V91H10ZM10 92H9V93H10ZM36 92H38V90H37ZM39 92H41V91H39ZM54 92H55L54 95H57L56 93H58V92H56V91H54ZM70 92H71V91H70ZM78 92H76V93H78ZM126 92H129V91H126ZM138 92H141V91H138ZM180 92H181V91H180ZM207 92H208V91H207ZM224 92H225V91H224ZM228 92H229V91H228ZM235 92H236V93H235ZM235 92H234V93L237 94V91H235ZM259 92H260V91H259ZM1 93H2V92H1ZM5 93H6V92H4V94H5ZM11 93H12V92H11ZM29 93H30V92H29ZM46 93H45V94H46ZM63 93H65V92H63ZM85 93H86V92H85ZM112 93H114V92H112ZM129 93H130V92H129ZM144 93H145V92H144ZM167 93H169V92H167ZM177 93H178V92H177ZM226 93H227V92H226ZM230 93H231V95H232V92H229V94H230ZM260 93H261V92H260ZM15 94H18V93L15 92ZM37 94H38V93H37ZM43 94H44V93H43ZM47 94H46V95H47ZM79 94H80V93H79ZM94 94H95V93H94ZM133 94H136V93H133ZM141 94H143V93H141ZM148 94H149V93H148ZM157 94H158V93H157ZM179 94H180V93H179ZM208 94H210V93L208 92ZM218 94H221V93H218ZM223 94H225V93H223ZM240 94H241V92H240ZM262 94H263V93H262ZM10 95H12V94H10ZM40 95H41V93H40ZM59 95H61V94H59ZM64 95H65V94H64ZM64 95H63V96H64ZM85 95H86V94H85ZM97 95H98V94H97ZM118 95H119V93H118ZM127 95H128V94H127ZM129 95H130V94H129ZM145 95H146V94H145ZM177 95H178V94H177ZM203 95L206 96V95H205V92H204ZM227 95H228V94H227ZM252 95H253V94H252ZM256 95H257V94H256ZM258 95H259V94H258ZM258 95H257V96H258ZM1 96H2V95H1ZM43 96H44V95H43ZM49 96H51V95H49ZM68 96H69V95H68ZM71 96H73V95H71ZM74 96H75V95H74ZM74 96H73V97H74ZM80 96H81V95H80ZM83 96H84V95H83ZM146 96H147V95H146ZM149 96H150V95H149ZM169 96H170V94H169ZM229 96H230V95H229ZM257 96H255V97H257ZM6 97L8 98V95H7ZM19 97H20V96H19ZM38 97H40V96H38ZM41 97H42V96H41ZM47 97H48V95H47ZM65 97H67V96H65ZM65 97L62 98V99H65ZM112 97H113V96H112ZM130 97H131V96H130ZM134 97H135V96H134ZM167 97H168V96H167ZM206 97L208 98L209 96H206ZM212 97H213V95H212ZM225 97H226V95H225ZM230 97H231V96H230ZM239 97H240V96H239ZM239 97H235V99H237V98H239ZM258 97H259V96H258ZM258 97H257V98H258ZM12 98H13V97H12ZM12 98H11V99H12ZM17 98H18V97H17ZM57 98H60V97L58 96ZM113 98H114V97H113ZM137 98H140V97H137ZM142 98L144 99L145 96L142 97ZM219 98H220V97H219ZM257 98H256V99H257ZM0 99H1V98H0ZM36 99H37V98H36ZM38 99H39V98H38ZM41 99H42V98H41ZM66 99H67V98H66ZM75 99H76V98H75ZM75 99H74V100H75ZM80 99H81V98H80ZM80 99L78 98V100H80ZM83 99H84V98H83ZM97 99H98V98H97ZM101 99H102V98H101ZM135 99H136V98H135ZM140 99H141V98H140ZM209 99H210V98H209ZM254 99H255V98H254ZM258 99H261V98H258ZM262 99H263V98H262ZM4 100H5V99H4ZM14 100H15V99H14ZM17 100H18V99H17ZM28 100H29V99H28ZM43 100H46V101L48 102L49 99H43ZM52 100H53V99H52ZM76 100H77V99H76ZM105 100H107V99H105ZM105 100H104V101H105ZM113 100H114V99H113ZM117 100H118V99H117ZM117 100H116V101H117ZM130 100H131V99H130ZM137 100H138V99H137ZM137 100H136V101H137ZM168 100H169V99H168ZM207 100H208V99H207ZM224 100H225V99H224ZM232 100H234V98H232ZM245 100H246V98H245ZM12 101H13V100H12ZM29 101H31V100H29ZM41 101H42V100H41ZM67 101H68V100H67ZM128 101H129V100H128ZM138 101H139V100H138ZM140 101H142V99H141ZM144 101H145V100H144ZM156 101H158V100H156ZM156 101H152V103H153V102H156ZM170 101H171V100H170ZM170 101H169V102H170ZM220 101H221V100H220ZM227 101H228V100H227ZM227 101H225V102H227ZM263 101H264V100H263ZM15 102H17V101H15ZM43 102H44V101H43ZM51 102L53 103V101H51ZM58 102H59V101H58ZM58 102H57V104H58ZM63 102H64V101H63ZM74 102H76V101H74ZM81 102H82V101H81ZM113 102H114V101H113ZM148 102H149V101H148ZM171 102H173V101H171ZM177 102H179V101H177ZM229 102H231V101H229ZM229 102H228L227 104H229ZM238 102H239V101H238ZM248 102H249V101H248ZM261 102H262V101H261ZM1 103H3V102H1ZM32 103H33V102H32ZM45 103H46V102H45ZM45 103H44V104H45ZM52 103H51V105H53ZM78 103H79V102H78ZM78 103H75V105L78 104ZM104 103H106V102H104ZM115 103H116V102H115ZM250 103H251V102H250ZM256 103H258V102H256ZM263 103H264V102H263ZM3 104H4V103H3ZM16 104H17V103H16ZM38 104H39V103H38ZM41 104H42V103H41ZM44 104H43V105H44ZM48 104H49V103H48ZM48 104H46V105H48ZM64 104H65V103H64ZM82 104H83V103H81V106H82ZM130 104H131V103H130ZM130 104H129V105H130ZM135 104H136V103H135ZM137 104H140V103H137ZM141 104H142V103H141ZM141 104H140V105H141ZM168 104H169V103H167V105H168ZM177 104H179V103H177ZM197 104H198V103H197ZM197 104H196V105H197ZM200 104H201V103H200ZM244 104H245V103H243V105H244ZM251 104H252V103H251ZM258 104H259V103H258ZM20 105H22V104H20ZM49 105H50V104H49ZM54 105H55V104H54ZM60 105H61V104H60ZM72 105L75 107L74 104H72ZM92 105H95V104H92ZM96 105H97V104H96ZM129 105H128V106H129ZM131 105H134V102H133V104H131ZM198 105H199V104H198ZM260 105H261V104H260ZM260 105H256V106H260ZM263 105H264V104H263ZM5 106H6V104H5ZM27 106H28V105H27ZM29 106H30V105H29ZM34 106H35V108H36V106H38V105H34ZM56 106H57V105H56ZM114 106H115V105H114ZM116 106H117V105H116ZM141 106L143 107L144 105H141ZM151 106H152V104H151ZM151 106H150V108H151ZM169 106H171V105L169 104ZM221 106H222V105H221ZM250 106L252 107L253 105H250ZM23 107H24V106H23ZM60 107H61V106H60ZM60 107H59V108H60ZM74 107H73V109H75ZM77 107H78V106H77ZM105 107H107V106H105ZM136 107H137V106H136ZM142 107H141V108H142ZM154 107H156V106H154ZM198 107H200V105H199ZM243 107H244V106H243ZM13 108H14V106H12L11 110H13ZM24 108H25V107H24ZM26 108H27V107H26ZM35 108H34V109H35ZM47 108H48V107H46L45 109H47ZM54 108H55V107H54ZM62 108H63V107H62ZM62 108H61V109H62ZM78 108H79V107H78ZM78 108H76V109H78ZM99 108H100V110H101V107H99ZM112 108H113V107H112ZM123 108H126V107L123 106ZM127 108H128V107H127ZM134 108H135V106H134ZM145 108H146V107H145ZM166 108H167V107H166ZM166 108H165V109H166ZM174 108H176V107L174 106ZM180 108H181V107H180ZM222 108H223V106H222ZM257 108H258V107H257ZM263 108H264V107H263ZM18 109H20V107H19ZM50 109H51V110H54V109H52V108H50ZM65 109H66V106H65ZM88 109H89V108H88ZM120 109H121V108H120ZM130 109H132V108H130ZM137 109H138V108H137ZM156 109H157V108H156ZM156 109H154V110H156ZM159 109H160V108H159ZM184 109H186V108H184ZM205 109H206V108H204V112L206 111ZM247 109H249V108L247 107ZM259 109H260V108H259ZM11 110H10V112H11ZM24 110H26V109H24ZM24 110H23V111H24ZM27 110H28V109H27ZM27 110H26V112H29V111H27ZM36 110H38V109L36 108ZM36 110H35L34 112H36V113L41 112V111H39V110H38L39 112L36 111ZM42 110H43V109H42ZM57 110H58V109H57ZM59 110H60V109H59ZM90 110L93 111L94 109L92 110V109L90 108ZM127 110L129 111V109H127ZM132 110H133V109H132ZM134 110H136V109H134ZM138 110H140V109H138ZM144 110H145V109H144ZM146 110H147V109H146ZM182 110H183V109H182ZM182 110H181V111H182ZM220 110H221V109H220ZM263 110H264V109H263ZM18 111H20V110H18ZM47 111H48V110H47ZM74 111H75V110H74ZM77 111H78V110H77ZM81 111H82V110H81ZM86 111H87V110H86ZM86 111H85V112H86ZM91 111H90V112H91ZM105 111H106V110H104V112H105ZM108 111H109V110H108ZM157 111L159 112V110H157ZM169 111H170V109H169ZM201 111H202V110L199 109V112H200L201 115H202V112H201ZM208 111H209V108H208ZM252 111H253V110H252ZM13 112H14V110H13ZM42 112L44 113V111H42ZM48 112H49V111H48ZM55 112H57V111H55ZM60 112H61V111H60ZM60 112H59V113H60ZM67 112H69V110H68ZM78 112H80V111H78ZM85 112H84V113H85ZM93 112H94V111H93ZM104 112H102V114H103ZM147 112H148V111H147ZM166 112H168V111H166ZM173 112H174V111H173ZM178 112H179V111H178ZM184 112H185V111L183 110V113H184ZM211 112H213V111H211ZM211 112H210V113H211ZM214 112H215V110H214ZM216 112H217V111H216ZM246 112H247V111H246ZM246 112H245V114H247ZM263 112H264V111H263ZM263 112H262V113H263ZM0 113L3 114V112H0ZM21 113H22V112H21ZM23 113H24V112H23ZM32 113H33V112H32ZM32 113H31V114H32ZM36 113H35V115H36ZM80 113H81V112H80ZM82 113H83V112H82ZM87 113H88V111H87L84 115H86ZM98 113H99V112H98ZM107 113H108V112H107ZM128 113H129V112H128ZM150 113H154V112H150ZM205 113H206V112H205ZM207 113L209 114V112H207ZM248 113H251V112H248ZM11 114H12V113H11ZM24 114H26V113H24ZM28 114H29V113H28ZM47 114H48V113H47ZM50 114H51V113H50ZM61 114H62V112H61ZM67 114H68V113H67ZM67 114H66V115H67ZM95 114H96V112H95ZM102 114H101V115H102ZM147 114H148V113H147ZM168 114H169V113H168ZM197 114H198V113H197ZM208 114H207V116H208ZM213 114H214L213 117L217 116V115H215V114H217V113H213ZM231 114H232V111H231ZM17 115H18V114H17ZM29 115H30V114H29ZM39 115H40V114H39ZM51 115H52V114H51ZM58 115H59V114H58ZM63 115H64V114H63ZM63 115H61V116H57V118H58V117H62ZM68 115H70V114H68ZM76 115H78V114H76ZM79 115H81V114H79ZM90 115H91V114H90ZM99 115H100V114H99ZM104 115H106V114H103V116H104ZM159 115H160V114H159ZM164 115H165V114H164ZM185 115H187V113H185ZM256 115H259V114H256ZM260 115H261V114H260ZM0 116H1V115H0ZM31 116H32V115H31ZM82 116H83V115H82ZM87 116H88V114H87ZM120 116H121V115H120ZM120 116H119V117H120ZM148 116H150V117H149L150 119H153V118L151 117V116H153V115H148ZM157 116H158V114H157ZM157 116H156V117H157ZM166 116H167V115H166ZM166 116H165V117H166ZM170 116H171V117L173 116V118L175 119V115H170ZM170 116H169V117H170ZM176 116H177V115H176ZM198 116H199V115H197V117H198ZM205 116H206V115H205ZM221 116H222V115H221ZM221 116H220V117H221ZM231 116H232V115H231ZM238 116H239V115H238ZM245 116H246V115H245ZM247 116H248V115H247ZM251 116H252V115H251ZM253 116H254V115H253ZM262 116H264V115H262ZM7 117H8V116H7ZM10 117H11V115H10ZM33 117H34V116H33ZM38 117H39V116H38ZM38 117H37V118H38ZM70 117H74V115H72V116H70ZM84 117H85V116H84ZM84 117H83V118H84ZM89 117H90V116L86 117V119H88ZM96 117H97V116H96ZM96 117H94V118H96ZM99 117L101 118L102 116H99ZM106 117H107V116H106ZM108 117H109V116H108ZM108 117H107V118H108ZM119 117H117L118 120H120ZM190 117H191V116H190ZM202 117H203V116L200 117L201 120L203 119ZM3 118H4V117H2V119H3ZM5 118H6V117H5ZM13 118H15V116H13ZM20 118H21V117H20ZM28 118H29V117H28ZM31 118H32V117H31ZM67 118H68V117H67ZM67 118H66V119H67ZM107 118H106V119H107ZM147 118H148V117H147ZM147 118L145 117V119H147ZM184 118H185V117H184ZM244 118H246V117H244ZM244 118H243V119H244ZM254 118H256V117L254 116ZM258 118H259V117H258ZM263 118H264V117H263ZM9 119H12V118H9ZM34 119H35V117H34ZM49 119H50V117H49ZM52 119H55V115H54V117H52ZM69 119H70V118H68V120H69ZM71 119H72V118H71ZM73 119H74V118H73ZM92 119H93V118H92ZM96 119H97L98 121L101 120V119L99 120V118H96ZM108 119H110V117H109ZM154 119L156 120L157 118H154ZM164 119H165V118H164ZM182 119H183V118H182ZM192 119H194V117H193ZM197 119H198V118H197ZM197 119L195 118L196 121H197ZM200 119H199V120H200ZM237 119H238V118H237ZM260 119H261V118H260ZM13 120H14V119H13ZM15 120H16V119H15ZM17 120H19V119L17 118ZM26 120H27V119H26ZM39 120L42 121L41 119H39ZM39 120H38V121H39ZM50 120H51V119H50ZM79 120H84V119L80 118ZM93 120H94V119H93ZM111 120H113V118H112ZM126 120H128V119H126ZM159 120H160V119H159ZM168 120H169V118H168ZM168 120H167V121H168ZM180 120H181V119H180ZM199 120H198V121H199ZM225 120H226V118L224 117V121H225ZM244 120H245V119H244ZM248 120H249V119H248ZM32 121H33V120H32ZM57 121H59V119H58ZM57 121H56V123H57ZM60 121H62V119H61ZM76 121H77V119H76ZM87 121H92V120H89V119H88ZM98 121H97V122H98ZM107 121H109V120H107ZM157 121H158V120H157ZM172 121H173V120H172ZM189 121H191V120H189ZM220 121H221V120H220ZM224 121H223V122H224ZM245 121H246V120H245ZM250 121H251V120H250ZM259 121H261V120H259ZM3 122H4V121H3ZM14 122H15V121H14ZM18 122H19V124L22 123V122H20V121H18ZM48 122H51V121H47L46 123H48ZM65 122H66V121H65ZM79 122H81V121H79ZM102 122H103V121H102ZM104 122H105V120H104ZM104 122H103V123H104ZM114 122H116V121H114ZM124 122H125V121H124ZM154 122H155V121H154ZM165 122H166V121H165ZM194 122H195V121H194ZM200 122H201V121H200ZM241 122H242V121H241ZM241 122L239 121V123H241ZM254 122L257 123V121H254ZM262 122H263V120H262ZM262 122H261V123H262ZM12 123H13V122H12ZM27 123H28V122H27ZM44 123H45V122H44ZM85 123H86V122H85ZM92 123H93V121H92ZM94 123H95V122H94ZM98 123H100V122H98ZM151 123H152V122H151ZM157 123H159V122H155V125H157ZM166 123H167V122H166ZM173 123H174V122H173ZM175 123H176V122H175ZM175 123H174V124H175ZM198 123H199V122H198ZM208 123H209V122H208ZM213 123H214V122H213ZM217 123H218V122H217ZM220 123H221V122H220ZM225 123H227V122H225ZM225 123H224V125H226ZM256 123H251V124H250V122L248 121V124H246V126L249 125V124L252 125V124H256ZM3 124H4V123H3ZM22 124H23V123H22ZM33 124H34V123H33ZM38 124H39V123H38ZM40 124H41V122H40ZM40 124H39L38 126L41 127V125H42L43 123H42L41 125H40ZM49 124H51V123H49ZM64 124H65V123H64ZM64 124H63V125H64ZM76 124H78V123H76ZM95 124H96V123H95ZM114 124H118V123H114ZM120 124H121V123H120ZM140 124H141V123H140ZM153 124H154V123H153ZM170 124H171V122H170ZM189 124H190V123H189ZM206 124H207V123H206ZM5 125H7V122H6ZM9 125H10V124H9ZM16 125H17V124H16ZM36 125H37V123H36ZM45 125H46V124H45ZM52 125H53V124H52ZM52 125H51V126H52ZM56 125H58L57 127H60V126H59L60 124H56ZM66 125H67V124H65L64 126H66ZM70 125H71V124H70ZM83 125H84V124H83ZM89 125H90V124H89ZM102 125H103V124H102ZM104 125H106V124H104ZM104 125H103V126H104ZM141 125H142V124H141ZM149 125H150V124H149ZM176 125H177V124H176ZM194 125H197V124L195 123ZM200 125H203V126H204V124H201V123H200ZM215 125H216V124H215ZM219 125H220V124H219ZM219 125H218V126H219ZM260 125H261V124H260ZM260 125L258 124V126H260ZM2 126H3V125H2ZM20 126H21V125H20ZM20 126H19L18 128H20ZM22 126H23V125H22ZM48 126L50 127V125H48ZM53 126H54V125H53ZM53 126H52V127H53ZM64 126H62V127H64ZM67 126H68V125H67ZM85 126H86V124H85ZM100 126H101V125H100ZM109 126H113V125H109ZM109 126H108V127H109ZM119 126H120V125H119ZM144 126H145V125H144ZM151 126H154V125H151ZM167 126H168V125H167ZM169 126H170V125H169ZM171 126H173V124H171ZM198 126H199V124H198ZM221 126H223V125H220V127H221ZM237 126H238V125H237ZM244 126H245V125L242 124L241 128L244 127ZM3 127H4V128L1 127V129H5L6 126H3ZM7 127H8V126H7ZM9 127H10V126H9ZM15 127H16V126H15ZM23 127L26 128L25 126H23ZM36 127H37V126H36ZM40 127H37V128L39 129ZM54 127H55V126H54ZM83 127H84V126H83ZM101 127H102V126H101ZM105 127H106V126H105ZM133 127H134V126H133ZM140 127H141V126H140ZM146 127H147V125H146ZM148 127H150V126H148ZM185 127H186V126H185ZM192 127H193V126H192ZM206 127H207V126H206ZM208 127H209V126H208ZM212 127H214V125H213ZM216 127H217V125H216ZM220 127H218V128H220ZM228 127H229V126H228ZM249 127H250V126H249ZM255 127H257V126H255ZM50 128H51V127H50ZM73 128H74V126H73ZM76 128H77V127H76ZM79 128H81V127H79ZM88 128H91V127H88ZM88 128H86V129H88ZM106 128H107V127H106ZM113 128H114V127H113ZM175 128H176V127H175ZM186 128H187V130H188V127H186ZM200 128L202 129L203 127H200ZM214 128H215V127H214ZM214 128H213V129H214ZM230 128H231V127H230ZM234 128H235V126H234ZM241 128H240V130H242ZM246 128H247V127H246ZM7 129H9V128H7ZM10 129H11V128H10ZM10 129H9V130H10ZM16 129H17V128H16ZM38 129H37V130H38ZM46 129L48 130V127H47ZM55 129H56V128H55ZM55 129H54V130H55ZM57 129H58V128H57ZM77 129H78V128H77ZM84 129H85V128H84ZM92 129H93V128H92ZM110 129H111V128H110ZM119 129H120V128H119ZM123 129H124V128H123ZM134 129H135V127H134ZM142 129L144 130V128H142ZM208 129L211 130V128H208ZM226 129H227V128H226ZM249 129H250V128H249ZM253 129H254V128H253ZM258 129H259V128L257 127V130H258ZM11 130H12V129H11ZM13 130H14V129H13ZM18 130H19V129H18ZM18 130H17V131H18ZM25 130H26V129H25ZM40 130H41V128H40ZM58 130H59V129H58ZM65 130H66V128L64 129V131H65ZM67 130H68V129H67ZM113 130H114V129H113ZM113 130H112V131H113ZM130 130H131V128H130ZM138 130H140V129H138ZM148 130H152V131H153L152 128H150V129H148ZM148 130H147V131H148ZM202 130H203V129H202ZM202 130H201V132H202ZM210 130H209V131H210ZM216 130H217V129H216ZM220 130H221V129H220ZM224 130H225V129H224ZM224 130H221V131L223 132ZM2 131H4V130H2ZM2 131H1V132H2ZM5 131H6V129H5ZM5 131H4V132H5ZM23 131H24V130H23ZM35 131H36V129H35ZM49 131H53V130L50 129ZM56 131H57V130H55V132H56ZM72 131H73V130H72ZM81 131H82V130H81ZM84 131H85V130H84ZM84 131H83V132H84ZM88 131H89V130H88ZM109 131H110V130H109ZM114 131H115V130H114ZM117 131H119V130H117ZM121 131H122V128H121ZM124 131H125V130H124ZM131 131H132V130H131ZM135 131H136V130H135ZM147 131H146V130H145V131H142V133H143V132L145 133V132H147ZM155 131H156V129H155ZM169 131H170V130H169ZM207 131H208V130H207ZM209 131H208V133H209ZM218 131H219V129H218ZM225 131H226V130H225ZM225 131H224V133H225ZM235 131H236V130H235ZM235 131H234V132H235ZM244 131H245V129H244ZM252 131H254V130H252ZM259 131H260V130H259ZM14 132H15V131H14ZM20 132H21V130H20ZM26 132H27V130H26ZM38 132H39V131H38ZM38 132L35 133V135L38 134ZM41 132H42V130H41ZM86 132H87V131H86ZM90 132H91V131H90ZM99 132H100V131H99ZM119 132H120V131H119ZM127 132H128V131H127ZM133 132H134V131H133ZM136 132H139V131H136ZM136 132H134V133L136 134ZM158 132H159V131H158ZM193 132H195V133H196L195 135H197L198 132H200V131H199V129H198V132H197L196 130H193L192 133H193ZM246 132H247V131H245V133H246ZM249 132H251V131H249ZM257 132H258V131H257ZM7 133H8V132L3 133V137H4V134H7ZM12 133H13V132H12ZM12 133H10V134H12ZM18 133H19V132H18ZM23 133H25V132H23ZM44 133H45V132H44ZM53 133H54V132H53ZM56 133H57V132H56ZM65 133H67V132H65ZM74 133H75V132H74ZM74 133H73V134H74ZM104 133H108V132L106 131V132H104ZM113 133H114V132H113ZM142 133H141V135H142ZM151 133H153V132H151ZM155 133H157V132H155ZM163 133H164V134H165V133H168V130H167L166 132H163ZM204 133H205V132H204ZM212 133H213V130H212ZM227 133H229V132L227 131ZM241 133H243V131H241ZM241 133H240V134H241ZM0 134H1V133H0ZM20 134H22V132H21ZM57 134H58V133H57ZM67 134H68V133H67ZM73 134H72V135H73ZM76 134H77V133H76ZM76 134H74V135H76ZM78 134H79V133H78ZM78 134H77V135H78ZM80 134H81V132H80ZM80 134H79V135H80ZM88 134H89V132H88ZM90 134H92V133H90ZM100 134H101V133H100ZM108 134H109V133H108ZM111 134H112V133H111ZM124 134H125V133H124ZM129 134H130V133H129ZM184 134H186V133H184ZM249 134H250V133H249ZM12 135H15V137H16V134L13 133ZM12 135H8V136L11 137ZM18 135H19V134H18ZM24 135L26 136V134H24ZM24 135H23L22 138H24ZM40 135H42V134H40ZM49 135H50V134H49ZM54 135H56V134H54ZM58 135H59V134H58ZM58 135H56V136H58ZM70 135H71V134H70ZM70 135H68L69 139H73L74 137H73V138H70ZM85 135H87V134H85ZM102 135H103V134H102ZM105 135H107V134H104V136H105ZM125 135H126V134H125ZM130 135H131V134H130ZM133 135H134V134H133ZM137 135H138V134H137ZM141 135L139 134V137H140ZM167 135H168V134H167ZM167 135H166L165 137H167ZM205 135H207V133H206ZM209 135H210V134H209ZM217 135H218V132H217ZM217 135L215 134V136H217ZM224 135H225V134H224ZM229 135H230V133L227 135V137H228ZM241 135H242V134H241ZM253 135H255V134H253ZM253 135H252V136H253ZM20 136H21V135H20ZM29 136H30V135H29ZM31 136H32V135H31ZM42 136H44V135H42ZM47 136H48V135L46 134V137H47ZM51 136H52V134H51ZM59 136H60V135H59ZM65 136H67V135H65ZM89 136H90V135H89ZM99 136H100V135L98 134L97 137H99ZM135 136H136V135H135ZM150 136H151V134H150ZM150 136H149V137H150ZM154 136H155V134H154ZM190 136H191V135H190ZM192 136H194V135H192ZM198 136H199V135H198ZM198 136H197V138H199ZM222 136H223V135H222ZM237 136H238V135H237ZM242 136H248L247 138H249V135H246V134H245V135H242ZM5 137H6V136H5ZM12 137L14 138V136H12ZM52 137H53V136H52ZM84 137H85V136H84ZM92 137H94V136H92ZM97 137H94V139L97 138ZM102 137H103V136H102ZM108 137H109V136H108ZM108 137H107V138H108ZM111 137H112V136H111ZM117 137H118V136H117ZM127 137H128V140H129V137L131 138L132 135H131V136H127ZM137 137H138V136H137ZM142 137H143V136H142ZM149 137H147V138H149ZM151 137H152V136H151ZM156 137H157V136H156ZM209 137H210V136H209ZM211 137H212V136H211ZM227 137H226V138H227ZM255 137H257V136L255 135ZM259 137H260V136H259ZM263 137H264V136H263ZM0 138H1V137H0ZM8 138H9V137H8ZM8 138H7V140L10 139V138H9V139H8ZM20 138H21V137H20ZM20 138H18V139H20ZM29 138H30V137H29ZM29 138H28V139H29ZM48 138H49V137H48ZM59 138H62V136L59 137ZM75 138H76V137H75ZM81 138H82V137H81ZM81 138H80V139H81ZM86 138H87V137H86ZM104 138H105V137H104ZM163 138H164V137H163ZM171 138H172V137H171ZM190 138H191V137H190ZM193 138H195V136H194ZM215 138H216V137H215ZM218 138H219V137H218ZM218 138H216V139H218ZM222 138H223V137H222ZM222 138H219V139H222ZM240 138H241V137H240ZM245 138H246V137H245ZM261 138H262V137H261ZM25 139H26V138H25ZM53 139H54V138H53ZM65 139H67V138H65ZM65 139H64V140H65ZM98 139H101V138L99 137ZM108 139H112V138H108ZM113 139H114V138H113ZM119 139H120V138H119ZM119 139H118V140H119ZM131 139H132V138H131ZM136 139L138 140L139 138H136ZM141 139H143V138H141ZM150 139H151V140H150ZM159 139H160V141L163 140L162 138H159ZM219 139H218V140H219ZM262 139H264V138H262ZM262 139H261V140H262ZM29 140H31V139H29ZM41 140H42V139H41ZM83 140H85V139H83ZM83 140H82V141H83ZM105 140H107V139H105ZM118 140H117V141H118ZM125 140H126V139H125ZM132 140H133V139H132ZM146 140H147V141H148V140L152 141V138H149V139H146ZM153 140H154V139H153ZM156 140H157V139H156ZM172 140H174V139H172ZM189 140H190V139H189ZM225 140H227V139H225ZM238 140H239V139H238ZM245 140H246V139H245ZM1 141H4V140H1ZM15 141H17V139H15ZM18 141L20 142V140H18ZM25 141H26V140H25ZM31 141H32V140H31ZM31 141H30V142H31ZM44 141H45V140H44ZM68 141H69V140H68ZM68 141L66 140L65 143H67ZM72 141H73V140H72ZM85 141H86V140H85ZM123 141H124V140H123ZM123 141H122V142H123ZM130 141H131V140H130ZM130 141H129V142H130ZM140 141H142V140H140ZM144 141H145V140H144ZM150 141H149V142H150ZM164 141H165V140H164ZM198 141H199V140H198ZM213 141H214V140H213ZM259 141H260V140H259ZM6 142H7V141H6ZM30 142H29V143H30ZM40 142L42 143V141H40ZM83 142H84V141H83ZM89 142H90V141H89ZM89 142H88V143H89ZM109 142H112V141H109ZM109 142H108V145H109ZM114 142H115V140H114ZM125 142H126V141H125ZM131 142H132V141H131ZM149 142H148L147 144H149ZM168 142H169V141H168ZM184 142H185V141H184ZM191 142H193V141H191ZM194 142H195V141H194ZM196 142H197V140H196ZM204 142H205V141H204ZM209 142H211V144H210L208 147L211 148V147H212V141L209 139ZM217 142H219V141H215V142H213L214 146H216L215 143H217ZM222 142H224V140H223ZM227 142H228V141H227ZM233 142L236 143L235 140H234ZM238 142H240V141H238ZM244 142H245V141H244ZM255 142H256V141H255ZM261 142H262V141H261ZM1 143H2V142H1ZM22 143H23V142H22ZM26 143H27V142H26ZM41 143H40V144H41ZM44 143H45V142H44ZM63 143H64V142L62 141V145H63ZM75 143L78 144V143H81V141H78V142H75ZM84 143H85V142H84ZM84 143H83L82 145H84ZM119 143H120V142H119ZM119 143H117V144H119ZM161 143H163V142H161ZM169 143H170V142H169ZM179 143H181V142H179ZM188 143H189V142H188ZM188 143H187V144H188ZM200 143H201V142H200ZM220 143H221V141H220ZM247 143H250V142H247V141H246L245 146H246ZM251 143L254 144V143L252 142V140H251ZM20 144H21V143H20ZM38 144H39V143H38ZM42 144H43V143H42ZM57 144H58V143H57ZM57 144H56V145H57ZM93 144H94V143H93ZM95 144H96V143H95ZM139 144H141V143H139ZM154 144H155V143H154ZM164 144H165V143H164ZM175 144H177V143H175ZM187 144H186V145H187ZM194 144H195V145H194L195 147H198V146L196 145V144H198V143H194ZM201 144H202V143H201ZM237 144H239V143H237ZM255 144H256V143H255ZM257 144H260V143L257 142ZM257 144H256V145H257ZM48 145H49V143H48ZM48 145H47V146H48ZM65 145H66V144H65ZM68 145H69V143H68ZM79 145H81V144H79ZM87 145H88V144H86V146H87ZM90 145H91V144H90ZM90 145H89V146H90ZM108 145H107V146H108ZM121 145H122V144H121ZM149 145H150V144H149ZM149 145H148V146H149ZM172 145H173V144H172ZM179 145H180V144H179ZM220 145H221V144H219V146H218V145H217V146L220 147ZM227 145L231 146L229 143H228ZM233 145H235V144H233ZM262 145H264V144H262ZM1 146H2V144H1ZM15 146H16V145H15ZM24 146H25V145H24ZM27 146H28V145H27ZM37 146H38V145H37ZM39 146H40V145H39ZM44 146H45V145H44ZM86 146H84V147H86ZM100 146H101V145H100ZM127 146H128V145H127ZM167 146H168V145H167ZM202 146H203V145H202ZM237 146H238V145H237ZM257 146H258V145H257ZM3 147H4V145H3ZM5 147H6V146H5ZM9 147H10V146H9ZM49 147H50V146H49ZM49 147H48V148H49ZM59 147H61V146H59ZM62 147H64V145H63ZM65 147H67V146H65ZM74 147H75V146H74ZM80 147H83V146H80ZM94 147H96V146H94ZM94 147H92V148L95 149ZM177 147H178V146H177ZM187 147H188V146H187ZM189 147H191V146H189ZM206 147H207V146H206ZM206 147H205V148H206ZM224 147H225V146L222 145V147H220V148H224ZM232 147H233V146H232ZM262 147H263V146H262ZM12 148H13V147H12ZM44 148H46V147H44ZM76 148H77V147H76ZM102 148H103V147H102ZM104 148H107V147L105 146ZM124 148H127V147H124ZM124 148H123V149H124ZM133 148H135V147H133ZM144 148H145V147H144ZM153 148H154V147H153ZM158 148H159V147H158ZM162 148H164V147L162 146ZM166 148H167V147H166ZM168 148H170V147H168ZM173 148H174V147H173ZM185 148H186V146H185ZM202 148H204V147H202ZM202 148H201V149H202ZM220 148H219V149H220ZM227 148H228V147H227ZM236 148H237V147H236ZM240 148H241V147H239L238 150H245V149H246V148H245V149H240ZM247 148H248V147H247ZM0 149H2V148L0 147ZM78 149H81V148H78ZM78 149H77V150L75 149V150L78 151ZM111 149H112V148H111ZM123 149H122V150H123ZM145 149H146V148H145ZM145 149H144V150H145ZM147 149H148V147H147ZM159 149H160V148H159ZM175 149H176V150H172V148H171L170 150H172L173 152H175V151L178 152L177 148H175ZM196 149H197V148H195V150H196ZM208 149H209V148H208ZM228 149H229V148H228ZM230 149H231V148H230ZM37 150H38V149H37ZM42 150H43V149H42ZM52 150H53V149H52ZM67 150H70V149H67ZM84 150H85V149H84ZM84 150H83V151H84ZM101 150H103V149H101ZM108 150H110V149H108ZM108 150H107L106 153H108ZM113 150H114V149H113ZM115 150H117V149H115ZM115 150H114V151H115ZM127 150H128V149H127ZM132 150H133V149H132ZM134 150H136V149H134ZM155 150H156V149H155ZM170 150H169V151H170ZM190 150H191V148H190ZM214 150L217 151V149H214ZM214 150H213V152L215 153ZM223 150H224V149H223ZM223 150H222V151H223ZM233 150H234V148H233ZM248 150H249V148H248ZM248 150H247V153H248ZM262 150H264V149H262ZM0 151H1V150H0ZM13 151L15 152L16 150H13ZM13 151H12V152H13ZM34 151H35V150H34ZM38 151H39V150H38ZM40 151H41V150H40ZM44 151H45V150H44ZM47 151H48V150H47ZM47 151H46V152H47ZM54 151H55V150H54ZM87 151H88V148H87ZM93 151H94V150H92V151H90V152H93ZM153 151H154V150H153ZM160 151H161V150H160ZM167 151H168V150H167ZM169 151H168V152H169ZM183 151H184V150H183ZM183 151H182V152H183ZM185 151H186V150H185ZM192 151H193V150H192ZM203 151H205V150H203ZM211 151H212V150H211ZM250 151H252V150H250ZM3 152H4V151H3ZM3 152H2V153H3ZM6 152H7V151H6ZM16 152H17V151H16ZM18 152H20V151H18ZM18 152H17V153H18ZM21 152H22V151H21ZM26 152H27V150H26ZM29 152H30V151H29ZM41 152H42V151H41ZM48 152H49V151H48ZM55 152H56V151H55ZM61 152H63V151H61ZM66 152H67V151H66ZM70 152H71V150H70ZM90 152H89V153H90ZM142 152H144V151H142ZM146 152H147V151H146ZM149 152H152V151H149ZM155 152H158V153H159V151H155ZM177 152H176V153H177ZM198 152H200V151H198ZM206 152H207V151H206ZM208 152H210V151H208ZM220 152H221V151H220ZM225 152H226V151L224 150V151H223V154H224ZM229 152H231V151H229ZM237 152H238V151H236L235 153H237ZM8 153H9V151H8ZM8 153H6V154H8ZM32 153H33V152H32ZM35 153H36V152H35ZM57 153H60V152L57 151ZM87 153H88V152H87ZM87 153H85V154L87 155ZM95 153H97V152H95ZM102 153H103V151H102V152L100 151V154H102ZM169 153H171V152H169ZM232 153H233V152H232ZM232 153H231V154H232ZM251 153H252V152H251ZM22 154H23V153H22ZM37 154H38V152H37ZM46 154H50V153H46ZM85 154H84V155H85ZM92 154H94V153H92ZM100 154H99L98 156H100ZM110 154H111V152H110ZM115 154H116V152H115ZM131 154H132V153H131ZM142 154H143V153H142ZM153 154L155 155V153H153ZM153 154H152V155H153ZM185 154L187 155V153H184V155H185ZM204 154H205V153H204ZM209 154H211V153H209ZM219 154H220V153H219V151H218V155H219ZM227 154H228V152H227L226 154H224V155L227 156ZM231 154H228V156H229L228 159H230V157L232 156ZM238 154H241V153H238ZM252 154H253V153H252ZM258 154H260V153H258ZM1 155H2V154H1ZM19 155H20V154H19ZM24 155H25V154H24ZM59 155H60V154H59ZM62 155H63V154H62ZM81 155H82V154H81ZM102 155H103V154H102ZM105 155H106V154L104 153V156H105ZM117 155H118V154H117ZM119 155H120V154H119ZM139 155H140V154H139ZM154 155H153V156H154ZM156 155H157V154H156ZM156 155H155L154 157H156ZM175 155H176V154H175ZM181 155H182V154H181ZM197 155H198V154H197ZM201 155H203V154H199L198 156H201ZM211 155H212V154H211ZM230 155H231V156H230ZM245 155H247V154L245 153ZM254 155H255V153H254ZM8 156H10V154H9ZM8 156H7V157H8ZM21 156H22V155H21ZM29 156H30V155H29ZM38 156H39V155H38ZM38 156H37V158H38V160H39L40 158H39ZM42 156H43V155H42ZM47 156H51V155H47ZM52 156H54V155H52ZM55 156H56V155H55ZM72 156H74V155L72 154ZM77 156H78V155H77ZM135 156H136V155H135ZM150 156H151V155H150ZM189 156H190V155H189ZM207 156H208V155H207ZM220 156H221V155H220ZM222 156H223V155H222ZM243 156H244V154H243ZM243 156H241V158H242ZM252 156H253V155H252ZM255 156H257V155H255ZM261 156H262V155H261ZM1 157H2V156H1ZM3 157H5V156H3ZM18 157H19V159H21L20 156H18ZM18 157L16 156V158H18ZM30 157H31V156H30ZM32 157H33V156H32ZM34 157H35V156H34ZM96 157H97V156H96ZM120 157H122V156L120 155ZM142 157H143V156H142ZM173 157H174V156H173ZM173 157H172V158H173ZM193 157H194V156H193ZM202 157H204V156H201L200 159H201ZM218 157H219V156H218ZM244 157H245V156H244ZM249 157L251 158V156H249ZM263 157H264V156H263ZM11 158H12V156H11ZM16 158L14 157L12 162H14V159H16ZM48 158H49V157H48ZM69 158H72V157H69ZM69 158H68V161H70ZM78 158H80V157H78ZM81 158H82V157H81ZM100 158H101V157H100ZM103 158H104V157H103ZM105 158H106V157H105ZM108 158H109V157H108ZM115 158H116V157H115ZM124 158H126V157L124 156ZM130 158H132V157H130ZM150 158H151V157H150ZM165 158H167V156H166ZM170 158H171V157H170ZM174 158H175V157H174ZM194 158H195V157H194ZM196 158H197V157H196ZM233 158H234V160H235V156H233ZM245 158H246V157H245ZM250 158H249V159H250ZM255 158H256V157H255ZM1 159H2V162H3V160L5 161L4 158H0V161H1ZM33 159H34V158H33ZM44 159H45V158H44ZM46 159H47V158H46ZM49 159H50V158H49ZM57 159H60V160H61L60 156H59V158L57 157ZM92 159H93V158H92ZM92 159H90V160H92ZM132 159H133V158H132ZM135 159H136V158H135ZM168 159H169V158H168ZM176 159H177V158H176ZM188 159H190V157H189ZM192 159H193V158H192ZM211 159H212V158H211ZM220 159H222V158H220ZM226 159H227V157H226ZM242 159H243V158H242ZM242 159H241V160H242ZM261 159H262V158H261ZM261 159H255V160H261ZM17 160H18V159H16V161H17ZM29 160H30V159H29ZM34 160H35V159H34ZM34 160H33V162H34ZM36 160H37V159H36ZM38 160H37V163L40 161V160H39V161H38ZM47 160H48V159H47ZM51 160H52V159H51ZM76 160H77V159H76ZM76 160H75V161H76ZM93 160H94V159H93ZM97 160H98V159H97ZM109 160H111V159L109 158ZM139 160H141V159H139ZM153 160H154V158H153ZM153 160L151 159V162H152ZM165 160H166V159H165ZM185 160H186V159H185ZM203 160H204V159H203ZM208 160H209V159H208ZM213 160H214V159H213ZM245 160H248V158H246ZM16 161H15V162H16ZM22 161H23V160H22ZM24 161H25V160H24ZM26 161H27V160H26ZM54 161H56V160H54ZM57 161H58V160H57ZM82 161H83V159H82ZM85 161L88 162L89 160H88V161L85 160ZM95 161H96V160H95ZM102 161H103V160H102ZM106 161H107V158H106ZM116 161H117V160H116ZM137 161H138V160H137ZM141 161H143V160H141ZM167 161H168V160H167ZM167 161H166V162H167ZM190 161L193 162L191 159H190ZM200 161H201V160H200ZM200 161H199V163H200ZM211 161H212V160H211ZM211 161H210V163H211ZM215 161H216V160H215ZM230 161H231V160H230ZM236 161H237V160H236ZM238 161H239V160H238ZM263 161H264V159H263ZM263 161L261 160V162H263ZM6 162H7V161H6ZM10 162H11V161H10ZM15 162H14V163H15ZM29 162H30V161H29ZM60 162H61V161H60ZM66 162H67V161H66ZM76 162H77V161H76ZM83 162H84V161H83ZM92 162H93V161H92ZM111 162H112V161H111ZM119 162H121V160H120ZM139 162H140V161H139ZM143 162H146V161H143ZM155 162H156V160H154V163H155ZM174 162H175V161H174ZM182 162H183V160H182ZM204 162H205V161H204ZM204 162H202V163H204ZM219 162H220V161H219ZM219 162H217V163H219ZM221 162H222V161H221ZM225 162H226V161H225ZM241 162H244V160L241 161ZM249 162H250V161H249ZM257 162H259V164H261L260 161H257ZM257 162H256L255 164H257ZM3 163H4V162H3ZM18 163H19V160H18V162H17L16 164H18ZM31 163H32V162H31ZM41 163H42V161H41ZM48 163H49V161H48ZM51 163H52V162H51ZM51 163H49L50 166L52 165ZM58 163H59V161L57 162V164H58ZM61 163H65V161H64V162H61ZM61 163H60V164H61ZM89 163H90V161H89ZM97 163H98V162H97ZM97 163H96V164H97ZM103 163H106L105 165H107V162H103ZM147 163H148V161H147ZM147 163H146V164H147ZM149 163H150V162H149ZM163 163H164V162H163ZM167 163H168V162H167ZM176 163H178V162H176ZM210 163H208V164H210ZM238 163H239V162H238ZM247 163H248V162H247ZM251 163H252V162H251ZM263 163H264V162H263ZM9 164H10V163H9ZM16 164H15V165H16ZM21 164H22V162H21ZM39 164H40V163H39ZM66 164H67V163H66ZM72 164L74 165V163H72ZM76 164H77V163H76ZM87 164H88V163H87ZM116 164H117V163H116ZM138 164H139V163H138ZM215 164H216V163H215ZM228 164H230V162H229ZM244 164H246V163H244ZM244 164H243V165H244ZM5 165H6V164H5ZM5 165H4V166H5ZM15 165H14V166H15ZM19 165H20V164H19ZM22 165H23V164H22ZM40 165H41V164H40ZM42 165H43V164H42ZM58 165H59V164H58ZM67 165H68V164H67ZM78 165H79V164H78ZM117 165H118V164H117ZM140 165H142V164H140ZM175 165H176V167H177V165H179V164H175ZM200 165H201V164H200ZM218 165H219V164H218ZM222 165H223V164H222ZM224 165H225V164H224ZM231 165H232V164H231ZM231 165H230V167H232ZM262 165H263V164H262ZM9 166H10V165H9ZM14 166H13V167H14ZM23 166H25V165H23ZM23 166H22V167H23ZM27 166H28V165H27ZM38 166H39V165H38ZM44 166H47V163H46V165H44ZM61 166H62V165H61ZM69 166H70V165H69ZM100 166H101V164H100ZM100 166H99V168L102 169V167H100ZM102 166H103V165H102ZM115 166H116V165H115ZM142 166H143V165H142ZM170 166H171V165H170ZM173 166H174V165H173ZM183 166H185V164H184ZM188 166H189V164H188ZM196 166H197V165H196ZM203 166H207L206 163H204ZM209 166H210V165H209ZM219 166H220V165H219ZM250 166H252V164H250ZM253 166H254V165H253ZM6 167H8V166L6 165ZM11 167H12V166H11ZM11 167H10V169H11ZM17 167H18V166H17ZM17 167H16V168H17ZM29 167H30V166H29ZM34 167H35V166H34ZM34 167H32V169H34ZM40 167H41V166H40ZM52 167H53V166H52ZM55 167H57V166H55ZM58 167H59V166H58ZM71 167H72V165H71ZM79 167H81V166L79 165ZM84 167H85V166H83V168H84ZM86 167H87V166H86ZM86 167H85V168H86ZM105 167H106V166H105ZM121 167H122V166H121ZM144 167H145V166H144ZM161 167L164 168L163 165H162ZM168 167H169V166H168ZM185 167H187V166H185ZM191 167H193V166H191ZM207 167H208V166H207ZM221 167H222V166H221ZM240 167H241V164H240ZM240 167H239V168H240ZM18 168H20V166H19ZM23 168H24V167H23ZM59 168H60V167H59ZM91 168H92V167H91ZM93 168H94V167H93ZM97 168H98V167H97ZM117 168H118V167H117ZM139 168H140V167H139ZM183 168H184V167H183ZM196 168L199 169L198 167H196ZM204 168H205V167H204ZM215 168H216V167H215ZM222 168H223V167H222ZM246 168H248V167H246ZM250 168H251V167H250ZM252 168H253V167H252ZM13 169H14V168H13ZM32 169H31V170H32ZM38 169H39V168H38ZM48 169H49V168H48ZM75 169H76V168H75ZM80 169H81V168H80ZM122 169H124V168H122ZM136 169H137V168H136ZM160 169H161V168H160ZM166 169H168V168H165V171H166ZM169 169H172V168H169ZM181 169H182V167H181ZM187 169H188V168H187ZM189 169H190V168H189ZM191 169H192V168H191ZM191 169H190V170H191ZM200 169H201V168H200ZM208 169H210V168H208ZM211 169H213V167H212ZM211 169H210V170H211ZM217 169H219V168H216V170H217ZM220 169H221V168H220ZM233 169H234V167H233ZM233 169H232V170H233ZM253 169H254V168H253ZM262 169H263V168H262ZM17 170H18V169H17ZM20 170H21V168H20ZM27 170H29V169L27 168ZM40 170H41V169H40ZM45 170H46V168H45ZM58 170L61 171V169H58ZM64 170H65V169H64ZM64 170H63V171H64ZM88 170H89V168H88ZM90 170H93V169H90ZM96 170H97V169H96ZM110 170H112V169H110ZM124 170H125V169H124ZM162 170H163V169H162ZM245 170H246V169H245ZM247 170H248V169H247ZM10 171H11V170H10ZM13 171H14V170H13ZM55 171H57V170H55ZM69 171L72 172V170H69ZM79 171H80V170H79ZM85 171H86V170H85ZM85 171H84V173H86ZM97 171H98V170H97ZM138 171H139V169H138ZM174 171H175V170H174ZM185 171H187V170L185 169ZM192 171H193V170H192ZM6 172H7V171H6ZM15 172H17V171H15ZM15 172H14V173H15ZM24 172H25V171H24ZM34 172H35V171H34ZM37 172H39V171H36V173H37ZM46 172H48V170H46ZM51 172H52V171H51ZM65 172H67V171L65 170ZM65 172H64V173H65ZM91 172H92V171H91ZM99 172H101V171H99ZM109 172H111V171H109ZM113 172H114V171H113ZM119 172H120V171H119ZM119 172H118V173H119ZM172 172H173V171H172ZM188 172H189V171H188ZM194 172H196V171H194ZM197 172H198V170H197ZM197 172H196V173H197ZM203 172H204V171H203ZM206 172H207V174H208V171H206ZM209 172H210V171H209ZM214 172H215V171H214ZM217 172H218V170H217ZM226 172H228V171H226ZM235 172H236V171H235ZM237 172H238V170H237ZM247 172H249V171H247ZM10 173H11V172H10ZM22 173H23V172H22ZM31 173H33V172H31ZM42 173H43V171H42ZM59 173H60V172H59ZM62 173H63V172H62ZM73 173H75V172L73 171ZM81 173H83V172H81ZM84 173H83V175H85ZM89 173H90V172H89ZM126 173H127V172H126ZM137 173H138V172H137ZM168 173H169V172H168ZM174 173H175V172H174ZM192 173H193V172H192ZM199 173H201V172H199ZM221 173H222V172H220V173H216V174L221 175ZM256 173H258V172L256 171ZM6 174H7V173H6ZM12 174H13V172H12ZM15 174H16V173H15ZM15 174H14V175H15ZM18 174H19V173H18ZM28 174H29V173H28ZM45 174H46V173H45ZM77 174H78V173H77ZM96 174H97V172H96ZM127 174H128V173H127ZM187 174H188V173H187ZM194 174H195V173H194ZM214 174H215V173H214ZM229 174H230V172H229ZM259 174H261V173H259ZM9 175H10V174H9ZM32 175H34V174H32ZM57 175H58V174H57ZM57 175H56V176H57ZM62 175H63V174H62ZM62 175H60V176H62ZM79 175H80V173H79ZM89 175H90V174H89ZM110 175H111V174H110ZM122 175H124V174H122ZM137 175H138V174H137ZM174 175H175V174H174ZM179 175H181V174H179ZM185 175H186V174H185ZM208 175H210V173H209ZM219 175H218V176H219ZM226 175H227V173H226ZM226 175H225V178L229 177L228 175H227V177H226ZM240 175H242V173H241ZM247 175H248V174H247ZM254 175H255V174H254ZM25 176H26V174H25ZM25 176H24V177H25ZM28 176H29V175H28ZM43 176H44V175H43ZM47 176H50V175H47ZM70 176H71V175H70ZM94 176H95V175H94ZM100 176H101V175H100ZM100 176H99V177H100ZM125 176H127V175H125ZM186 176H188V175H186ZM196 176H198V174H197V175H194V178H196ZM199 176H200V175H199ZM201 176H202V175H201ZM204 176H205V175H204ZM204 176H203V178L201 177V180H205V179H204ZM210 176H212V175H210ZM213 176H214V178H215V175H213ZM213 176H212V177H213ZM222 176H223V175H222ZM237 176H239V175H237ZM243 176H245V175H243ZM255 176H257V175H255ZM262 176H263V175H262ZM10 177H13V176H10ZM18 177H19V176H18ZM18 177H17V178H18ZM29 177H30V176H29ZM31 177H32V176H31ZM33 177H34V176H33ZM35 177H36V176H35ZM62 177H64V176H62ZM82 177H83V176H82ZM84 177H86V176H84ZM88 177H89V176H88ZM114 177H115V175H114ZM123 177H124V176H123ZM135 177H136V176H135ZM138 177H139V176H138ZM171 177H172V176H171ZM177 177H178V176H177ZM208 177H209V176H208ZM219 177H221V176H219ZM232 177H233V175H232ZM234 177H235V176H234ZM239 177H240V176H239ZM249 177H251V175L248 176V178H249ZM263 177H264V176H263ZM3 178H4V177H3ZM6 178H7V177H6ZM14 178H15V177H14ZM17 178H15V179H17ZM52 178H53V176H51V179H52ZM54 178H55V176H54ZM64 178H65V177H64ZM64 178H63V180H64ZM67 178H68V177H67ZM71 178H73V177H71ZM71 178H70V179H71ZM78 178H80V177H78ZM91 178H92V176H91ZM115 178H116V177H115ZM169 178H170V175H169ZM183 178H184V177H183ZM183 178H182V180H183ZM191 178H192V177H191ZM197 178H198V177H197ZM206 178H207V177H206ZM236 178H237V180H239L238 177H236ZM0 179H2V177H1ZM4 179H5V178H4ZM15 179H14V180H15ZM19 179H20V177H19ZM27 179H28V178H27ZM31 179H38V178H31ZM42 179H43V177H42ZM48 179H49V178H48ZM55 179H56V178H55ZM57 179H58V178H57ZM80 179H81V178H80ZM88 179H89V178H88ZM88 179H87V181H84V182H88ZM98 179H99V178H98ZM98 179H95V180L98 181ZM105 179H107V178H105ZM105 179L102 178V181H104ZM112 179H113V177H112ZM124 179H125V178H124ZM139 179H140V178H139ZM139 179H138V180H139ZM178 179H179V178H178ZM184 179H186V178H184ZM198 179H199V178H198ZM211 179H212V181H214V182L217 181V180H218V182H219V179H220V178L217 179V180H213V178H211ZM215 179H216V178H215ZM246 179H247V178H245V180H246ZM250 179H251V178H250ZM252 179H254V178H252ZM22 180H23V179H22ZM24 180H25V179H24ZM40 180H41V179H40ZM49 180H50V179H49ZM60 180H61V179H60ZM63 180H62V181H63ZM68 180H69V179H68ZM75 180H76V179H74V180L72 179V180H70V181L72 182V181H75ZM89 180H90V179H89ZM99 180H101V179H99ZM107 180H109V179H107ZM107 180H106V181H107ZM121 180H122V179H121ZM140 180H141V179H140ZM171 180H172V179H171ZM171 180H170V181H171ZM228 180H229V179H227V181H228ZM2 181H3V179H2ZM12 181H13V180H12ZM12 181H11V182H12ZM19 181H20V180H19ZM28 181H29V180H28ZM33 181H35V180H33ZM38 181H39V180H38ZM57 181H59V180H57ZM62 181H59V182L62 183ZM66 181H67V180H66ZM66 181H65V182H66ZM70 181H69V182H70ZM77 181H78V180H77ZM102 181H101V182H102ZM111 181H113V180H111ZM124 181H125V180H124ZM134 181H135V180H134ZM134 181H132V182L134 183ZM178 181H179V180H178ZM194 181H195V180H194ZM196 181L199 182L200 180H196ZM223 181H224V180H222V182H223ZM232 181H234V180H232ZM248 181H249V180H248ZM252 181H254V180H252ZM16 182H17V181H16ZM21 182H22V181H21ZM21 182H20V183H21ZM24 182L26 183V181H24ZM55 182H56V180H55ZM55 182H53V183L55 184ZM59 182H58V184H59ZM93 182H94V181H93ZM93 182H91V184H92ZM101 182L99 181V183H101ZM122 182H123V181H122ZM132 182H131V183H132ZM172 182H173V181H172ZM201 182H202V181H201ZM207 182L210 184L209 180H207ZM255 182H257V178H256V181H255ZM259 182H261V180H260ZM259 182H258V183H259ZM2 183H3V182H2ZM2 183H0V184L2 185ZM6 183H7V182H6ZM8 183H9V181H8ZM8 183H7V184H8ZM14 183H15V182H14ZM18 183H19V182H18ZM20 183H19V184H20ZM40 183H42V182L40 181ZM44 183H45V181H44ZM44 183H43V184H44ZM53 183H52V184H53ZM63 183H64V182H63ZM81 183H83V182H81ZM108 183H109V182H108ZM111 183H112V182H111ZM135 183H136V182H135ZM142 183H143V181H142ZM162 183H165V182H162ZM181 183H183V182H181ZM199 183H200V182H199ZM215 183H216V182H215ZM225 183H227V182H225ZM239 183H240V182H239ZM3 184H4V183H3ZM16 184H17V183H16ZM28 184H29V183H28ZM45 184H46V183H45ZM49 184H50V183H49ZM68 184H69V183H68ZM73 184H75V183H73ZM88 184H89V183H87L86 185H88ZM96 184L99 185L98 183H96ZM103 184H104V183H103ZM103 184H102V186H103ZM155 184H156V183H155ZM176 184H177V183H176ZM178 184H180V183L178 182ZM194 184H195V183H194ZM202 184H203V183H200L201 186H202ZM204 184H205V183H204ZM240 184H241V183H240ZM1 185H0V186H1ZM5 185H6V184H5ZM11 185H12V184H11ZM13 185L16 186L15 184H13ZM13 185H12V186H13ZM30 185H31V184H30ZM41 185H42V184H41ZM41 185H40V186H41ZM61 185H62V184H61ZM64 185H65V184H64ZM66 185H67V184H66ZM66 185H65V187H67ZM77 185H78V184H77ZM94 185H95V183H94ZM129 185H131V184H129ZM129 185H128V186H129ZM135 185H136V184H135ZM157 185L159 186V184H157ZM165 185H169V184H165ZM165 185H163V186H165ZM170 185H171V184H170ZM187 185H188V184H187ZM191 185H192V184H191ZM210 185H211V184H210ZM230 185H232V184H230ZM236 185H238V184H236ZM250 185H251V184H250ZM257 185H258V184H257ZM3 186H4V185H3ZM32 186H33V185H32ZM49 186H50V185H49ZM56 186H57V185H56ZM99 186H100V185H99ZM128 186H127V187H128ZM172 186L175 187L174 185H172ZM172 186L169 187V188H170V189H171V188L173 189ZM179 186H180V185H179ZM183 186H184V185H183ZM183 186H182V187H183ZM196 186H197V184H196ZM207 186H208V185H207ZM226 186H227V185H226ZM226 186H225V187H226ZM255 186H256V185H255ZM255 186H254V187H255ZM259 186H260V185H259ZM261 186H262V185H261ZM19 187H21V186H19ZM42 187H43V185H42ZM45 187H47V185H46ZM52 187H54V186L52 185ZM52 187H50V188H52ZM72 187H73V186H72ZM92 187H94V186H92ZM95 187H96V186H95ZM95 187H94V188H95ZM106 187H107V186H106ZM108 187H109V186H108ZM110 187H111V186H110ZM161 187H162V185H161ZM167 187H168V186H167ZM177 187H178V186H177ZM251 187H252V185H251ZM9 188H10L9 190H12L11 187H9ZM15 188H16V187H15ZM15 188L13 189V190H14V193H15V191H16ZM17 188H18V186H17ZM31 188H32V187H31ZM76 188H77V187H76ZM112 188H114V186H112ZM137 188H138V186H137ZM142 188H143V186H142ZM164 188H165V187H164ZM203 188H204V187H203ZM221 188H222V187H221ZM238 188H239V187H238ZM247 188H250V187H247ZM255 188H256V187H255ZM21 189H22V188H21ZM37 189L39 190V186H38ZM37 189H36V190H37ZM44 189H45V188H44ZM46 189H47V188H46ZM56 189H57V188H56ZM63 189H64V188H63ZM89 189H90V186H89ZM89 189H86V191H88ZM102 189H103V188H102ZM176 189H177V188H176ZM176 189H175L174 191H175V192H179V191H177ZM184 189H185V188H184ZM189 189H190V187H189ZM204 189H205V188H204ZM204 189H203V190H204ZM207 189H209V187H208ZM212 189H213V188H212ZM217 189H218V188H216L215 190H217ZM239 189H240V188H239ZM244 189H245V188H244ZM30 190H31V189H30ZM40 190H41V189H40ZM40 190H39V191H40ZM83 190H85V189H83ZM105 190H106V189H105ZM114 190H115V188H114ZM114 190H113V191H114ZM127 190H129V189H127ZM140 190H141V189H140ZM162 190H163V188H162ZM165 190H166V189H165ZM200 190H201V189H200ZM209 190H211V189H209ZM209 190H208V191H209ZM253 190H255V189H253ZM256 190H260V187L257 188ZM261 190H263V189H261ZM5 191H6V190H5ZM17 191H18V190H17ZM25 191H26V189H25ZM28 191H29V189H28ZM31 191H32V190H31ZM31 191H29V192H31ZM50 191H51V190H50ZM50 191H49V192H50ZM65 191H66V190H64V192H65ZM77 191H78V190H77ZM90 191H91V190H90ZM102 191H103V190H102ZM117 191H119V190H117ZM184 191H185V190H184ZM193 191L198 192V190H193ZM220 191H221V190H220ZM223 191H224V190H222L221 192H223ZM237 191H238V190H237ZM244 191H246V190H244ZM263 191H264V190H263ZM1 192H4V189H2ZM1 192H0V193H1ZM7 192H8V191H7ZM34 192H35V191H34ZM41 192H42V191H41ZM41 192H40V194H41ZM45 192H47V190H46ZM45 192H44V193H45ZM114 192H115V191H114ZM124 192H125V190H124ZM128 192H129V191H128ZM136 192H137V191H136ZM160 192H161V191H160ZM168 192H169V190H168ZM190 192H191V191H190ZM204 192H205V190H204ZM212 192H214V190H213ZM217 192H219V191H217ZM217 192H215V193H217ZM226 192H227V191H226ZM232 192H233V191H232ZM249 192H250V191H249ZM255 192H256V191H255ZM11 193H12V192H10V194H11ZM26 193H27V191H26ZM55 193H56V192H55ZM83 193H84V191H83ZM104 193H106V192H104ZM109 193H110V192H109ZM126 193H127V192H126ZM162 193H163V192H162ZM172 193H173V192H172ZM183 193H184V192H183ZM183 193H182V194H183ZM191 193H192V192H191ZM215 193H214V194H215ZM227 193H228V192H227ZM230 193H231V190H230ZM230 193H228V194H230ZM262 193H263V192H261V196H262ZM2 194H3V193H2ZM2 194H1V195H2ZM4 194H5V193H4ZM4 194H3V195H4ZM10 194H9V196H10ZM17 194H18V193H17ZM28 194H29V193H28ZM28 194H27V195H28ZM34 194H36V193H33L32 195H34ZM58 194H60V193H58ZM69 194H71V193H69ZM121 194H122V193H121ZM130 194H131V193H130ZM140 194H141V192H140ZM158 194H159V193H158ZM165 194H168V193L166 192ZM185 194H186V193H185ZM185 194H183L182 196H184ZM200 194H201V196H202V195L205 196V194H207V193H204V194H203V193L200 192ZM200 194H198V196H199ZM236 194H237V193H236ZM251 194H252V193H251ZM256 194H257V193H256ZM263 194H264V193H263ZM49 195H50V194H49ZM51 195H54V194H51ZM66 195L68 196V199H69L68 192H67V194H64V198L67 197ZM83 195H84V194H83ZM89 195H90V194H89ZM89 195H88V196H89ZM100 195H101V194H100ZM110 195H111V194H109V197H111ZM115 195H116V194H115ZM115 195H114V196H115ZM127 195H128V194H127ZM134 195H135V194H134ZM134 195L132 194L133 197H134ZM141 195H142V194H141ZM162 195H163V194H162ZM162 195H160V196H162ZM193 195H194V194H193ZM193 195H191V197H192L193 200H194L195 197H193ZM209 195H210V194H209ZM234 195H235V194H234ZM252 195H253V194H252ZM36 196H37V195H36ZM45 196H46V195H44V197H45ZM75 196H76V195H75ZM84 196H85V197H88V196H86V195H84ZM102 196H103V195H102ZM102 196H101V197H102ZM112 196H113V195H112ZM124 196H125V194H123V197H124ZM129 196H130V195H129ZM129 196H127V197H129ZM138 196H139V195H138ZM179 196H181V195L176 196V197L178 198L177 201H178V202H181V200H179V199H181ZM187 196H188V195H187ZM196 196H197V195H196ZM216 196H218V195H216ZM223 196L225 197V196H227V194H223ZM228 196H230V195H228ZM250 196H251V195H250ZM257 196H258V195H257ZM12 197H15V196H12ZM23 197L25 198V196H23ZM23 197H22V199H23ZM29 197H30V196H29ZM34 197H35V195H34ZM40 197H41V195H40ZM42 197H43V196H42ZM56 197H58V196H56ZM62 197H63V194H62ZM71 197H72V196H71ZM78 197H79V196H78ZM85 197H84V198H85ZM97 197H98V195H97ZM106 197H107V195H106ZM117 197H120V196H117ZM121 197H122V196H121ZM130 197H131V196H130ZM140 197H141V196H140ZM157 197H158V196H157ZM163 197L165 198V195H163ZM218 197H220V196H218ZM251 197H252V196H251ZM254 197H256V196L254 195ZM258 197H259V196H258ZM263 197H264V196H263ZM30 198H32V197H30ZM35 198H38V196L35 197ZM82 198H83V197H82ZM90 198H91V197H90ZM138 198H139V197H138ZM158 198H160V197H158ZM158 198H157V199H158ZM164 198H162L161 200H163ZM183 198H184V197H183ZM185 198H186V197H185ZM192 198H189V199L192 200ZM205 198H206V197H205ZM207 198L209 199V197H207ZM211 198H212V196L210 197V199H211ZM227 198H229V197H227ZM227 198H226V199H227ZM248 198H249V197H248ZM16 199H18V197H16ZM20 199H21V198H20ZM26 199H27V197H26ZM26 199H25L24 201H26ZM51 199H52V198H51ZM51 199H50V200H51ZM54 199H55V198H54ZM54 199H53V201H54ZM79 199H81V197H79ZM98 199H101V198H98ZM113 199L115 200V198H111V200H113ZM124 199H125V198H124ZM131 199H132V198H131ZM136 199H137V198H136ZM139 199H142V197L139 198ZM197 199L200 200L199 198H196L195 200L197 201ZM202 199H203V198H202ZM210 199H209V200H210ZM230 199H232V198H230ZM235 199H236V198H235ZM258 199H259V198H258ZM260 199H261V198H260ZM263 199H264V198H263ZM263 199H261V200H263ZM32 200H34V199H32ZM38 200H39V199H38ZM38 200H37L36 202H38ZM42 200H43V199H42ZM55 200H58V199H55ZM73 200H76V201H77L78 199L73 198ZM89 200H90V199H89ZM126 200H127V199H126ZM142 200H143V199H142ZM175 200H176V199H175ZM193 200H192V201H193ZM204 200H205V199H204ZM213 200H216V199H213ZM221 200H222V199H221ZM221 200H218V201H221ZM254 200H255V199H254ZM1 201H2V199H1ZM8 201H9V200H8ZM18 201H19V200H18ZM28 201H29V199H28ZM83 201H84V200H83ZM105 201H107V199H106ZM124 201H125V200H124ZM124 201H122V202H124ZM143 201H144V200H143ZM157 201H159V199H158ZM164 201H165V200H164ZM164 201H163V202H164ZM196 201H193V202H196ZM202 201H203V200H202ZM222 201H223V200H222ZM228 201H229V200H228ZM237 201H239V200H237ZM251 201H252V199H251ZM3 202H4V201H3ZM10 202H11V201H10ZM16 202H17V201H16ZM16 202H14V203H16ZM21 202H22V201H21ZM21 202H20V204H22ZM41 202H42V201H40V203H41ZM44 202H45V201H44ZM54 202H55V201H54ZM54 202H51V201H50V203H54ZM59 202H60V204H59V203H58V204L61 205V201H59ZM72 202H73V201H72ZM88 202H89V201H88ZM101 202H104V201H101ZM101 202H100V204H101ZM110 202H111V201H110ZM113 202H114V201H113ZM130 202H131V201H130ZM139 202H141V201H139ZM160 202H161V201H160ZM170 202H171V201H169V204L171 205ZM188 202H189V200H188ZM199 202H201V200L198 201V204H200ZM206 202H207V201H206ZM206 202H205V203H206ZM210 202H211V201H210ZM212 202H213V201H212ZM224 202H226V201H224ZM253 202H254V201H253ZM256 202H258V200H257ZM263 202H264V201H263ZM263 202L259 200L258 203H260V206H261V203H263ZM23 203H24V202H23ZM29 203H30V202H29ZM29 203L27 204L28 206H30ZM55 203H56V202H55ZM65 203H66V202H65ZM67 203H69V202H67ZM79 203H81V202L79 201ZM83 203H84V202H83ZM107 203H108V202H107ZM131 203H132V202H131ZM143 203H144V202H143ZM146 203H147V202H146ZM167 203H168V202H167ZM182 203H183V202H182ZM182 203L177 204V205H179V209L177 208L179 211H180V209L183 208V205H181ZM190 203H191V202H190ZM213 203H214V202H213ZM216 203H217V202H216ZM229 203H232V202H229ZM236 203H240V202H236ZM258 203H257V204H258ZM6 204H7V203H6ZM6 204H4V207H6V206H5ZM18 204H19V203H18ZM32 204H33V203H32ZM43 204H44V203H43ZM43 204H42V205H43ZM63 204H64V203H63ZM63 204H62V207L66 206V205H63ZM69 204H71V203H69ZM76 204H77V203H75V205H76ZM81 204H82V203H81ZM86 204H88V203H86ZM91 204H92V203H91ZM109 204H110V203H109ZM114 204H116V203H114ZM117 204H118V202H117ZM119 204H120V203H119ZM134 204H135V203H134ZM162 204H163V203H162ZM175 204H176V203H175ZM191 204H195V203H191ZM227 204H228V203H227ZM227 204H226V205H227ZM240 204H241V203H240ZM12 205H13V203H12ZM34 205L36 206L37 204H34ZM39 205H41V204H39ZM54 205H55V204H54ZM77 205H79V206H77ZM77 205H76V206H77V207H81V209L84 207V206H80V204H77ZM89 205H90V203H89ZM102 205H103V204H102ZM102 205H101V206H102ZM107 205H108V204H107ZM125 205H126V204H125ZM127 205H128V202H127ZM136 205H137V204H136ZM143 205H144V204H143ZM157 205H159V208H161V207H160V206H161L160 203L157 204ZM205 205H206V204H205ZM205 205H204V206L202 205V206H203V207H206ZM208 205H209V204H208ZM210 205H211V204H210ZM210 205H209V206H210ZM226 205H224V208H225V209H229V207H228V208L225 207ZM231 205H233V204H231ZM236 205H238V204H236ZM8 206H9V204H8ZM10 206H11V205H10ZM23 206H24V204H23ZM31 206H32V205H31ZM47 206H48V205H47ZM47 206H46V207H47ZM52 206H53V204H52ZM67 206H68V205H67ZM67 206H66V208H67ZM85 206H86V205H85ZM87 206H88V205H87ZM101 206H100V207H101ZM114 206H116V205H114ZM120 206H121V205H120ZM129 206H130V205H129ZM138 206H139V205H138ZM164 206H165V205H164ZM164 206L162 205V207H164ZM172 206H173V205H172ZM172 206H170V207H172ZM202 206H201V209H203ZM262 206H264V205H262ZM0 207H1V206H0ZM4 207H3V208H4ZM17 207H18V206H17ZM20 207H21V205H20ZM24 207H25V206H24ZM26 207H27V206H26ZM42 207H43V206H42ZM48 207H51V205H49ZM68 207H69V206H68ZM72 207L74 208L73 205H72ZM107 207H108V206H107ZM130 207H131V206H130ZM134 207H135V206H134ZM134 207H133V208H134ZM142 207H143V206H142ZM145 207H146V206H145ZM174 207H176V206H174ZM185 207H187V206H185ZM190 207H193V208H194V206H190ZM235 207H236V206H235ZM243 207H245V205H243ZM257 207H258V206H257ZM31 208H32V207H31ZM36 208H38V206H36ZM36 208H35V209H36ZM57 208H58V211H59V206H58ZM69 208H71V207H69ZM84 208H85V207H84ZM88 208H89V210H90V207H88ZM88 208L86 207V209H88ZM93 208H94V207H93ZM93 208H91V209L93 210ZM98 208H99V207H98ZM105 208H106V207H105ZM116 208H119V207H116ZM124 208H125V207H124ZM128 208H129V207H128ZM139 208H140V207H139ZM197 208H198V207H197ZM237 208H242V207H241V206H240V207L237 206ZM248 208H249V207H248ZM251 208H254V207H251ZM1 209H2V207H1ZM1 209H0V210H1ZM16 209H17V208H16ZM26 209H27V208H26ZM35 209H34V210H35ZM40 209H41V207H40ZM43 209H44V211H45L46 208H43ZM51 209H52V207H51ZM53 209H54V208H53ZM53 209H52V210H53ZM62 209H63V208H62ZM67 209H68V208H67ZM75 209H76V208H75ZM86 209H84V210H86ZM107 209H108V208H107ZM126 209H127V208H126ZM130 209H132V208H130ZM162 209H163V208H162ZM162 209H161V210H162ZM164 209L167 210L166 207H164ZM173 209H174V208H173ZM183 209H184V208H183ZM183 209H182V211H183ZM185 209H186V208H185ZM194 209H195V208H194ZM249 209H250V208H249ZM249 209H248V210H249ZM3 210L6 211L7 208H6V210H5V209H3ZM13 210H14V208H13ZM22 210H23V208H22ZM22 210H21V212H24V211H22ZM113 210L115 211V210H117V209H114V208H113ZM133 210H134V209H133ZM157 210H158V209H157ZM175 210H176V209H175ZM178 210H177V212L174 211V210H173V211L176 212V214H177V213H178ZM186 210H187V209H186ZM197 210H199V208H198ZM205 210H206V209H205ZM219 210H220V204H217V211H219ZM231 210H233V209H231ZM239 210H241V213H242V209H239ZM263 210H264V209H263ZM14 211H16V210H14ZM36 211H37V210H36ZM38 211H39V208H38ZM44 211H43V212H44ZM56 211H57V210H56ZM63 211H64V210H63ZM65 211H68V210H65ZM99 211H100V210H99ZM105 211H106V210H105ZM107 211H108V210H107ZM134 211H135V210H134ZM141 211H142V210H141ZM168 211H169V210H168ZM184 211H185V210H184ZM209 211H210V209H209ZM1 212H2V210H1ZM6 212H7V211H6ZM25 212H26V211H25ZM29 212H30V211H29ZM29 212H28V213H29ZM60 212H61V211H59V213H60ZM75 212H76V211H75ZM78 212H80V211H78ZM91 212H92V211H91ZM93 212H94V211H93ZM97 212H98V211H97ZM97 212H96V213H97ZM100 212H101V211H100ZM152 212H154V211H152ZM171 212H172V211H171ZM194 212H196V210H195ZM204 212H205V211H204ZM213 212H214V211H213ZM223 212H225V210H223ZM256 212H258V210L255 211L254 213H256ZM19 213H20V211H19ZM37 213H39V212H37ZM37 213H36V214H37ZM40 213H41V212H40ZM40 213H39V214H40ZM57 213H58V212H56L55 214H57ZM69 213H70V212H69ZM112 213H113V212H112ZM132 213H134V212H132ZM137 213H138V212H137ZM137 213H135V214H137ZM157 213H158V212H157ZM157 213H156V214H157ZM163 213H164V212H163ZM197 213H200V212H197ZM214 213H216V212H214ZM225 213H226V212H225ZM229 213H230V212H228V214H229ZM232 213H234V211H233ZM239 213H240V212H239ZM7 214H8V213H7ZM30 214H31V213H30ZM41 214L43 215V213H41ZM41 214H40V215H41ZM55 214H54V215H55ZM60 214H62V213H60ZM63 214H64V213H63ZM66 214H67V212H65V215H66ZM71 214H73V213H71ZM77 214L80 215V213H77ZM87 214L90 215L89 212H88ZM110 214H111V213H110ZM140 214H141V213H140ZM148 214H149V212H148ZM152 214H154V213H151V215H152ZM158 214H159V213H158ZM183 214L186 215L185 212H183ZM192 214H193V213H192ZM216 214H217V213H216ZM220 214H221V213H220ZM234 214H235V213H234ZM234 214H233V215H234ZM242 214H243V213H242ZM242 214H239V215H242ZM250 214H251V213H250ZM262 214H263V213H262ZM5 215H6V214H5ZM19 215H20V214H19ZM44 215H45V214H44ZM54 215H53V216H54ZM57 215H58V214H57ZM57 215H55V216H57ZM74 215H75V214H74ZM79 215H78V216H79ZM105 215H106V214H105ZM124 215H125V214H124ZM161 215H162V214H161ZM169 215H170V212H169ZM184 215H183V216H184ZM210 215H212V214H210ZM222 215H224V214H222ZM244 215H245V213H244ZM257 215H258V218H259V219H260V217H262L261 213H259V212L257 213ZM2 216H3V214H2ZM29 216H30V215H29ZM35 216H36V215H35ZM59 216H60V215H59ZM62 216H64V215H62ZM68 216H69V215H68ZM76 216H77V215H76ZM91 216H92V215H91ZM97 216L100 217V218L102 217V216H99V215H97ZM111 216H113V214H112ZM118 216H119V215H118ZM132 216H134V214H133ZM159 216H160V214H159ZM163 216H164V215H163ZM170 216H173V215L171 214ZM195 216H196V215H195ZM216 216H217V224H218V225H217V229H218V231H219L220 234H222V233L224 234V232H226V231H223V232H222L221 228L223 227L222 225H225V223H227V222H225V223L223 222V219H225V218L220 217L219 215H216ZM225 216H226V215H225ZM225 216H224V217H225ZM228 216H230V215H228ZM255 216H256V215H255ZM11 217H13V216H11ZM50 217H51V216H50ZM82 217H83V216H82ZM84 217H85V216H84ZM88 217H89V216H88ZM119 217H120V216H119ZM119 217H118V219H120ZM125 217H126V216H125ZM125 217L123 216L122 218L125 219ZM127 217H128V216H127ZM157 217H158V216H157ZM160 217H161V216H160ZM177 217H178V215H177ZM193 217H194V216H193ZM198 217H199V214H198ZM198 217H196L197 220L199 219ZM237 217H238V215H237ZM248 217H249V216L247 215L246 220H249ZM253 217H254V214H253ZM1 218H4L3 221L5 222V218H6V217H1ZM29 218H30V217H29ZM32 218H33V217H32ZM57 218H58V217H57ZM100 218H97V219H100ZM133 218L135 219V217H133ZM162 218H163V217H162ZM167 218H168V217H167ZM173 218L175 219V221H178V218H177V219H176L175 217H173ZM173 218L171 219V220H172V223H175V221H173V220H174ZM182 218L184 219V218H186V217L184 216V217H182ZM200 218H201V217H200ZM212 218H213V216H212ZM238 218H240V217H238ZM242 218H245V216H243ZM250 218H252V217H250ZM262 218H263V217H262ZM6 219H8V218H6ZM11 219H12V218H11ZM13 219H14V218H13ZM18 219H19V218H17V220H18ZM20 219H21V218H20ZM20 219H19L18 222L21 221ZM37 219H38V222H41V223L44 221V220H43V221L41 220L42 217H41L40 220H39V217H38ZM43 219H44V218H43ZM58 219H59V218H58ZM65 219H66V217H64V220H65ZM68 219H69V218H68ZM68 219H66V220L68 221ZM74 219H75V218H74ZM77 219H78V218H77ZM81 219H82V218H81ZM93 219H96V217L93 218ZM111 219H114V217L111 218ZM116 219H117V218H116ZM160 219H161V218H160ZM164 219H165V218H164ZM164 219H163V220H164ZM179 219H181V217H180ZM188 219H189V218H188ZM193 219H194V218H193ZM206 219H208V218H206ZM227 219H228V217H226V220H227ZM1 220H2V219H1ZM17 220H16V221H17ZM22 220H23V219H22ZM35 220H36V218H35ZM35 220H34V221H35ZM51 220H55V219H52V218H51ZM56 220H57V219H56ZM59 220H60V219H59ZM59 220H58V221H59ZM69 220H70V219H69ZM101 220H106V219H101ZM154 220H155V219H152L151 221H154ZM165 220H167V219H165ZM168 220H169V218H168ZM197 220H196V224H198V221H197ZM226 220H224V221H226ZM260 220H261V219H260ZM263 220H264V218H263ZM263 220H262V221H263ZM3 221H2V222H3ZM7 221H8V220H7ZM12 221H13V220H12ZM12 221H11V222H12ZM60 221H61V220H60ZM76 221H77V220H76ZM82 221H83V220H82ZM86 221H87V219H86ZM88 221H90V220H88ZM97 221H98V220H97ZM106 221H108V220H106ZM118 221H120V220H118ZM192 221H193V220H192ZM237 221H238V220H237ZM243 221H244V219H243ZM250 221H251V220H250ZM262 221H261V222H262ZM2 222H0V226L2 225V224H1ZM4 222H3V223H4ZM11 222H10V223H11ZM27 222H28V221H27ZM50 222H51V221H50ZM64 222H65V221H64ZM64 222H62V224L59 223L60 226H61V225L63 226V223H64ZM113 222H115V220H114ZM159 222H161V220H160ZM178 222H179V221H178ZM182 222H183V220H182ZM228 222H229V221H228ZM14 223H16V222H14ZM14 223H13V225L16 227L17 224L15 225ZM23 223H24V222H23ZM23 223H22V224H23ZM28 223L31 224V223H30V220H29ZM46 223H47V222H46ZM66 223H67V222H66ZM77 223H78V222H77ZM90 223H92V221L89 222V224H90ZM96 223H98V222H96ZM100 223H102V222L100 221ZM104 223H105V222H104ZM123 223L125 224V221H124ZM127 223H129V222H127ZM127 223H126V224H127ZM133 223H135V220H134ZM155 223H156V222H155ZM163 223H164V222H163ZM168 223H169V222H168ZM172 223H171V224H172ZM189 223H190V222H189ZM204 223H205V222H204ZM208 223H209V222H208ZM230 223H231V221H230ZM250 223H251V222H250ZM252 223H253V221H252ZM20 224H21V222H20ZM33 224H34V223H33ZM33 224H32V225H33ZM36 224H38V223H36ZM43 224H44V223H43ZM47 224H48V223H47ZM59 224H58L57 226H59ZM75 224H76V223H75ZM86 224H87V223H86ZM94 224H95V223H94ZM106 224H107V223H106ZM136 224H137V223H136ZM152 224H153V222H152ZM156 224H157V223H156ZM159 224H161V223H159ZM175 224H177V223H175ZM182 224H184V222H183ZM258 224H260V223L258 222ZM11 225H12V224H11ZM18 225H19V224H18ZM38 225H39V224H38ZM40 225H42V224H40ZM77 225H78V224H77ZM97 225H98V224H96L95 226L93 225V227H91V229L96 228ZM99 225H100V224H99ZM110 225H111V224H110ZM115 225H116V224H113V226H115ZM122 225H123V224H122ZM148 225H150V224H148ZM164 225H165V224H164ZM172 225H173V227H177V225H176V226H174V224H172ZM184 225H185V224H184ZM187 225H188V224H187ZM194 225H195V224H194ZM209 225H210V224H209ZM211 225H212V224H211ZM240 225H241V224H240V222H239V226H240ZM2 226H3V225H2ZM14 226H13V227H14ZM21 226H22V225H21ZM27 226H28V224H26V226H24V228L27 227ZM29 226H30V227H29L30 229L33 228V227H31V225H29ZM33 226H34V225H33ZM36 226H37V225H36ZM36 226H35V229L37 228ZM54 226H56V225H54ZM60 226H59V227H60ZM71 226H72V225H71ZM75 226H76V225H75ZM75 226H74V227H75ZM78 226H80V225H78ZM84 226H85V225H84ZM87 226H88V225H87ZM87 226H86V227H87ZM105 226H106V225H105ZM120 226H121V224H120ZM131 226H132V224H131ZM152 226H153V225H151V227H152ZM166 226H167V225H166ZM178 226L181 227V226H183V225H180V222H179ZM251 226H252V224H251ZM17 227H19V226H17ZM42 227H43V226H42ZM47 227H49V226L47 225ZM59 227H58V229L62 228V227H60V228H59ZM110 227H111V226H110ZM115 227H117V226H115ZM123 227H124V226H123ZM128 227H129V226H128ZM128 227H126V228H128ZM132 227H133L132 229H134V226H132ZM158 227H159V225H158ZM163 227H165V226H163ZM163 227H162V228H163ZM184 227H185V226H184ZM184 227H183V229H184ZM188 227H189V226H188ZM205 227H206V226H205ZM225 227L227 228V226H224V228H225ZM233 227H235V226H232V228H233ZM243 227H245V226H243ZM253 227H254V228H253ZM257 227H258V226H257ZM263 227H264V226H263ZM0 228L2 229V227H0ZM10 228H12V226H11ZM43 228H45V227H43ZM52 228H53V227H52ZM70 228H72V227H70ZM70 228H69V226H68V231L66 230L67 232H63V233H65V234L69 233L70 230H71ZM76 228H77V226H76ZM76 228H75V230H77L79 227H78L77 229H76ZM80 228H81V227H80ZM126 228H125V230H126ZM167 228H168V226H167ZM167 228H166V230H168ZM193 228H196V229H197L198 227H193ZM201 228H202V230H203V227H201ZM210 228H211V226H210ZM210 228H209V230H210ZM214 228H215V227H214ZM214 228H213V229H214ZM224 228H223V229H224ZM229 228H230V226H229ZM235 228H237V227H235ZM238 228H241V227H238ZM246 228H248V227H246ZM251 228H253V229H252V230H247V232L244 233V236H241V237L238 236V237H240V243H243L242 245H245V246H246V245H247V244H245V243H247L246 240L249 241L250 244H249V243H248V244L251 245V247H250V246H248V247H250V248H252V245H253L252 243H254V244L256 243V242H254L255 239H256V238H259V237H257V233H260V232H259L260 230H257L258 228L256 229V223H254L253 226H252ZM6 229H8V228H6ZM14 229H17V228H14ZM21 229H22V228H21ZM35 229H34V230H35ZM45 229H46V228H45ZM45 229H44L43 231L46 232ZM53 229H55V228H53ZM63 229H64V228H63ZM63 229H62V230H63ZM85 229H86V228H85ZM106 229H108V228L106 227ZM106 229H105V230H106ZM109 229H110V228H109ZM121 229H122V227H121ZM123 229H124V228H123ZM136 229H137V228H136ZM138 229H139V228H138ZM147 229H149V226H148ZM156 229H157V228H156ZM160 229H161V228H160ZM160 229H158L159 231H157V232H160ZM169 229H171V228H169ZM183 229H182V230H183ZM199 229H200V228H199ZM199 229H197V233H198V230H199ZM213 229H212V231H213ZM8 230H9V229H8ZM8 230H6L5 232H7ZM19 230H20V229H19ZM22 230H23V229H22ZM49 230H51V229H49ZM82 230H83V228H82ZM82 230H81V231H82ZM86 230H88V229H86ZM154 230H155V229H154ZM161 230H163V229H161ZM175 230H176V229H175ZM179 230H180V229H177V231H179ZM187 230H190V229L187 228ZM191 230H193V229H191ZM230 230H231V229H230ZM230 230H229V231H230ZM240 230H243V229H240ZM9 231H10V230H9ZM23 231H24V230H23ZM29 231H30V230H29ZM47 231H48V230H47ZM64 231H65V230H64ZM77 231H78V230H77ZM88 231L90 232V230H88ZM88 231H87V232H88ZM108 231H111V229L108 230ZM116 231L118 232V230H116ZM137 231H138V230H137ZM139 231H140V230H139ZM142 231H143V230H142ZM151 231H152V230H151ZM163 231H164V230H163ZM184 231L186 232V230H184ZM204 231H205V230H203V232H204ZM206 231H208V230H206ZM257 231H258V232H257ZM3 232H4V230H3ZM26 232H27V231H26ZM30 232H31V231H30ZM33 232H35V231H33ZM36 232L38 233V230H36ZM36 232H35V233H36ZM52 232H53V230H52ZM52 232L50 231L51 234H52ZM61 232H62V231H61ZM79 232H80V231H79ZM89 232H88L87 234H89ZM124 232H125V231L123 230V233H124ZM126 232H127V231H126ZM130 232H132V231H130ZM152 232H153V231H152ZM190 232H191V231H190ZM192 232H193V231H192ZM208 232H209V231H208ZM230 232H234V231H230ZM237 232H238V230H237ZM254 232H255V233H254ZM7 233H8V232H7ZM14 233H15V232H14ZM16 233H17V232H16ZM16 233H15V234H16ZM18 233H19V232H18ZM20 233L23 234V232H20ZM28 233H29V232H27L26 234L28 235ZM37 233H36V234H37ZM63 233H62V234H63ZM82 233H83V231H82ZM82 233H81V234H82ZM103 233H104V232H103ZM132 233H133V232H132ZM148 233H149V232H148ZM161 233H162V232H161ZM181 233H182V232H180V234H181ZM186 233H188V232H186ZM235 233H236V232H234V235H235ZM240 233H241V231H240ZM253 233H254V234H253ZM15 234H14V235H15ZM30 234H32V232H31ZM38 234H39V233H38ZM70 234H71L70 237H72V236L74 235V234L72 235V233H70ZM116 234H118V233H116ZM127 234H128V233H127ZM130 234H131V233H130ZM134 234H135V233H134ZM137 234H138V233H136V235H137ZM149 234H150V233H149ZM153 234H154V233H153ZM159 234H160V233H159ZM163 234H164V233H163ZM204 234H205V233H204ZM229 234H231V233H228V235H229ZM262 234H263V232H262ZM1 235H2V234H1ZM5 235H8V234H5ZM23 235H25V234H23ZM32 235H33V234H32ZM40 235H41V234H40ZM47 235H48V234H47ZM57 235H58V231H57ZM84 235H85V234H84ZM101 235H102V233H101ZM131 235H133V234H131ZM141 235H142V234H141ZM141 235L139 234V236H141ZM156 235H158V234H156ZM167 235H168V233H167ZM181 235L184 237V234H181ZM185 235H188V234H185ZM192 235H193V233H192ZM205 235H206V234H205ZM237 235H239V234H237ZM241 235H243V234L241 233ZM15 236H16V235H15ZM29 236H30V235H28V237H29ZM50 236L52 237L53 234H52V235H49V236H45V237L48 238V237H50ZM55 236H56V235H55ZM81 236H82V235H80V238L85 237L86 235H85V236H82V237H81ZM108 236H110V235H108ZM108 236H107V237H108ZM161 236H162V235H161ZM188 236H189V235H188ZM188 236H187V237H188ZM194 236H195V235H194ZM196 236H197V235H196ZM254 236H256V237H254ZM263 236H264V235H260L261 238H262ZM25 237H26V236H25ZM34 237H35V235H34ZM38 237H39V236H38ZM42 237H43V236H42ZM64 237H65V236H64ZM99 237H100V236H99ZM103 237L105 238V234L103 235ZM127 237H129V236L127 235ZM149 237H151V235H150ZM157 237H159V238L161 239V241H164V240H162V238H164V236H162V238L160 237V235L157 236ZM176 237H178V236L174 233V230L171 229V230H170V234H169L168 236H166V238H165V240L167 239V241H168L167 244H170V245H168L169 249H170V246L173 247V245H174V244L171 245V243H169V242L172 241L174 238L177 239ZM179 237H180V236H179ZM200 237H201V236H200ZM204 237H205V236H204ZM229 237H230V239H232V240H233V238H234V237H232V236H229ZM2 238H3V237H2ZM8 238L10 239V238H12V236H10V237L8 236ZM22 238H24V237H22ZM22 238H20L19 241H20ZM32 238H33V237H32ZM43 238H44V237H43ZM75 238H76V237H75ZM92 238H93V237H92ZM96 238H97V237H96ZM96 238H95V239H96ZM137 238H138V237H137ZM141 238H142V237H141ZM141 238H140V239H141ZM146 238H147V237H146ZM184 238H185V237H184ZM184 238H183V239H184ZM261 238H260V239H261ZM33 239H34V238H33ZM52 239H53V237H52L50 240H52ZM66 239H67V238H66ZM68 239H69V237H68ZM70 239H74V238H70ZM110 239H112V238L110 237ZM126 239H127V238H126ZM156 239H157V238H156ZM160 239L157 240V243L160 242V241H159ZM187 239H188V238H187ZM187 239H185V240H187ZM200 239H202V237H201ZM220 239H221V238H220ZM234 239H235V238H234ZM7 240H8V239H7ZM22 240H24V239H22ZM25 240H26V239H25ZM28 240H30V239H28ZM28 240H26V241H28ZM31 240H32V239H31ZM55 240H56V239H55ZM59 240H61V239H59ZM62 240H63V239H62ZM82 240H83V238H82ZM86 240H87V239H86ZM98 240L101 241L102 239H101V240L98 239ZM115 240H118V238L115 239ZM142 240L145 241V239H142ZM180 240H181V241H180ZM180 240H179V241H180V246H181V247H179L178 250H176L177 248L174 249V251H176L175 254L178 256V258H180V260L182 259V261H184L185 258H186L185 256L191 257V256H189V254L186 255V254H187V253H186V249L188 248V251H189V250L191 251V249H190V247H188V244H186V245H187V248H186V249H182L183 244H184V241L182 240V237H181ZM191 240H192V239H191ZM197 240H198V239H197ZM197 240H196V241H197ZM263 240H264V238H263ZM35 241H36V240H35ZM40 241H41V240H40ZM45 241H46V238H45ZM75 241H77V240H75ZM90 241H92L91 238H90ZM108 241H109V238H108ZM130 241H131V240H130ZM130 241H129V242H130ZM137 241H138V240H137ZM148 241H149V240H148ZM155 241H156V240H155ZM177 241H178V240H177ZM192 241H193V240H192ZM194 241H195V239H194ZM201 241H202V240H201ZM217 241H219V240H217ZM233 241H234V240H233ZM256 241H257V240H256ZM259 241H260V240H259ZM10 242H11V241H10ZM20 242L22 243V241H20ZM29 242H31V241H29ZM29 242H28V244H30ZM33 242H34V241H32V243H33ZM46 242H50V241H46ZM58 242H59V241H58ZM64 242H65V244H66V242H68V240H66V241L64 240ZM81 242H83V241H81ZM109 242H110V241H109ZM109 242H108V243H109ZM124 242H125V240H124ZM145 242H146V241H145ZM153 242H154V241H153ZM189 242H190V241H189ZM221 242H222V241H221ZM234 242H235V244H237L236 241H234ZM6 243H7V242H6ZM6 243H5V244H6ZM13 243H14V242H13ZM26 243H27V242H25V243L23 242V244H26ZM42 243H43V241H42ZM68 243H70V242H68ZM78 243H80V242L78 241ZM96 243H97V246H98V243H99V242H96ZM104 243H105V245H107V244H106V240H105ZM118 243H119V242H118ZM118 243H116V244H118ZM127 243H128V242H127ZM133 243H134V242H133ZM140 243H141V242H140ZM140 243H137V244H140ZM149 243H150V241H149ZM165 243H166V242H165ZM173 243H175V241H173ZM185 243H188V242L185 241ZM194 243H195V242H194ZM198 243H200V241H198ZM204 243H205V242H204ZM204 243H202V244L204 245ZM217 243H218V242H217ZM238 243H239V242H238ZM257 243H259V242H257ZM257 243H256V245H257ZM260 243H261V241H260ZM11 244H12V243H11ZM34 244H36V242H35ZM39 244H40V243H39ZM45 244H47V243H45ZM62 244H64V243H62ZM71 244H72V242L70 243V245H71ZM109 244H111V242H110ZM137 244H136V246H137ZM141 244H142V243H141ZM153 244H154V243H153ZM167 244H165V246H166ZM233 244H234V243H233ZM233 244L229 245V247H232V246H233V248H234L235 246H234ZM12 245H13V244H12ZM49 245H50V244H49ZM66 245H67V244H66ZM73 245H74V244H73ZM73 245H72V246H73ZM79 245L81 246V244H79ZM86 245H87V244H86ZM86 245H85L84 247H86ZM88 245H90V244H88ZM88 245H87V246H88ZM93 245H94V247L96 246L95 244H93ZM114 245H115V243H114ZM119 245H122V244H119ZM150 245H151V244H150ZM190 245H191V244H190ZM242 245H241V246H238V244H237L236 246L241 247V248H245L244 246L242 247ZM28 246H31V245H28ZM37 246H38V245H37ZM42 246H43V245H41V247H42ZM67 246H68V245H67ZM74 246H77V245H74ZM91 246H92V245H91ZM100 246H101V245H100ZM107 246H108V245H107ZM107 246H105V247H107ZM112 246H113V245H112ZM122 246H124V245H122ZM125 246H127V245H125ZM133 246H135V244H133ZM133 246H132V249H133ZM143 246H145V248H146V245H143ZM147 246H148V245H147ZM154 246H156V245H154ZM159 246H160V245H159ZM161 246H162V245H161ZM191 246H192V245H191ZM195 246H196V245H195ZM216 246H217V244H216ZM216 246H215V248H213L212 250L217 249ZM223 246H226V244L223 245ZM259 246H260V244H259ZM259 246H258V247H259ZM261 246H262V245H261ZM20 247H21V246H20ZM41 247H40V249L43 248V247H42V248H41ZM78 247H79V246H78ZM92 247H93V246H92ZM101 247H102V246H101ZM105 247H103V248H105ZM117 247L120 248L121 246H117ZM127 247H128V246H127ZM137 247H138V246H137ZM156 247H157V246H156ZM166 247H167V246H166ZM166 247H165V248H166ZM176 247H177V246H176ZM221 247H222V245H221ZM221 247H220V248H221ZM227 247H228V246H227ZM227 247H226V248H227ZM246 247H247V246H246ZM1 248H2V247H1ZM26 248H27V247H26ZM47 248H48V247H47ZM56 248H57V247H56ZM68 248H70V246H69ZM79 248H81V247H79ZM89 248H90L91 250H93V249H95L96 247H95V248H91V247H89ZM97 248H98V247H97ZM128 248H129V247H128ZM128 248H127V249H128ZM174 248H175V247H174ZM200 248H201V245H200ZM200 248H199V249H200ZM206 248H208V247H206ZM226 248H225V249H226ZM250 248H248V249H250ZM256 248H257V247H253V250H255ZM2 249H3V248H2ZM2 249H1V250H2ZM10 249H11V248H10ZM10 249H9V250H10ZM15 249H16V248H15ZM23 249H24V246H23ZM57 249H59V248H57ZM70 249H71V248H70ZM90 249H89V250L86 249V250H88V252H91ZM107 249H108V248H107ZM107 249H106V250H107ZM111 249H113V248H111ZM114 249H115V247H114ZM123 249H124V248H123ZM139 249H140V248H139ZM158 249H159V248H158ZM171 249H172V248H171ZM197 249H198V247H197ZM221 249H222V248H221ZM235 249H240V248H236V247H235ZM245 249H246V248H245ZM263 249H264V248H263ZM13 250H14V248H13ZM27 250H28V249H27ZM29 250H32V248L29 249ZM29 250H28L27 252H30ZM37 250H38V249H37ZM45 250H46V249H45ZM48 250H49V249H48ZM66 250H68V249H66ZM82 250H83V248H82ZM103 250H105V249H103ZM106 250H105V251H106ZM140 250H141V251H144V249H143V250L140 249ZM161 250H163V249H161ZM192 250H194V249H192ZM195 250H196V249H195ZM223 250H224V249H223ZM226 250H227V249H226ZM246 250H247V249H246ZM256 250H257V249H256ZM16 251H17V250H16ZM24 251L26 252V250H24ZM56 251H57V250H56ZM77 251H78V250H77ZM77 251H76V253H77ZM95 251H97V250H95ZM95 251L93 250L92 252L95 253ZM107 251H108V250H107ZM112 251L114 252V250H112ZM126 251H127V250H126ZM135 251H136V250H135ZM145 251H146V250H145ZM156 251H158V250L156 249ZM163 251H164V250H163ZM165 251H166L167 253H169L168 251H170V250H165ZM197 251H198V250H197ZM204 251H205V250H204ZM249 251H250V250H249ZM2 252L4 253V251H2ZM8 252H9V251H8ZM8 252H6L5 255H7ZM11 252H12V250H11ZM27 252H26V253H27ZM42 252H43V250H42ZM44 252H45V251H44ZM53 252H54V250H53ZM73 252H75V251H73ZM101 252H102V250H101ZM118 252H119V251H118ZM128 252H129V251H128ZM139 252H140V251H139ZM171 252H172V251H171ZM202 252H203V251H202ZM207 252H208V251H207ZM209 252H210V254L213 253L211 250H210ZM223 252H225V251H223ZM247 252H248V251H247ZM259 252H260V251H259ZM49 253H50V252H49ZM68 253H69V251H68ZM68 253H67V254H68ZM83 253H85V252L83 251ZM86 253H87V252H86ZM111 253H112V252H111ZM123 253H124V252H123ZM140 253H141V252H140ZM203 253H204V252H203ZM221 253H222V252H221ZM226 253H227V251H226ZM240 253H241V251L239 252V255H240ZM251 253H253V252L251 251ZM260 253H261V255L264 256V252H263V251L260 252ZM0 254H1V253H0ZM9 254H10V253H9ZM12 254H13V253H12ZM12 254H11V255H12ZM19 254H20V253H19ZM22 254H24V252H23ZM35 254H36V253H34V254H30V256H31V255H35ZM40 254H42V253H40ZM55 254H56V253H55ZM62 254H63V253H62ZM74 254H75V253H74ZM90 254H92V253H90ZM90 254H89V255H90ZM121 254H122V252H121ZM132 254H133V253H132ZM172 254H173V252H172ZM191 254H193V253H191ZM207 254L209 255V253H207ZM207 254H206V255H207ZM241 254H244V253H241ZM1 255H2V254H1ZM1 255H0V256H1ZM25 255H26V254H25ZM68 255H69V254H68ZM68 255H67V256H68ZM82 255H83V254H82ZM86 255H88V254H86ZM89 255H88V257H90ZM92 255H93V254H92ZM96 255H99V254H97V252H96ZM96 255H95V256H96ZM102 255H103V254H102ZM112 255H113V254H112ZM118 255H119V254L117 253L116 258L118 257ZM125 255H126V254H125ZM134 255H135V254H133V257H134ZM157 255H158V253H157ZM157 255H156V256H157ZM196 255L198 256L199 254H196ZM196 255H194V256H196ZM216 255H218V254L216 253ZM216 255H213V256H216ZM220 255H221V254H219L218 256H220ZM245 255H246V254H245ZM247 255H251V254H247ZM247 255H246V256H247ZM257 255H258V254H257ZM261 255H260V256H261ZM14 256H15V252H14ZM22 256H23V255H22ZM38 256H39V255H37V257H38ZM42 256H43V255H42ZM51 256H52V255H51ZM62 256L65 257L66 254H65V255H62ZM67 256H66V257H67ZM70 256H72V254L69 255V257H70ZM76 256H77V255H76ZM76 256H74V257H76ZM99 256H100V255H99ZM104 256H106V255L104 254ZM123 256H124V255H123ZM136 256H137V255H136ZM136 256H135V258H137ZM139 256H141V255L139 254ZM169 256H170V254L168 255V257H169ZM194 256H192V257H194ZM213 256H212V257H213ZM223 256H225V254H223ZM242 256H244V255H242ZM2 257H3V256H2ZM9 257H10V256H9ZM9 257H8V258H9ZM23 257H24V256H23ZM31 257H32V256H31ZM35 257H36V256H35ZM35 257H34V258H35ZM40 257H41V255H40ZM55 257H57V256H55ZM55 257H54V259H57V258H58V257H57V258H55ZM64 257L62 258V260L64 259ZM72 257H73V256H72ZM74 257H73V258H74ZM83 257H85V255H83ZM108 257H109V256H108ZM143 257H144V256H143ZM151 257H152V254H151ZM153 257L155 258V256H153ZM168 257H167V258H168ZM175 257H176V256H175ZM175 257H171V258H175ZM188 257H187V258H188ZM192 257H191V259H192ZM199 257H201V256H199ZM244 257H245V256H244ZM247 257H249V256H247ZM5 258H6V257H5ZM5 258H4V259H5ZM10 258H14V257L12 256V257H10ZM41 258H42V257H41ZM47 258H48V257H47ZM47 258H45V259L47 260ZM51 258H52V257H50V259H51ZM59 258H61V257H59ZM85 258H86V260H91L90 258H92V257H90L89 259H87V257H85ZM93 258H94V257H93ZM95 258H97V257H95ZM95 258H94V260H96ZM98 258H99V257H98ZM103 258H106V257H102V259H103ZM122 258H123V257H122ZM122 258H120V259H122ZM126 258H128V257H126ZM144 258H146V257H144ZM176 258H177V257H176ZM207 258H209V257H207ZM221 258H222V257H221ZM225 258H226V256H225ZM225 258L222 259V260L224 261L223 264H225V260H226ZM238 258H239V257H238ZM242 258H243V257H242ZM242 258H240V259H241V264H243L244 261L246 262V260L243 261ZM245 258H246V257H245ZM245 258H244V259H245ZM258 258H259V260H258L257 258H253V259H254L253 261H252V258L248 259V260H249V263H253V264H264V258H263V259L260 258V257H258ZM15 259H16V258H15ZM52 259H53V258H52ZM52 259H51V260H52ZM109 259L112 260L111 258H108V261H110ZM123 259H124V258H123ZM147 259H148V257H147ZM159 259H160V258H159ZM169 259H170V257L168 258V260H169ZM194 259H196V258H194ZM211 259H213V258H211ZM224 259H225V260H224ZM240 259H238V261H239ZM246 259H247V258H246ZM0 260H2V258H1ZM8 260H9V259H8ZM12 260H14V259H12ZM19 260H20V259H19ZM23 260H24V259L22 258V260H20V261L22 262ZM29 260H30V259H29ZM39 260H40V258H39ZM43 260H44V259H43ZM43 260H42V261H43ZM57 260H58V259H57ZM67 260H68V259H67ZM69 260H70V259H69ZM77 260L79 261V259H77ZM94 260H93V261H94ZM126 260H127V259H126ZM126 260H125V261H126ZM150 260H151V258H150ZM175 260H176V259H175ZM178 260H179V259H178ZM180 260L177 261V262H180ZM188 260H190V259L188 258ZM199 260H200V259H199ZM202 260H203V258H202ZM217 260L220 261L219 258H217ZM217 260L215 259L214 261H217ZM2 261H3V260H2ZM6 261H7V260H5V262H6ZM15 261H16V260H15ZM24 261H25V260H24ZM26 261H27V259H26ZM26 261H25V262H26ZM37 261H38V260H37ZM59 261L61 262V260H58V262H59ZM63 261H65V260H63ZM93 261H92V262H93ZM96 261H99V260L97 259ZM96 261H95V262H96ZM102 261H104V260H102ZM102 261H100V262H102ZM121 261H123V260H121ZM125 261H124V262H125ZM134 261H135V259H134ZM138 261H140V260H138ZM147 261H148V260H147ZM156 261H157V260H156ZM186 261H187V260H186ZM186 261H184V264L186 263ZM193 261H194V260L192 259V262H193ZM196 261H197V260H196ZM200 261H201V260H200ZM207 261H208V260H207ZM226 261H227V260H226ZM242 261H243V262H242ZM5 262H4V263H5ZM21 262H20V263H21ZM25 262H23V263H25ZM50 262H51V261H48V263H50ZM55 262H56V261H55ZM67 262H68V261H67ZM82 262H84V261L82 260ZM82 262H81V263H82ZM86 262H88V261H86ZM92 262H91V263H92ZM105 262H106V261H105ZM149 262H150V261H149ZM168 262H169V261H168ZM168 262L166 261V263H168ZM197 262H198V261H197ZM210 262H213V261L210 260ZM221 262H222V261H221ZM239 262H240V261H239ZM15 263H16V262H15ZM35 263H36V262H35ZM35 263H34V264H35ZM37 263H38V262H37ZM39 263H40V262H39ZM52 263H53V261H52ZM61 263H63V262H61ZM70 263H73V262L71 261V262H69V264H70ZM74 263H75V261H74ZM78 263H79V262H78ZM88 263H89V262H88ZM91 263H90V264H91ZM107 263H108V262H107ZM119 263H121V262L119 261ZM129 263H131V262H129ZM150 263H151V262H150ZM150 263H149V264H150ZM175 263H176V262H175ZM214 263H215V262H214ZM217 263H218V262H217ZM228 263L230 264V262H228ZM6 264H7V263H6ZM9 264H11L10 261H9ZM26 264H30V262H29V263L26 262ZM31 264H33V262H32ZM57 264H58V263H57ZM64 264H65V263H64ZM82 264H84V263H82ZM95 264H98V263H95ZM108 264H110V262H109ZM111 264H113L112 261H111ZM122 264H123V263H122ZM126 264H127V262H126ZM151 264H152V263H151ZM168 264H171V263H168ZM172 264H173V262H172ZM179 264H183V263H179ZM187 264H188V263H187ZM192 264H193V263H192ZM202 264H204V263H202ZM207 264H208V263H207ZM210 264H211V263H210ZM221 264H222V263H221ZM245 264H247V263H245Z\"/></svg>",
    "mask_w": 264,
    "mask_h": 264
}]
</instances>
